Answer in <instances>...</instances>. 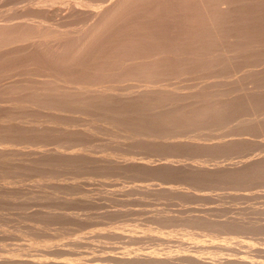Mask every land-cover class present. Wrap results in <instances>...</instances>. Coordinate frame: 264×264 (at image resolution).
<instances>
[{
    "label": "rangeland",
    "instance_id": "374dc122",
    "mask_svg": "<svg viewBox=\"0 0 264 264\" xmlns=\"http://www.w3.org/2000/svg\"><path fill=\"white\" fill-rule=\"evenodd\" d=\"M102 1V2H101ZM112 1V2H111ZM0 0V21L3 20L0 23L1 26V35H0V39L3 37H1L2 35H6V37H4V40H0L1 41V47H0V207H2V209L0 208V256L2 258V256L4 257V259L0 258V264H28V262L25 263L24 260L31 262L30 264H197L199 262V264H209L208 262H215L218 259H222L224 258V260L226 261H220L222 264H228L227 262H229V264H240L242 260V264H245L244 261L248 262L250 260L251 263L255 262H261V263H257V264H262L264 262V257H261L262 253H264V215H261L262 213H264V161H262L261 166L260 163V157H262V160H264V122H262V120H264V0H135V4H134V0H125L122 3H120L119 5L116 6L115 9H113L114 11L112 12L113 15L111 13H106L105 17L107 16L109 17L108 14L112 15V18H108V20L103 19L102 20V25H104L103 29L101 28L102 25H99V21H101V19L99 18L96 19V16H98L100 13V10L98 9L99 7L103 8L104 10L107 7H110L112 5V3L115 2V0ZM141 1V2H140ZM154 1V2H153ZM187 1V2H186ZM221 3H218V2ZM255 1V2H254ZM40 2V3H38ZM91 2V4H90ZM107 2V3H106ZM108 2L110 5H108ZM129 2H132L133 5L130 3V5L128 4ZM139 2V3H138ZM151 2V3H150ZM175 2V3H174ZM178 2V3H177ZM184 2V3H182ZM208 2V3H207ZM211 2V3H210ZM217 2V3H216ZM224 2V3H223ZM81 3V4H80ZM89 3V4H88ZM93 3V4H92ZM102 3V4H101ZM165 3V4H164ZM202 3V5H201ZM207 3V4H206ZM236 3V4H235ZM72 4H75L72 5ZM107 4L106 8L105 5ZM143 4V5H142ZM212 4V5H211ZM219 4V5H218ZM244 4V5H243ZM20 5V6H19ZM23 5V6H22ZM35 5V6H34ZM78 5V7H77ZM85 5V6H84ZM102 5V6H101ZM125 5V6H124ZM127 5V6H126ZM179 5V6H178ZM205 5V6H204ZM210 5V6H209ZM224 5V6H223ZM19 6V7H18ZM28 8L26 9L25 7ZM41 8H40V7ZM87 6V7H86ZM130 6V7H128ZM132 6V7H131ZM220 6V7H219ZM18 7V8H17ZM41 9H39V8ZM43 7V9H42ZM94 10H92V14L91 17L89 16V14H91V11L89 13V10H91L92 8ZM95 7V8H94ZM135 7V8H134ZM140 7V8H139ZM183 7V9H182ZM188 7V8H187ZM213 9H212V8ZM20 8V9H19ZM38 11H37V9ZM75 8V10L73 9ZM88 8V9H86ZM97 8V9H96ZM101 8V10H102ZM163 8V9H161ZM179 8V9H177ZM205 10H204V9ZM222 10H221V9ZM224 8V9H223ZM24 9V10H23ZM68 9V10H67ZM72 9V10H71ZM79 9V10H78ZM124 9V11H123ZM126 9V10H125ZM144 11H143V10ZM177 9V10H176ZM181 9V10H180ZM199 9V10H198ZM16 12H14V11ZM17 10V11H16ZM44 10V11H43ZM74 10V11H73ZM83 10V11H82ZM88 10V11H87ZM99 10V13L97 11ZM122 10V12H121ZM149 10V11H148ZM168 10V12H167ZM172 10V11H171ZM203 10V11H202ZM208 10V11H207ZM220 10V11H219ZM43 11V12H41ZM76 11V12H75ZM81 11V12H80ZM87 11V13L85 14L84 12ZM215 11V12H214ZM8 12V13H7ZM18 12V13H17ZM25 12V13H24ZM27 12V13H26ZM31 15H30V13ZM46 12V13H45ZM66 12V13H65ZM95 12H97L95 14ZM193 12V13H192ZM14 13V14H13ZM22 13V14H21ZM83 13V14H82ZM89 13V14H88ZM122 13V14H120ZM186 15H185V14ZM188 13V14H187ZM204 13V14H203ZM20 14V15H19ZM38 14V15H36ZM48 14V15H47ZM55 14H60V15H64L63 16H59V15H55ZM88 14V15H87ZM190 14V15H189ZM203 14V15H202ZM10 17H8V16ZM18 15V16H17ZM47 15V16H46ZM71 15V16H69ZM84 15V16H83ZM117 15V16H116ZM120 15V16H118ZM176 17H175V16ZM206 15V18H205ZM211 15V16H210ZM213 15V16H212ZM6 17V19L4 17ZM12 16L14 18V16H16V19L14 18V20L16 21L15 23H13L14 21H12ZM23 16V18H21ZM36 16L35 19H32ZM57 16V17H56ZM88 16V17H87ZM114 16V19H113ZM160 16V17H159ZM170 16V17H169ZM173 16V17H172ZM221 16V17H220ZM28 17V18H27ZM30 17V18H29ZM50 17V18H49ZM72 17V18H71ZM84 17H87L86 19ZM94 17V18H93ZM130 17V18H129ZM137 17V18H136ZM141 17V18H140ZM164 17V18H163ZM185 17V18H184ZM189 17V20H188ZM193 17V18H191ZM197 17V19H196ZM10 18V19H8ZM44 18V20H43ZM54 20H53V19ZM58 18V19H57ZM60 18V19H59ZM62 18V19H61ZM70 18V21H69ZM95 19L94 21H91V19ZM103 18V17H102ZM133 18V20H132ZM148 18V19H147ZM209 18V19H208ZM22 20V22L17 20ZM39 19V20H38ZM42 19V21H41ZM47 19V20H46ZM56 19V21H55ZM65 19V20H64ZM85 19V21H84ZM88 19V20H87ZM92 19V20H93ZM138 19V20H137ZM168 19V20H167ZM194 19V20H193ZM24 20V21H23ZM34 20V21H33ZM58 20V21H57ZM64 20L66 22L63 23ZM98 22H97V21ZM107 21V25H106V21ZM117 20V21H116ZM150 20V21H149ZM205 20V22H204ZM9 21H12L11 24H15V25H8ZM18 21V23H17ZM40 21V22H39ZM55 21V22H54ZM105 21V23H104ZM174 21V22H173ZM199 21V22H198ZM35 22V23H33ZM47 22V24H49L50 22L55 25L56 22L59 23V25H64L63 28L60 26L59 28L57 26L55 27V25L53 26V24H49L51 29H53L51 26L55 27V29L57 28L56 32L52 31L53 35L52 36L50 31L47 30L48 26L47 25L45 27V24H43ZM70 24H69V23ZM91 22V23H90ZM94 22V23H93ZM99 25L98 28H100L99 30H101L99 32V30L95 29L97 24ZM113 22H115L113 24ZM165 22V23H164ZM168 22V23H167ZM198 22V23H197ZM223 22V23H222ZM241 22V23H240ZM247 22V23H246ZM5 23V24H4ZM18 25H17V24ZM21 23L24 24L21 25ZM35 24V26L37 28H40L39 26H43L44 28H46V30L44 28L38 29L36 30L33 26V24ZM39 23V25H37ZM41 23V25H40ZM100 23V24H101ZM104 23V24H103ZM109 23V24H108ZM118 23V24H117ZM187 23V24H186ZM193 23V24H192ZM213 23V24H212ZM20 24V27H19ZM29 25L28 27L26 25ZM83 24V25H82ZM84 24L89 27H86L87 29L84 27ZM122 24V25H121ZM156 24V25H155ZM191 26H188V25ZM197 24V25H196ZM207 24V25H205ZM213 26H212V25ZM5 25V26H4ZM17 25V26H16ZM69 27H68V26ZM72 25V26H70ZM106 25V26H105ZM112 25V26H109ZM116 25V26H115ZM126 28H125V26ZM131 25V26H130ZM187 25V26H186ZM196 25V26H195ZM220 25V26H219ZM235 25V26H234ZM9 27L8 29H6V27ZM15 26V27H14ZM22 26V27H21ZM33 26V27H31ZM82 26V28H81ZM95 26V27H92ZM114 26V27H113ZM134 26V27H133ZM163 26V27H162ZM186 26V27H185ZM26 27V28H24ZM67 27L71 30H68ZM92 27L94 30L89 28ZM124 27V28H123ZM129 27V28H128ZM173 27V28H172ZM175 27V28H174ZM213 27V28H212ZM216 27V28H215ZM221 27V28H220ZM3 28L5 29V31L7 30L8 32H5L3 30ZM21 28V29H20ZM34 28V29H33ZM60 28L63 29V32L60 31ZM66 28V29H65ZM85 28V29H84ZM108 28V29H107ZM153 28V29H152ZM168 28V29H167ZM189 28V29H188ZM198 28V29H197ZM201 28V29H200ZM215 28V29H214ZM244 28V29H243ZM29 31H28V30ZM59 29V30H58ZM82 29V30H81ZM84 29V30H83ZM107 29V30H106ZM111 29V30H110ZM133 29V31L131 30ZM172 29V30H171ZM183 29V30H182ZM187 29L189 31V33L187 32ZM34 30V31H33ZM36 30V32H35ZM81 30V33H80ZM93 32H92V31ZM95 30H97V34L95 33ZM146 32H145V31ZM199 30V31H198ZM12 31V32H11ZM19 31V32H18ZM33 35H31V32ZM41 31V32H40ZM43 31V33H42ZM59 31V34H57ZM85 31L84 36H86V34H88L89 32L92 34V36L90 35L91 38L93 39H88L89 36L85 37L83 36V32ZM118 31V32H117ZM180 31V32H179ZM222 33H221V32ZM246 31V32H245ZM28 32L30 34H28ZM40 34H39V33ZM47 33V36H49V34L54 38L52 39V37L50 39H46L45 37V33ZM61 32V33H60ZM66 32V33H65ZM73 34H72V33ZM137 32V33H136ZM163 32V33H162ZM177 32V33H176ZM187 32V35H185ZM206 32V33H205ZM244 32V33H243ZM5 33V34H4ZM8 33V34H7ZM11 33V34H10ZM17 33V34H16ZM23 33V34H22ZM36 33V35H34ZM37 33L39 35H37ZM41 33L44 35L43 39L41 37ZM71 33V34H69ZM89 33V34H90ZM142 33V34H141ZM146 33V34H145ZM149 33V34H148ZM20 34V35H19ZM26 34H28V36H26ZM56 34L58 36V40L56 39ZM61 34V39H59V35ZM62 34H65V37H62ZM88 34V35H89ZM96 34V35H94ZM158 34L160 35V37L158 36ZM171 34V35H170ZM201 34V35H200ZM208 36H207V35ZM216 34V35H215ZM229 34V35H228ZM30 35V36H29ZM67 35V36H66ZM72 35V36H71ZM147 35V37H146ZM156 35V36H155ZM196 35V36H195ZM17 36V37H16ZM26 36V37H24ZM39 36V37H38ZM64 36V35H63ZM81 36V37H78ZM82 36L83 39L85 40L82 41ZM145 36V37H144ZM182 36V38H181ZM185 36V37H184ZM187 36V37H186ZM192 38H191V37ZM195 36V37H194ZM222 36V37H221ZM10 37V38H9ZM21 37V38H20ZM30 37V38H29ZM32 37V38H31ZM41 37V38H40ZM50 37V36H49ZM47 37V38H49ZM76 42H73V38ZM81 38V41L84 42L85 44L83 45L81 41H79ZM96 37V38H95ZM125 37V38H124ZM141 37V38H140ZM144 37V38H143ZM189 37V38H188ZM226 37V38H225ZM7 38V39H6ZM18 38V39H17ZM20 38V39H19ZM34 38V39H33ZM36 38V40H35ZM63 38V40H62ZM66 40H65V39ZM72 38V39H71ZM102 38V39H101ZM139 38V39H138ZM27 41H26V40ZM31 39V40H29ZM40 39V40H39ZM97 39V40H96ZM151 39V40H150ZM177 39V40H176ZM183 39V40H182ZM187 42L185 43L186 40ZM211 39V41H210ZM223 39V40H222ZM43 40V41H41ZM70 42H69V41ZM95 42H94V41ZM101 40V41H100ZM150 40V41H149ZM166 40V41H165ZM194 40V41H193ZM23 41V43H22ZM34 41V42H33ZM41 41V42H40ZM47 41V43H46ZM52 43H51V42ZM56 42V44L54 42ZM62 41H66V43L62 42ZM88 41V42H87ZM91 41L93 42V45L91 44ZM121 41V42H120ZM141 41V42H140ZM144 41V42H142ZM147 41V42H146ZM154 41V42H151ZM164 41V42H163ZM193 42L192 43L190 42ZM215 41V42H214ZM218 41V42H217ZM31 42V43H30ZM45 42V43H44ZM49 42V43H48ZM78 42V43H77ZM90 42V43H89ZM119 42V43H118ZM134 42V43H133ZM227 42V43H226ZM4 43V44H3ZM31 44L29 46V44ZM33 43V44H32ZM44 43V44H43ZM82 46H81V44ZM89 45H88V44ZM137 43V44H136ZM139 43V44H138ZM142 43V44H141ZM150 43V44H148ZM154 43V44H153ZM158 43V44H157ZM163 43V44H162ZM177 43V44H176ZM180 43V44H179ZM191 43V44H190ZM21 47H20V45ZM25 44V45H24ZM42 44V45H41ZM49 46H48V45ZM69 46H66L68 45ZM71 44H75V45H71ZM84 48V50L82 49L81 52V47L79 45ZM145 44V46H143ZM156 44L158 46H156ZM163 46H162V45ZM176 44V47H175ZM187 46H186V45ZM35 45V46H34ZM37 45L40 47L39 49L37 48ZM47 45V46H45ZM56 45V46H55ZM138 47H137V46ZM150 45H152L150 47ZM161 45V46H159ZM168 45V46H167ZM172 45V46H171ZM180 45V46H179ZM184 45V46H183ZM190 45V46H189ZM18 46V48H17ZM32 46V47H31ZM65 46V47H64ZM78 46V47H77ZM107 46V47H106ZM134 46V47H133ZM141 46V47H140ZM151 48V49H155V53L153 52L154 50L151 49H143L145 48ZM31 47V50L29 49ZM68 47V48H66ZM71 47V48H70ZM77 47V48H76ZM101 47V48H100ZM120 47V48H119ZM143 47V48H142ZM157 47V48H155ZM159 47V49H158ZM168 47V48H167ZM187 47V48H186ZM232 47V48H231ZM15 48V49H14ZM33 48V49H32ZM36 48V49H35ZM42 48L44 50H42ZM49 48V49H47ZM74 48V49H73ZM77 49V53L79 52V54L76 53V51H71V50H76ZM80 48V50H79ZM91 48V50H90ZM94 48V49H93ZM114 48V49H113ZM130 48V49H129ZM136 48V49H134ZM139 48V49H138ZM166 49V50H173L172 52H168V56L165 51H162V49ZM176 48V50L174 49ZM178 48V50H177ZM181 48V49H180ZM186 48V49H185ZM18 49V50H17ZM35 49V50H34ZM52 49H55V51L53 50V52L51 51ZM57 49V50H56ZM87 51H86V50ZM111 49V50H110ZM139 51H138V50ZM142 49V50H141ZM158 49L159 51L156 52ZM192 49V50H191ZM5 50V51H4ZM42 51L41 53L38 52ZM119 50V51H118ZM133 50V51H132ZM135 50V51H134ZM148 52H147V51ZM188 52H185L187 51ZM30 51V52H29ZM43 51H47L45 53H43ZM142 51V52H141ZM183 51V53H182ZM192 51V52H190ZM38 52V53H37ZM50 54H49V53ZM52 52V53H51ZM58 52V53H56ZM74 53V56H77L74 58V56H72V53ZM135 52V53H134ZM144 52V53H143ZM153 52V53H152ZM166 53V54H162V53ZM175 52V54H174ZM180 52V53H179ZM190 52V53H189ZM31 53V54H29ZM56 53V54H55ZM70 53V54H69ZM134 53V54H132ZM139 53V54H138ZM149 55H148V54ZM162 54V57L160 54ZM171 53V54H170ZM186 53L187 57H186ZM189 53V54H188ZM194 56H192V54ZM212 53V55H211ZM36 54V55H35ZM40 54V55H39ZM42 54V56H41ZM45 54V56H44ZM47 54V55H46ZM57 55V56H53V55ZM61 54V55H60ZM77 54V55H76ZM81 54V55H80ZM100 54V55H98ZM132 54V55H129ZM140 55L139 57L136 55ZM147 54V55H146ZM154 54V55H153ZM159 57H158V55ZM191 54V55H190ZM37 55L39 57H37ZM51 57L49 58L48 57ZM60 55V56H59ZM80 55V56H79ZM136 57L137 60H134V56ZM153 55V56H151ZM156 55V57H155ZM164 55V56H163ZM175 57H174V56ZM183 57H182V56ZM221 55V56H220ZM26 56V57H25ZM44 56V57H43ZM132 56V57H131ZM147 57L146 60L143 61V59H145L144 57ZM179 56V57H178ZM192 56V57H191ZM208 56V57H207ZM29 57V58H28ZM37 57V58H36ZM47 57V59L45 58ZM55 57V58H54ZM58 57V59L56 58ZM62 57V58H61ZM95 57V58H94ZM143 57V59H142ZM150 57H153V61L150 62ZM155 57V58H154ZM164 57V58H163ZM167 57V58H165ZM177 57V58H176ZM199 57V58H198ZM54 60H53V59ZM63 61H61V59ZM134 58V59H131ZM150 58V59H148ZM218 58V59H217ZM73 59V60H72ZM81 59V60H80ZM94 59V60H93ZM97 59V60H96ZM109 59V60H108ZM114 59V60H113ZM140 59L141 64H140ZM157 59V60H155ZM162 59V60H161ZM178 59V60H177ZM189 59V60H188ZM194 61H192V60ZM215 59V60H213ZM53 60V61H52ZM57 60V61H56ZM75 60V61H74ZM77 60V61H76ZM122 60V61H121ZM160 60V62L158 61ZM170 60V61H169ZM175 60V61H174ZM185 60V62L183 61ZM187 60V62H186ZM57 63H56V62ZM60 61V63H58ZM138 66H136L135 62ZM154 61H158L157 63H154ZM162 61V64H161ZM170 62L169 64L167 62ZM173 61V62H172ZM51 62V63H50ZM55 62V63H53ZM64 62V63H63ZM65 62H70L69 64ZM76 62V64H75ZM118 62V63H117ZM166 62V63H165ZM180 62V63H178ZM183 62V64L181 63ZM189 62V63H188ZM195 62V63H194ZM24 65H23V64ZM62 63V64H61ZM85 63V64H84ZM116 63V64H115ZM123 63V65H122ZM148 64L151 63L150 67L149 66H143V64ZM177 63V64H176ZM185 63V64H184ZM53 64V65H51ZM95 64V65H94ZM120 64V67L117 65ZM133 64H135L133 66ZM155 65L153 67L157 68L156 72L154 71L155 69L152 68V65ZM158 64V65H157ZM159 64L163 65V69L162 70V66ZM171 64V65H170ZM173 64V65H172ZM192 64V65H191ZM45 65V66H44ZM59 65V66H58ZM65 65V66H64ZM82 65V66H81ZM170 65V67H169ZM180 65V66H179ZM185 65V66H184ZM64 66V67H63ZM70 69V71L67 69ZM70 66V67H69ZM104 66V67H103ZM142 67L146 70L148 69H152V73H158L159 70V74H156V77L154 74H152L149 71V73L145 71L142 72L141 69L142 68H138V67ZM158 66L161 67L158 69ZM167 66V67H166ZM172 66L174 68H172ZM193 66V67H192ZM199 66V67H198ZM15 67V68H14ZM62 67V68H61ZM66 67V68H65ZM83 67V68H82ZM85 67V68H84ZM100 67V68H99ZM132 67V68H131ZM137 67V68H136ZM208 67V68H207ZM50 70H47V69ZM60 68V69H59ZM65 68V69H63ZM96 68V69H95ZM120 68V69H119ZM135 71H134V69ZM169 68V69H168ZM176 68V69H175ZM179 68V69H178ZM191 68V69H190ZM23 69V71H22ZM26 69V70H25ZM53 69V70H52ZM55 69V70H54ZM99 69V70H98ZM123 69V70H122ZM133 69V70H132ZM139 71H138V70ZM154 69V70H153ZM175 69V70H173ZM178 69V70H177ZM184 69V70H183ZM28 70V72H27ZM31 70V72L29 73V71ZM58 70H62V71H58ZM64 70V72H63ZM82 70V71H81ZM87 70V71H86ZM106 70V71H105ZM113 70V71H112ZM121 70V71H120ZM130 70V71H129ZM139 73H136L137 71ZM170 70V71H169ZM173 72H172V71ZM177 70V71H176ZM183 70L184 73L181 71ZM193 70V71H190ZM41 74L40 76L38 74ZM46 71V72H44ZM69 71V72H68ZM163 71V72H162ZM165 71V72H164ZM167 71V72H166ZM181 71V72H180ZM211 71V72H210ZM19 72L21 74H19ZM49 72V73H48ZM67 72V73H66ZM83 72V73H82ZM93 72V73H92ZM95 72V73H94ZM115 72V73H114ZM118 72V73H117ZM120 72V73H119ZM129 72V73H128ZM180 72V73H179ZM195 72V73H194ZM12 73V74H11ZM26 73V74H25ZM47 73V74H46ZM56 73V74H55ZM64 73V74H63ZM102 73V74H101ZM126 75H125V74ZM131 73V75H130ZM134 73H136V77L134 76ZM148 75H147V74ZM154 75L152 77V75ZM182 73V74H181ZM28 74V75H27ZM43 74V76H42ZM50 74V76L48 75ZM53 74V75H52ZM68 74V75H67ZM90 74V75H89ZM123 74V75H122ZM165 74V75H164ZM167 74V75H166ZM9 75V76H8ZM48 77H47V76ZM98 75V76H97ZM138 75V76H137ZM163 75V76H162ZM174 75V76H173ZM193 75V76H192ZM12 76V77H10ZM21 76V77H20ZM48 80H47V78ZM52 76V78H51ZM97 76V77H96ZM142 78H141V77ZM146 76V77H145ZM149 76V77H148ZM165 76V77H164ZM14 77V78H13ZM17 77V78H16ZM19 77L21 79L22 82H20ZM31 77V79H30ZM35 77V78H34ZM57 77V78H56ZM69 77V78H68ZM73 78L74 80L72 81L71 78ZM134 77V78H132ZM138 77V78H137ZM152 77V78H151ZM158 77V78H157ZM163 77V78H162ZM170 77V78H169ZM177 79H176V78ZM11 78V80H9ZM33 78V79H32ZM37 78V79H36ZM47 80H41V79ZM51 78V79H50ZM57 80H55V79ZM59 78V79H58ZM76 78V79H75ZM98 78V79H97ZM146 78V79H145ZM154 78V79H153ZM157 78V79H156ZM194 78V79H193ZM197 80H196V79ZM213 78V79H212ZM217 78V79H216ZM235 78V79H234ZM25 79V80H24ZM27 79V80H26ZM51 81H50V80ZM54 79V80H53ZM61 79V80H60ZM81 79V81L79 80ZM85 81H84V80ZM137 79V80H135ZM149 79V80H148ZM151 79V81H150ZM164 79V80H163ZM176 79V80H175ZM179 79V80H178ZM183 79V80H182ZM215 79V80H214ZM33 82H31V81ZM38 80V81H37ZM59 80L61 82H59ZM62 80L66 81L63 82ZM77 80V81H76ZM90 80V81H89ZM105 80V81H104ZM129 80V81H128ZM159 80V81H158ZM172 80V81H171ZM196 80V81H195ZM203 80V82H202ZM12 81V82H11ZM15 81V82H14ZM19 83H18V82ZM26 81V82H25ZM28 81H30L31 83H29ZM39 86H37L35 83ZM42 81V82H41ZM44 81V82H43ZM49 81V82H48ZM53 81V82H52ZM58 81V83H57ZM75 81V82H74ZM92 81V82H91ZM104 81V82H103ZM127 81V82H125ZM138 81H143V82H138ZM155 81V82H154ZM174 81V82H173ZM207 81V82H206ZM214 81V82H212ZM217 81V82H216ZM18 84H17V83ZM71 82V83H70ZM81 82V83H79ZM87 83V84H84ZM94 82V83H93ZM147 82V83H144ZM170 82V83H169ZM9 83V86H8ZM22 83V85L20 86L19 84ZM47 85L44 86V84ZM49 83V84H48ZM52 83V84H51ZM62 83V86H61ZM76 83V84H75ZM92 83V85H91ZM106 83V84H105ZM108 83V86H107ZM168 83V84H167ZM199 83V84H198ZM11 84V85H10ZM28 84V85H27ZM35 84V86H34ZM43 86H42V85ZM54 84V85H53ZM56 84V86H55ZM66 84V85H64ZM72 84V85H71ZM83 84V85H82ZM89 84V85H88ZM94 84V86H93ZM98 84V85H97ZM101 87L103 86L105 88V90L108 92L104 93L96 91L98 89H96L95 87L99 88L100 90V85ZM120 84V85H119ZM139 84V85H138ZM144 85V86H141ZM154 84V85H153ZM156 84V85H155ZM162 84V85H161ZM7 85V86H6ZM14 85H17L15 87H17V89L14 87ZM26 86L25 88L22 86ZM32 87L30 88L29 87ZM50 87H49V86ZM75 85V86H74ZM91 85V86H90ZM97 85V86H96ZM116 85V86H115ZM124 85V86H123ZM147 85V86H146ZM74 86V88L72 89V87ZM78 86V87H77ZM86 86V87H85ZM110 86V87H109ZM114 86V87H113ZM135 86V87H133ZM138 86V87H137ZM151 86V89L149 88ZM222 86V87H221ZM14 88L13 91L12 89L9 88ZM20 89H19V88ZM22 87V88H21ZM37 87V88H36ZM43 87V88H42ZM45 87V88H44ZM62 87V88H61ZM144 87V88H143ZM149 90H148V88ZM163 87V88H162ZM185 87V88H184ZM4 88V89H3ZM64 88V89H63ZM110 88V89H109ZM133 88V89H132ZM136 88H140V89H136ZM142 88V89H141ZM6 89V90H5ZM23 89V90H21ZM44 89V90H43ZM80 89V90H79ZM96 89V90H95ZM123 89V90H122ZM145 89V90H143ZM197 89V91H196ZM203 89V90H202ZM215 89V90H214ZM11 90V93H10ZM19 90V91H17ZM75 90H79L76 91ZM86 91L83 93V91ZM95 90V92L93 91ZM110 90V91H109ZM118 90V91H117ZM135 90V91H134ZM137 90V91H136ZM142 90V91H140ZM261 90V91H260ZM8 91V92H7ZM22 91V92H21ZM82 91V93H80ZM101 91L102 88H101ZM112 91V92H111ZM130 91V92H129ZM156 91V92H155ZM159 91V92H158ZM200 91V93H199ZM202 91V92H201ZM17 92V93H16ZM26 92V94H25ZM80 94H79V93ZM93 92V93H92ZM135 92V93H134ZM53 93V94H52ZM98 94L101 93L100 97H97V95H92L91 94ZM105 93L106 96H105ZM118 93V94H116ZM128 93V94H127ZM192 93V94H191ZM196 95H195V94ZM262 93V94H261ZM11 94V95H10ZM70 94V95H69ZM73 94V95H72ZM76 96H75V95ZM88 94V95H87ZM110 94V95H109ZM123 94V95H122ZM213 94V95H212ZM55 97H54V96ZM90 95V96H89ZM127 95V96H126ZM168 95V96H167ZM207 95V96H206ZM5 96V97H4ZM49 96V97H48ZM94 96V97H93ZM106 101H102L103 98ZM139 96V97H138ZM53 97V98H52ZM80 97V98H79ZM92 97V98H91ZM97 97V98H96ZM108 97H110L108 99ZM113 97V98H112ZM123 97V100H122ZM153 97V98H152ZM84 98V99H83ZM99 98V99H98ZM148 98V99H147ZM215 98V100H214ZM223 98V100H222ZM252 98V99H251ZM259 98V99H258ZM14 99V100H13ZM55 99V100H54ZM80 99V100H79ZM93 100L94 102L98 103H94L91 100ZM98 99V100H97ZM177 99V100H176ZM188 99V100H187ZM48 100V101H47ZM98 102H97V101ZM100 100V101H99ZM191 100V101H190ZM218 100V101H216ZM228 100V101H227ZM248 100H251L248 102ZM62 103H61V102ZM220 101V102H219ZM58 102V103H57ZM88 104H86V103ZM90 102V103H89ZM180 102V104L178 103ZM182 102V103H181ZM186 102V103H184ZM190 102V103H189ZM195 102V103H194ZM208 104H207V103ZM219 104H218V103ZM222 102V103H221ZM238 102V103H237ZM249 105H247L248 103ZM25 103V104H24ZM31 103V104H30ZM34 103V105H33ZM38 103V104H37ZM80 103V106H79ZM104 105H103V104ZM110 103V105H109ZM116 103V104H115ZM155 103V104H154ZM199 105H198V104ZM216 103V105H214ZM246 103V104H245ZM256 103V104H255ZM3 104V105H2ZM19 104V105H18ZM24 104V105H23ZM30 104V105H29ZM36 104V105H35ZM47 104V105H46ZM51 104V105H50ZM54 106H53V105ZM73 105V106H70ZM75 104V105H74ZM96 105V106H89L88 105ZM102 104V105H101ZM158 104V105H157ZM191 104V105H190ZM196 104L198 105V107L196 106ZM209 104L211 106H209ZM233 104V106H232ZM254 104L253 107L255 109H253L252 105ZM40 105V106H39ZM60 105V106H59ZM69 107H67V106ZM85 105V106H83ZM169 105L166 109L165 107ZM173 105V106H172ZM207 105V107H206ZM235 105V106H234ZM28 106L29 110H26ZM37 106H39L37 108ZM42 106V107H41ZM45 106V107H44ZM53 106V107H52ZM100 106V107H98ZM106 106V107H105ZM109 106V107H108ZM111 106L113 107V109L111 108ZM122 106V107H121ZM152 106V107H151ZM161 106V108H157ZM165 106V107H164ZM180 106V107H179ZM183 106V108H181ZM194 106L195 109L193 108ZM200 106L204 107L203 111L204 114H206V110H207V114L205 116L203 115L202 111H197L200 110ZM214 106L215 110H219L220 114H218L219 112L217 111V113L214 110ZM220 106V107H219ZM225 106V108L223 107ZM231 108H230V107ZM241 106V107H240ZM9 107V108H8ZM21 107V108H20ZM25 107V108H23ZM31 107V108H29ZM34 107V108H33ZM36 107V109H35ZM46 109H44V108ZM58 107L60 109H58ZM63 107V109H62ZM67 107V108H66ZM72 107V108H71ZM74 107V109H73ZM84 107V108H83ZM91 107V110H90ZM119 107V108H118ZM154 107V108H153ZM173 107V108H170ZM213 108L212 110L209 111V109ZM219 109H218V108ZM235 107V109H234ZM244 107V108H243ZM40 108V109H39ZM48 108V109H47ZM54 108V109H53ZM69 108V109H68ZM79 108V109H77ZM88 108V110L86 109ZM96 108H98V110H96ZM116 108V110H115ZM185 108V109H184ZM188 108V109H187ZM191 110H190V109ZM209 108V109H208ZM224 110H223V109ZM251 108V110H250ZM17 109V110H16ZM62 109V111H60ZM104 109V110H103ZM119 109V110H118ZM160 109V110H159ZM164 109V110H162ZM179 109V110H178ZM222 111H221V110ZM234 109V110H232ZM22 110V111H20ZM39 110L40 113L37 111ZM52 114H49V112ZM57 110V111H56ZM67 110V111H66ZM83 110V111H82ZM87 110V111H86ZM90 110V111H89ZM103 110V111H102ZM107 110V111H106ZM172 110V111H171ZM184 110V111H181ZM186 110V111H185ZM202 110V108H201ZM214 110V111H213ZM232 110V111H231ZM237 110V113L236 111ZM244 110V111H242ZM247 110L249 112H247ZM257 110V114L255 113V111ZM262 110V111H261ZM94 113H92V112ZM96 111V113H95ZM112 111V112H111ZM117 111V112H116ZM138 111V112H137ZM169 111V112H168ZM192 114V111L194 113V111L196 112L195 114H192L196 117V119H194L195 117L192 116L189 112ZM227 111V112H225ZM232 113H230V112ZM11 112V113H10ZM46 112L48 113L46 115ZM61 112V113H60ZM64 112V116H62V113ZM89 112V113H88ZM100 112V114H99ZM172 112V113H170ZM180 112H184L186 113L185 115L180 114ZM214 112V113H213ZM224 112V113H223ZM233 112L236 114H233ZM246 114H245V113ZM39 113V114H37ZM112 113V115H111ZM168 113V114H167ZM202 113V114H201ZM238 113L240 119L238 118ZM242 113V114H240ZM254 113V114H253ZM261 115H260V114ZM42 114H44L43 116H41ZM55 114H58L55 116ZM66 114V115H65ZM69 114V115H68ZM73 114V115H72ZM76 114V115H75ZM86 114V115H84ZM103 114V115H101ZM117 116H116V115ZM180 114V115H179ZM200 114V115H199ZM210 116H209V115ZM226 116L224 117L223 116ZM245 114V115H244ZM251 114V115H250ZM252 114L254 117H252ZM260 117L259 120L257 118V116ZM3 115V116H2ZM22 115V116H21ZM38 115V116H37ZM60 115V117H59ZM95 115V116H94ZM101 117V119L98 117ZM108 115V116H107ZM112 117H111V116ZM122 115V116H121ZM127 115V116H126ZM166 115V116H165ZM174 115V116H172ZM177 115V116H176ZM181 115L182 118L184 116H187V118H183L185 121H181L183 119H181ZM209 117H208V116ZM212 115H216V122L219 121V116L220 119L221 116L224 117L226 119H222V121L219 123L215 122V117L213 116V118L210 119V117H212ZM218 115V116H217ZM231 117H230V116ZM19 116V117H18ZM48 116V117H47ZM58 116V117H57ZM68 116V117H67ZM78 116V120L77 117ZM83 119H82V117ZM110 116V118H109ZM177 118H176V117ZM180 116V117H179ZM191 116V117H190ZM202 116V117H201ZM228 116V118H227ZM235 117V120L231 123V121L233 120V118ZM243 116V117H242ZM246 116H248L247 118L251 121H249L248 119H246ZM256 116V118H255ZM6 117V118H4ZM18 117V118H17ZM33 117V118H32ZM41 119H40V118ZM71 117V119H70ZM74 117V118H73ZM88 117V119L86 118ZM96 117V118H95ZM98 117V118H97ZM104 117V118H103ZM118 117V118H117ZM123 117V118H122ZM171 119H169V118ZM190 117V118H188ZM218 117V118H217ZM251 117V118H250ZM262 117V118H261ZM34 118H36L35 120L37 121L35 123ZM54 118V119H53ZM59 118V119H58ZM65 118V119H64ZM85 118V119H84ZM95 118V119H94ZM174 118V120H173ZM176 118V119H175ZM181 120H178V119ZM208 118V119H207ZM238 118V119H237ZM254 118L256 120H254ZM29 119V120H28ZM53 119V120H52ZM68 119V121H67ZM103 119V120H102ZM106 119V120H105ZM169 119V120H168ZM193 119L195 120V122L199 121V124L202 122V126L198 125L197 123L196 125L192 124L194 121L190 120ZM205 119V121H204ZM208 121H207V120ZM213 119V120H212ZM218 119V120H217ZM232 119V120H231ZM248 120L249 122H246V120ZM253 119V121H252ZM3 120V121H2ZM26 120V121H25ZM31 120V121H30ZM44 120V121H43ZM48 120V121H47ZM63 120V121H62ZM75 120V121H74ZM81 122H80V121ZM85 120V121H84ZM96 120V121H95ZM102 122H101V121ZM126 120V121H125ZM132 120V121H131ZM178 120V121H177ZM186 120L188 122H190V125L188 122H186ZM211 122H210V121ZM223 120L226 122H223ZM228 120L229 124H228ZM245 120L246 124L243 123V121ZM10 121V122H9ZM17 123H16V122ZM59 121L61 123H59ZM67 123H66V122ZM71 121V122H70ZM89 121L90 122V126H89ZM104 121V122H103ZM106 121V122H105ZM114 121V122H113ZM128 121V122H127ZM171 121V122H170ZM180 121V124L178 123ZM203 121L206 123L205 125L207 126H211L212 129H216V130H212L213 132H210V129L206 127H204L205 125H203ZM240 121V123H239ZM257 121V122H256ZM14 122V123H13ZM28 122V123H27ZM40 122V123H39ZM43 122V123H41ZM47 124H45V123ZM53 122V123H52ZM75 122V123H74ZM88 124H87V123ZM92 122H94L92 124ZM108 122V123H107ZM162 122V124H161ZM174 124H173V123ZM177 122V123H176ZM185 122V123H184ZM210 122V123H209ZM214 122V123H212ZM236 122V123H235ZM254 122V123H252ZM8 123V126H7ZM59 123V124H58ZM70 123V125H69ZM81 123V124H80ZM85 123V124H84ZM153 123V125H152ZM223 123V124H222ZM239 123V124H238ZM245 125H243V124ZM249 123V125L247 124ZM258 123V124H257ZM27 126H25V125ZM34 126H30V125ZM50 124V125H49ZM62 124V125H61ZM92 124V126H91ZM166 124V125H165ZM179 124V125H176ZM218 125V126H214V125ZM228 124V125H227ZM232 124V125H231ZM252 124V125H250ZM16 127H15V126ZM39 125H41L40 127H38ZM44 125V126H43ZM49 125V126H48ZM55 125V126H54ZM61 125V126H59ZM72 125V126H71ZM80 125V127H79ZM96 125V126H95ZM106 125V127H104ZM163 125V126H162ZM174 125V129L172 128V126ZM213 125V126H212ZM223 125V126H222ZM228 127H226V126ZM238 125V127H237ZM247 125V126H246ZM36 126V128H35ZM51 126V128H49ZM54 126V127H53ZM63 126L65 128H63ZM89 126V127H88ZM116 126V127H115ZM130 126V127H129ZM151 126H156L153 130L151 128ZM160 127V129L164 128L163 130H158V128ZM165 126V127H164ZM171 126V127H168ZM182 126L180 128V130L176 131V127ZM189 126V127H186ZM192 126V127H191ZM222 126V129L220 130V127ZM234 128H238V130L233 129ZM241 126V130L239 131V128ZM28 127V128H27ZM38 127V128H37ZM44 127V130H43ZM56 127V130H55ZM69 127V128H67ZM93 127V128H92ZM99 127V128H98ZM101 127V129H100ZM108 127V128H107ZM158 127V128H157ZM190 134H187V132ZM202 127V128H201ZM219 127V128H217ZM226 129H225V128ZM230 127H231V131H230ZM260 127V128H258ZM25 128V129H22ZM78 128V129H77ZM80 128V129H79ZM85 128V129H84ZM87 128V129H86ZM90 130H89V129ZM117 128V129H116ZM171 128V129H170ZM188 128V129H187ZM197 128V129H195ZM199 128V129H198ZM201 128V130H200ZM204 128V129H203ZM246 128V129H244ZM17 129L16 132V136L14 135L15 131ZM19 129V131H18ZM30 129V130H28ZM40 129V130H39ZM51 129V131L49 130ZM58 129V130H57ZM60 129V130H59ZM64 129V130H62ZM73 129V130H71ZM91 129L92 132H91ZM96 129V131H95ZM100 129V130H99ZM107 129V130H106ZM170 131H169V130ZM207 129L208 133H206L207 131L205 130ZM229 129V130H228ZM5 132H4V131ZM9 130V131H8ZM14 130V131H13ZM26 130V131H25ZM80 130V131H79ZM104 130V132L102 131ZM113 130V132H112ZM134 130V131H133ZM154 130H158L159 133H161L160 131H162V137H160L158 135V138L154 133L156 131ZM172 130H174V133L172 134H168L170 132H173ZM190 130V131H188ZM192 130H197L195 133L199 134L198 136H195L194 132ZM227 130V132L225 131ZM234 130V131H233ZM253 130V132H252ZM256 130V131H255ZM23 131V134L22 132ZM42 131V132H39ZM44 131V133H43ZM51 133H50V132ZM64 133H63V132ZM82 131V134H81ZM101 131V132H100ZM157 131V132H158ZM183 131V132H181ZM201 131V132H200ZM218 131V132H217ZM244 131V133H243ZM28 132V133H27ZM49 132V133H48ZM61 132V133H59ZM67 132V133H66ZM84 132V133H83ZM107 132V134L105 135V133ZM111 132V133H109ZM117 132V133H116ZM124 132V133H123ZM153 132V133H152ZM167 132V133H166ZM186 132V134H185ZM215 132V133H214ZM222 132V133H221ZM243 134H242V133ZM31 133V134H30ZM41 133V134H40ZM47 133V135L45 134ZM56 133V134H55ZM78 133V134H76ZM80 133V135H79ZM97 133V134H96ZM131 133V134H130ZM152 133V134H151ZM180 133V134H179ZM182 133H184L182 135ZM212 133V135H211ZM218 135H217V134ZM226 133V134H225ZM233 133V134H232ZM238 133V134H237ZM253 133V134H250ZM34 134V136H33ZM38 134V135H37ZM52 134V135H51ZM61 134V135H60ZM92 134V135H91ZM155 137H154V135ZM168 134V135H165ZM193 134V135H192ZM232 134V135H231ZM37 135V136H36ZM42 135V136H41ZM43 135L46 136V138H43ZM72 139H69V137ZM84 135V136H83ZM90 135V136H89ZM108 135V136H107ZM172 135V136H170ZM203 137H201V136ZM206 135V136H205ZM208 135V136H207ZM211 135V136H210ZM217 135V136H216ZM223 135V136H222ZM226 135V136H225ZM230 135V136H229ZM249 135V136H248ZM260 135V136H259ZM24 136V137H22ZM26 136V137H25ZM30 136V139L28 138ZM49 136V137H48ZM54 136V137H53ZM59 136V137H58ZM66 136V137H65ZM86 136V137H85ZM165 136V137H164ZM187 136V137H186ZM205 136V137H204ZM214 136V137H213ZM229 136V137H228ZM241 136V137H240ZM6 137V138H5ZM10 137V138H9ZM14 137V138H13ZM17 137V138H16ZM22 137V138H21ZM35 137V138H34ZM37 137V138H36ZM53 139L51 140L50 139ZM90 137V138H89ZM153 137V138H152ZM177 137V138H176ZM185 137V138H184ZM194 137L196 139H194ZM198 137V138H197ZM210 139H209V138ZM244 137V138H243ZM246 137V139H245ZM6 140H5V139ZM8 138V139H7ZM17 140H16V139ZM19 138V139H18ZM40 138V139H39ZM56 138V139H55ZM82 140H81V139ZM93 138V141H92ZM157 140H155V139ZM163 138V139H162ZM165 138V140H164ZM170 138V139H169ZM176 138V139H175ZM184 138V139H183ZM225 138V139H224ZM228 138V139H227ZM234 138V139H233ZM239 138V139H238ZM243 138V139H241ZM15 139V140H13ZM24 141H22V140ZM38 139V140H37ZM60 139V140H58ZM117 139V140H116ZM191 139V140H190ZM208 139V140H207ZM220 139V141H219ZM233 139V140H232ZM239 141H238V140ZM257 139V140H256ZM261 139V140H260ZM2 140V141H1ZM4 140V141H3ZM27 140V141H26ZM49 140V141H48ZM56 140V141H54ZM65 140V142H64ZM71 140V141H70ZM75 140V141H74ZM80 140V141H79ZM85 140V141H84ZM101 140V141H100ZM104 140V143H103ZM155 140V143H154ZM176 140V142H175ZM182 140V141H181ZM188 140V141H187ZM197 140V142L195 141ZM213 140H215L213 142ZM224 140V142H223ZM232 140V141H231ZM241 140V143H240ZM22 141V142H21ZM40 141V142H39ZM47 143H45V142ZM52 141V142H51ZM54 141V142H53ZM63 141V142H62ZM69 144H68V142ZM113 141V142H112ZM162 141V142H161ZM169 141V142H167ZM178 141H181L179 143H177ZM185 141V142H183ZM192 143H191V142ZM195 141V143H193ZM201 143H200V142ZM217 141V142H216ZM229 141V142H228ZM17 142V143H16ZM34 144L32 145L31 143ZM42 142V143H41ZM56 142V143H55ZM60 142V144L58 143ZM62 142V143H61ZM72 144H71V143ZM87 142V144H86ZM89 142V143H88ZM96 142V143H95ZM183 142V143H182ZM190 142V143H189ZM205 144H204V143ZM208 142L210 144H208ZM219 142V143H218ZM221 142V143H220ZM228 142V143H227ZM244 142V143H243ZM13 143V144H12ZM20 143V144H19ZM41 143V144H40ZM76 143V144H74ZM82 143V144H81ZM150 143V144H149ZM169 143V144H168ZM218 143V146L217 144ZM226 143V144H225ZM238 143V144H237ZM240 143V145H239ZM5 144V145H4ZM12 144V146H10ZM48 144V145H47ZM59 144V145H58ZM64 144V145H63ZM68 144V146H67ZM74 144V145H73ZM92 144V146H91ZM106 144V145H105ZM111 144V145H110ZM130 144H132L133 147L129 146ZM183 144V145H182ZM186 144V145H185ZM195 146H194V145ZM199 144V145H198ZM203 144V145H202ZM207 144V145H206ZM212 144L214 146H212ZM225 144V146H224ZM232 144V145H231ZM234 144L236 146H234ZM17 145V146H16ZM22 145V146H21ZM27 145V146H26ZM53 145V146H52ZM56 145V147H55ZM71 145V146H70ZM104 145V147H102ZM109 145V146H107ZM119 145V146H118ZM124 145V146H123ZM128 145V146H127ZM185 145V147L183 148V146ZM209 145V146H208ZM223 145V147H222ZM228 145V146H227ZM257 145V146H256ZM2 146V147H1ZM24 146V147H23ZM26 146V147H25ZM34 146V147H33ZM46 146V147H45ZM60 146V147H58ZM62 146V148H61ZM66 146V147H65ZM105 146L107 148H105ZM160 146V148H158ZM180 146V147H179ZM192 146V147H191ZM202 146V147H201ZM212 146V147H211ZM220 146V147H219ZM234 148V149H230ZM11 147V148H10ZM23 147V148H22ZM31 147V148H30ZM91 147V148H90ZM110 147V148H109ZM125 147V148H122ZM130 147V148H128ZM139 147V148H138ZM146 147V148H145ZM156 147V148H155ZM175 147V148H174ZM195 147V148H194ZM198 147L200 149H198ZM204 147V148H203ZM210 149V151L208 150V148ZM228 147V148H227ZM3 148V149H1ZM7 148V149H6ZM15 148V149H14ZM17 148V149H16ZM52 148V149H51ZM90 148V149H89ZM97 148V149H96ZM116 148V149H115ZM118 148V150H117ZM121 148V149H120ZM127 148V149H126ZM136 148V149H135ZM138 148V149H137ZM141 148V149H140ZM177 150H174L176 149ZM193 148V149H192ZM216 148H219V151L217 149V151L219 152L217 154ZM224 148V151L223 149ZM226 148V149H225ZM237 148V150H236ZM247 150H245V149ZM259 150H258V149ZM22 149V150H21ZM26 149V150H25ZM36 149V150H35ZM50 149V150H49ZM57 152H56V150ZM92 149V150H91ZM110 149V150H109ZM114 149L116 151H114ZM120 149V150H119ZM131 149V151L129 150ZM149 149V150H148ZM155 152H154V150ZM159 149V150H158ZM209 151V155L207 154ZM212 149V150H211ZM229 149V150H228ZM239 149V150H238ZM255 152H252L254 151ZM11 150V151H10ZM15 150V151H13ZM18 152H17V151ZM31 150V152L29 151ZM34 150V151H32ZM55 150V151H54ZM84 150V151H83ZM91 150V151H90ZM113 150V151H111ZM125 150V151H124ZM127 150V151H126ZM137 150V152H136ZM142 152H141V151ZM158 150V151H157ZM170 150V151H169ZM186 154H182L183 151ZM192 151L193 156H191V153L189 152ZM200 150V151H199ZM201 150L203 152H201ZM206 150V151H205ZM228 150V151H227ZM236 150V151H234ZM242 151V155L240 154ZM247 152L244 153L243 152ZM249 150V151H248ZM21 151V152H19ZM23 151V153H22ZM50 151V152H49ZM60 151V153H59ZM71 151V152H70ZM75 151V152H74ZM77 151V152H76ZM124 151V152H123ZM150 151V152H149ZM159 151H162L163 154H161L162 152H160V156L157 155L156 153H159ZM182 151V152H181ZM214 151V152H213ZM251 151V152H250ZM257 151V152H256ZM259 151V153H258ZM13 152L15 153V155L13 154ZM33 152V153H32ZM38 152V153H37ZM82 152V153H81ZM118 152V153H117ZM128 152V153H127ZM141 152V153H140ZM154 152V153H153ZM170 152V154H168ZM177 154L174 155L173 154ZM188 152L190 154H188ZM194 152L197 154V156L194 154ZM207 152V153H206ZM236 152V153H235ZM240 152V153H238ZM250 152V154H249ZM5 155H4V154ZM11 153V154H10ZM19 153V154H16ZM26 155H25V154ZM45 153L47 155H45ZM52 153V154H51ZM63 153V154H62ZM70 153V154H69ZM123 153V154H122ZM132 153V154H130ZM146 153L148 155H146ZM151 153V154H149ZM204 153V154H203ZM225 153V154H224ZM238 153V154H237ZM244 153V155H243ZM252 153H254L252 155ZM10 154V156H9ZM29 154V155H28ZM41 154V155H40ZM67 154V156H66ZM72 154V155H71ZM87 155V157L85 155ZM139 154V155H138ZM141 154V155H140ZM145 154V155H144ZM153 154V156H151ZM168 154V155H166ZM210 154L212 155L210 157ZM231 154V155H229ZM250 156H249V155ZM262 154V155H261ZM19 155V156H18ZM25 155V156H24ZM36 155V156H35ZM44 155L43 157H40ZM59 155V156H58ZM74 155V156H73ZM80 157H79V156ZM93 155V156H92ZM164 155V156H163ZM169 155H170V159H169ZM181 155V156H180ZM199 155V156H198ZM208 155V156H207ZM226 155V156H225ZM228 155V156H227ZM236 158H235V156ZM237 155L239 156L237 158ZM15 156V157H14ZM21 156V157H20ZM27 156V157H26ZM45 156L47 158H45ZM51 156V157H50ZM72 156V157H70ZM78 156V157H77ZM86 158H85V157ZM130 156V157H128ZM134 156V157H133ZM185 156V158H184ZM260 156V157H259ZM24 157V158H23ZM50 157V158H49ZM63 157V159H62ZM70 157V158H68ZM127 157V158H125ZM155 157V159H154ZM176 157V158H174ZM204 157V158H203ZM205 157H207L205 159ZM13 158V159H12ZM16 160H15V159ZM23 158V159H22ZM82 161H81V159ZM88 158V159H87ZM110 158V159H109ZM149 158V159H148ZM157 158V159H156ZM192 158V159H191ZM202 158V159H201ZM210 158V159H209ZM248 158V159H247ZM250 158L253 160H256L258 164L255 163V161L253 162L252 160H250ZM259 160H258V159ZM25 159V160H24ZM50 159V160H49ZM84 159V160H83ZM151 159V160H150ZM198 159V160H197ZM200 159V160H199ZM204 159V161H202ZM229 159V160H228ZM236 159V160H235ZM238 159V160H237ZM13 162H12V161ZM27 160V161H26ZM53 160V161H52ZM73 160V161H71ZM77 160V161H75ZM144 160V161H142ZM148 160V161H147ZM162 160V161H161ZM180 160V161H179ZM190 163H189V161ZM197 160V162H196ZM244 160V161H241ZM249 160V161H248ZM29 161H31V164ZM84 161V162H83ZM90 161V162H89ZM147 161V162H146ZM158 161V162H157ZM182 161V162H181ZM188 161V164H187ZM199 161V162H198ZM227 161V163H226ZM231 161V162H230ZM236 161V162H235ZM255 163V165H250L248 163ZM4 162V163H1ZM8 162V163H7ZM10 162V163H9ZM13 164H12V163ZM22 164H20V163ZM23 162H25L23 164ZM30 164H29V163ZM65 162V163H64ZM70 162V163H69ZM72 162V163H71ZM79 162V163H78ZM161 162V163H160ZM177 162V164H175ZM184 162V163H183ZM185 162H186V166H185ZM196 162V163H195ZM208 162V163H206ZM213 162V163H212ZM244 164H242V163ZM6 163V164H5ZM37 163V164H36ZM55 163V164H54ZM87 163V164H86ZM128 163V164H127ZM149 163V164H148ZM164 163H166L165 167ZM169 163V164H168ZM183 163V164H182ZM203 163V165H202ZM205 163V164H204ZM211 163V165H210ZM218 167L215 168L216 164ZM225 163V164H224ZM229 163V164H228ZM235 163V165H234ZM250 166V167H246L245 166ZM3 164V165H2ZM12 164V165H11ZM18 166H16V165ZM68 164V165H67ZM93 165L91 167V165ZM120 164V165H119ZM122 164V166H121ZM136 164V165H135ZM141 164V165H140ZM145 164V166H144ZM168 164V165H167ZM170 164H173V168L171 169ZM182 164V166H181ZM190 164H195V166H191ZM198 164V165H197ZM199 164L201 166H199ZM215 164V165H214ZM232 164V165H231ZM2 165V166H1ZM10 165V166H9ZM14 165V166H13ZM22 165V166H21ZM26 165H29L26 167ZM34 167H36L35 169H32ZM39 165V166H38ZM51 165V167H50ZM58 165V166H57ZM85 165V166H84ZM139 165V166H137ZM162 167H161V166ZM176 165V166H175ZM192 167V168H190ZM214 165V166H213ZM7 166V168H6ZM38 166V167H37ZM141 166V167H140ZM144 166V167H143ZM149 166V167H148ZM170 166V167H167ZM179 166V169L178 167ZM203 166V167H202ZM222 166V167H221ZM225 166V167H224ZM230 166V167H229ZM235 166V167H234ZM243 166V167H241ZM5 167V168H4ZM71 167V168H70ZM91 167V168H90ZM137 167V168H136ZM153 167V168H152ZM167 167V168H166ZM174 167H176V169L180 170H176ZM182 171H181V169ZM184 167V168H183ZM199 167V168H198ZM207 167L209 169L207 170ZM213 167V168H212ZM231 167H234L232 169H230ZM236 167H238L237 169H235ZM255 167V168H254ZM262 167V169L260 170V168ZM18 168V169H17ZM43 168V169H42ZM112 168V170H111ZM114 168V169H113ZM136 168V169H134ZM139 168V169H138ZM149 169L150 170H145ZM155 168V169H154ZM164 168H166V170H164V173L162 172ZM170 168V169H168ZM188 168L190 171H188ZM220 169L219 171L217 170ZM224 168H226V170L229 168V174L231 173V171L236 172L237 175H240V173L242 172L243 175L245 177H243L245 180H250L248 182L244 181L243 178H241L243 175L239 176V179L237 178L238 176L232 172L231 174L235 175V176H231L230 175H226L228 174L227 171L225 170L224 172ZM240 168H242V170H246V172L244 173ZM247 168V169H246ZM249 168H252V170H250ZM259 168V169H258ZM26 169L28 170V172L26 171ZM31 169V170H30ZM39 169V170H38ZM122 169V170H120ZM133 169V170H132ZM153 169V171L151 170ZM185 169V170H183ZM195 169L197 171L196 175L193 174ZM202 169V170H201ZM205 169V170H204ZM212 169L214 171V173H217L219 175L218 172H220V174L223 171V174L221 175H215L212 172ZM215 169V170H214ZM235 169V170H234ZM258 169V170H257ZM2 170V171H1ZM6 172H5V171ZM35 170V171H34ZM59 170V172L57 171ZM63 170V171H62ZM95 170V171H94ZM119 170V171H118ZM127 170V171H126ZM129 170V171H128ZM132 170V171H131ZM135 170V171H134ZM147 172V174H145L144 172ZM157 170H159L158 175H157ZM171 170V171H170ZM175 170V171H174ZM186 170L188 171V174L186 173ZM218 172H215V171ZM241 172H240V171ZM12 171V173H10ZM37 171V172H36ZM93 171V172H92ZM112 171V173L110 172ZM114 171V172H113ZM140 171V173L138 172ZM142 171V172H141ZM152 171V172H150ZM155 171V173H154ZM193 171V172H192ZM200 172L197 173V172ZM252 171V172H251ZM262 171V172H260ZM9 172V173H8ZM22 172H26L23 173V175L21 174ZM39 172V173H38ZM50 172V173H49ZM77 172V173H76ZM87 172V173H86ZM92 174H91V173ZM118 172V173H117ZM127 172V173H126ZM149 172V174H148ZM162 172V173H161ZM169 174L167 175L166 174ZM174 172V174L172 173ZM177 172V173H176ZM190 172V173H189ZM240 172V173H239ZM3 173V175H2ZM20 175H19V174ZM57 173V174H55ZM61 173V174H60ZM81 173V174H80ZM132 173V174H129ZM143 173V175L145 176H141ZM151 173V174H150ZM171 173V174H170ZM205 173V174H204ZM226 173V174H224ZM239 173V174H238ZM241 173V174H242ZM258 173L257 175L254 174ZM9 174V175H6ZM17 174V175H16ZM86 174V175H85ZM160 174V175H159ZM165 174V175H164ZM177 174V175H176ZM180 174V175H179ZM182 174H185V178L188 180H184L185 178L182 177ZM190 174V176H189ZM198 174V175H197ZM203 174L205 176H203ZM213 174V175H212ZM254 176H253V175ZM16 175V176H15ZM33 175V176H31ZM37 175V176H36ZM45 175V176H44ZM57 175V176H56ZM119 175V176H117ZM135 179H132V177ZM135 177H134V176ZM152 175V176H149ZM173 175L167 178V176ZM175 175V176H174ZM178 175L181 178L180 181H178L180 179V177H178ZM208 177H207V176ZM222 175L226 176H231V177H226L229 179L228 183H226L227 181H225V177ZM246 175H247V179H246ZM260 175V176H259ZM5 176V177H3ZM25 176L27 178H25ZM44 176V177H43ZM52 176V177H51ZM98 176V177H97ZM137 176V177H136ZM142 177L141 179L139 178ZM194 176H197L194 178ZM202 176V177H201ZM215 176V177H214ZM7 177V180H5ZM22 177V178H21ZM34 177V178H33ZM69 177V178H68ZM117 177V179H116ZM125 177V178H124ZM130 177V178H129ZM147 177V179H146ZM152 179H150V178ZM177 177L179 178L177 180ZM251 177V178H250ZM5 178V179H3ZM20 178V179H19ZM68 178V179H67ZM114 178V181H113ZM166 178V180H165ZM191 178V179H190ZM195 180H193V179ZM199 178H202V180H200ZM214 178V179H213ZM235 178V179H234ZM257 178V180H256ZM13 179V180H12ZM46 179V180H45ZM139 179V180H138ZM145 179V180H144ZM213 179V180H212ZM224 179V180H223ZM232 179L234 180V183L232 181ZM241 179V180H240ZM259 179V180H258ZM4 180V181H2ZM21 180V181H20ZM28 180V181H27ZM40 180V181H38ZM98 180V181H97ZM159 180V181H158ZM164 180V182H163ZM177 180V181H176ZM193 180V181H192ZM202 182H200V181ZM216 180V181H215ZM242 181V183H239V181ZM252 180V181H251ZM2 181V182H1ZM107 183H106V182ZM124 181V182H123ZM126 181V182H125ZM131 181V182H130ZM140 181L142 182V184L140 183ZM206 181V182H205ZM211 181V182H210ZM25 182V183H24ZM47 182V183H46ZM60 182V183H58ZM103 182V183H101ZM119 182V183H118ZM129 182V184H128ZM157 182V183H156ZM179 182V183H178ZM189 182H191L190 184H188ZM194 182V183H193ZM232 182V183H231ZM246 182V183H245ZM12 183V185H11ZM29 183V184H27ZM32 183V184H31ZM46 183V184H45ZM49 183V184H48ZM58 183V184H57ZM71 183V185L69 184ZM74 183V184H73ZM112 183V184H111ZM132 183V184H131ZM153 183V184H152ZM169 185H168V184ZM182 183V184H181ZM185 183V184H183ZM200 184L199 189L202 190L200 191L198 189V186L196 184ZM210 183V185H209ZM213 183V185H212ZM220 183V184H219ZM226 183V186H225ZM6 184V185H5ZM24 184V185H23ZM48 184V186H47ZM52 184V185H51ZM54 184V185H53ZM57 184V185H56ZM61 184V187H60ZM69 184V185H68ZM108 186H107V185ZM134 184V185H133ZM158 184V185H157ZM161 184V185H160ZM165 184V185H164ZM192 184L196 185V187H194ZM202 184L204 186H202ZM208 184V185H207ZM227 184H230L228 186H230L228 188ZM239 184V186H238ZM241 184V185H240ZM258 184V185H257ZM20 185V186H19ZM22 185V186H21ZM31 185V186H30ZM67 185V186H66ZM137 185V186H136ZM140 185V186H139ZM160 185V186H159ZM163 185V186H162ZM189 185V186H188ZM206 185V187H205ZM234 185V186H233ZM241 186V188L239 189L238 187ZM5 186V187H4ZM35 189H34V187ZM38 186V187H37ZM55 186V187H54ZM128 186V187H127ZM142 186V187H141ZM152 186V187H150ZM156 186V187H155ZM169 186V187H168ZM209 186V187H208ZM224 186V187H221ZM244 186V187H243ZM2 187V188H1ZM11 187V188H10ZM38 189H37V188ZM77 187V188H76ZM141 187V188H140ZM162 187V188H161ZM165 187V188H164ZM175 187V189H174ZM205 187V188H204ZM228 189H227V188ZM237 189H236V188ZM253 187V188H252ZM27 188V190H26ZM33 188V189H31ZM74 188V189H73ZM144 188V189H143ZM148 188H150L148 190ZM155 190H154V189ZM161 188V189H159ZM168 188V189H167ZM171 188V189H170ZM173 188V189H172ZM182 188V189H181ZM186 188V189H184ZM195 188V189H193ZM224 188V189H223ZM232 188V189H231ZM235 188V189H234ZM257 188V189H256ZM5 191H4V190ZM43 189V190H42ZM59 189V190H58ZM71 191H70V190ZM78 189V190H77ZM139 189V191H138ZM141 189V190H140ZM146 189V191H145ZM152 189V190H151ZM164 189H166L168 191H164ZM186 191H184V190ZM205 189V190H204ZM212 189V190H211ZM214 189V190H213ZM217 189V190H216ZM227 189V190H226ZM239 189V191H238ZM14 194H12V191ZM17 190V191H16ZM33 190V191H32ZM41 190V191H40ZM56 190V191H55ZM62 190V191H61ZM75 190V191H74ZM81 190V191H80ZM104 190V191H103ZM109 192H108V191ZM127 190V191H126ZM159 190V191H158ZM174 190V192H172ZM177 190V192H175ZM191 190V192H190ZM204 190V191H203ZM210 190V191H209ZM232 190V191H231ZM258 190V191H257ZM260 190V191H259ZM9 191V192H7ZM23 191V192H22ZM28 191V192H26ZM55 191V192H53ZM58 191V192H57ZM65 191V193H64ZM95 191V192H94ZM122 193H119V192ZM131 191V193H130ZM134 191V192H133ZM137 191V192H136ZM154 191V192H153ZM208 191V192H207ZM214 191V192H213ZM217 191V192H215ZM224 191H227L224 192ZM2 192V193H1ZM5 192V193H4ZM34 192V193H33ZM51 192V194H50ZM63 192V195H62ZM156 192V193H155ZM165 192V193H164ZM196 193V195L194 193ZM213 192V194H211ZM219 192L221 194H219ZM224 192V193H223ZM4 193V194H3ZM8 193V194H7ZM32 193V194H30ZM56 193V194H55ZM96 193V194H95ZM114 193V194H113ZM125 195H124V194ZM127 193V194H126ZM135 193V194H134ZM140 193V194H139ZM142 193V194H141ZM146 193V194H145ZM147 193H149L147 195ZM158 193V195H157ZM162 193V194H160ZM176 194L174 195V194ZM199 193V194H197ZM207 193V194H206ZM232 193V194H231ZM234 193V194H233ZM236 193V194H235ZM239 193V194H237ZM262 193V194H261ZM7 194V195H5ZM18 194V195H17ZM28 194V195H27ZM38 194H40L41 196H39ZM55 194V196H54ZM116 194V195H115ZM119 194V195H118ZM166 194V195H164ZM170 194V195H169ZM182 194V198L181 195ZM187 196V198L184 196ZM192 194V195H190ZM206 194V195H204ZM252 194V195H251ZM2 195V196H1ZM30 195V196H29ZM32 195V196H31ZM44 195V196H43ZM50 197H49V196ZM154 195V198H152V196ZM156 195V196H155ZM199 197H198V196ZM202 195V196H201ZM227 197H226V196ZM262 195V196H261ZM17 196V197H16ZM34 196V197H33ZM43 196V197H42ZM52 200H50L48 197ZM79 196V199H78ZM82 196V197H81ZM84 196V197H83ZM93 196V197H92ZM104 196H108L107 198ZM109 196H113L112 198ZM115 196V197H114ZM126 196V197H125ZM141 196V197H140ZM151 196V199L149 198ZM175 196V197H172ZM184 196V197H183ZM189 196V197H188ZM192 196V197H190ZM224 196V198H222ZM231 196V197H230ZM233 196V197H232ZM242 196V198H240ZM4 197V198H3ZM7 197V198H6ZM10 197V198H9ZM22 197V198H21ZM36 197V198H35ZM38 197V198H37ZM40 197V198H39ZM45 197V198H44ZM92 197V198H91ZM120 197V199H119ZM123 197V198H122ZM128 197V198H127ZM131 197V198H130ZM195 197V198H194ZM245 199H244V198ZM249 199H247V198ZM12 198V199H11ZM18 198V200H17ZM19 198H21L19 200ZM25 198V199H24ZM68 198V199H67ZM81 198V199H80ZM114 198V199H113ZM135 198V199H134ZM142 198V199H141ZM145 198V199H144ZM195 199V200H191ZM200 199L198 201V199ZM206 198V199H205ZM9 199V200H7ZM11 199V200H10ZM16 199V200H15ZM47 199V200H46ZM55 199V200H54ZM58 199V200H57ZM61 199V201H60ZM85 199V200H84ZM113 199V200H112ZM119 200V202L117 200ZM124 199H126L127 201H125ZM128 199L130 200V202L128 203ZM132 199V200H131ZM139 199V200H138ZM173 199V200H172ZM180 199V200H178ZM214 199V200H213ZM232 199V200H231ZM236 199V200H235ZM254 199V200H253ZM257 199V200H256ZM259 199V200H258ZM23 200V202L21 201ZM28 200V201H27ZM34 201L32 203H30V201ZM39 200V201H38ZM42 200V201H41ZM45 203H44V201ZM67 200V201H66ZM89 202H88V201ZM124 200V201H123ZM149 200V201H148ZM151 200V201H150ZM170 200V201H169ZM186 200V201H185ZM189 200V201H188ZM242 200V201H240ZM245 200V201H244ZM261 200V201H260ZM9 203H8V202ZM12 201V202H11ZM19 203H17V202ZM38 201V202H36ZM48 201V202H46ZM53 201V202H52ZM58 201V202H56ZM63 201V203H62ZM72 201V202H70ZM80 201L82 203V201H84L82 204H80ZM112 201V202H111ZM115 201V203L113 202ZM117 201V202H116ZM123 201V202H122ZM132 201V202H131ZM135 201H137V204ZM144 201V202H143ZM154 201V203L152 204V202ZM162 201V203L160 202ZM180 201V202H179ZM184 201V202H183ZM208 201V202H207ZM220 201V202H219ZM227 201V202H226ZM247 201V202H246ZM7 202V203H6ZM11 202V203H10ZM27 202V205H25ZM44 205H41V203ZM70 202V203H68ZM86 202V203H85ZM141 202L143 203V205L141 204ZM149 202V203H148ZM151 202V204H150ZM166 202V203H164ZM172 202V203H171ZM179 202V203H178ZM198 202V203H197ZM218 202V203H216ZM262 202V203H259ZM13 203V204H12ZM25 203V204H24ZM34 203H37L36 205ZM57 203V204H55ZM68 205H67V204ZM89 203V204H88ZM96 203V204H95ZM101 203V204H100ZM124 203V204H123ZM133 203V204H132ZM171 203V204H169ZM177 203V204H175ZM192 203V204H191ZM221 203V204H220ZM232 203V204H230ZM252 203V204H251ZM9 204V205H8ZM32 204V206H31ZM34 204V205H33ZM50 207H49V205ZM62 204V205H61ZM64 204V205H63ZM87 204V205H86ZM99 204V205H98ZM108 204V205H107ZM119 204V205H118ZM136 204V205H135ZM173 204V205H172ZM203 204V205H202ZM226 204V205H225ZM230 204V205H229ZM243 206H242V205ZM250 204V205H249ZM262 204V205H261ZM13 207H10V206ZM17 206L16 208L14 207ZM24 205V206H22ZM46 205V207H45ZM48 205V207H47ZM53 205V206H52ZM56 205V206H55ZM58 205V207H57ZM68 207H66V206ZM71 205V206H69ZM74 205V206H73ZM76 205V207H75ZM83 205V206H82ZM85 205V206H84ZM126 205V207H125ZM152 205V206H151ZM168 205V206H167ZM177 207H176V206ZM195 205V206H193ZM198 205V206H197ZM217 205V206H216ZM226 207H225V206ZM253 205V206H252ZM61 206V207H60ZM93 206V208H92ZM98 206V207H96ZM102 206V207H101ZM104 206V207H103ZM179 206V207H178ZM186 206V207H185ZM192 206V211H188V207ZM200 209H197V207ZM220 208H219V207ZM235 209H234V207ZM237 206V207H236ZM239 206V207H238ZM242 206V207H241ZM247 206V207H246ZM250 206V207H249ZM258 206V207H257ZM260 206V207H259ZM24 207V208H23ZM33 207V208H32ZM43 207V208H42ZM52 207V208H51ZM60 207V208H59ZM71 207V208H70ZM73 207V208H72ZM89 207V208H88ZM137 207V209L135 208ZM140 207V208H139ZM150 207H152L151 209H149ZM160 207V208H159ZM166 207L168 208V210H166ZM176 210H175V208ZM182 207V209H181ZM185 207V209L183 210V208ZM196 207V208H193ZM211 207V208H209ZM214 207V208H213ZM216 207V208H215ZM225 207L227 209V211L222 208ZM253 207V208H252ZM256 207V208H255ZM41 208V209H40ZM64 208V209H63ZM70 208V209H69ZM88 208V210H87ZM95 208V209H94ZM121 208V209H120ZM142 208V209H141ZM159 208V209H158ZM163 208V209H162ZM181 210H178V209ZM222 208V209H221ZM229 208V209H228ZM233 209L231 211V209ZM237 208V209H236ZM246 208V209H245ZM255 208V209H254ZM32 211H31V210ZM46 209V210H44ZM85 209V210H84ZM115 209V210H114ZM125 209V210H124ZM140 209V210H138ZM144 209V210H143ZM146 209V210H145ZM162 209V210H161ZM172 209V210H171ZM191 209V208H190ZM208 209V210H206ZM216 211H215V210ZM220 209V210H219ZM251 209V210H250ZM4 212H3V211ZM37 210V211H35ZM40 210V212H39ZM53 210V213H51ZM100 210V213H99ZM108 210V211H107ZM119 210V211H118ZM123 210V211H122ZM130 210V212H129ZM135 210V211H132ZM154 210V211H152ZM160 212H158V211ZM174 210V212H173ZM183 210V211H182ZM195 212H194V211ZM214 210L215 212H217V210L223 212V213H219V211L217 212V214L212 211ZM240 210V211H239ZM249 210V211H248ZM256 210L258 211L257 214L256 211H254V213L256 214H251L250 217H248L250 214L249 213H253L252 211ZM43 211V212H42ZM60 212V216L59 214H57ZM67 211V212H66ZM75 211V212H74ZM91 211V212H90ZM94 211V212H93ZM118 211V212H115ZM125 211V213H124ZM147 213H146V212ZM182 211V212H181ZM185 211V213H184ZM187 211V212H186ZM237 211L241 212H245L246 213V217L248 218H241L243 217V212L238 213ZM248 211V212H247ZM48 215H47V213ZM85 212V213H83ZM90 212V213H89ZM97 212V213H96ZM133 212L134 214L132 215ZM144 212V213H143ZM154 212V213H153ZM158 212V214H157ZM162 212V215H161ZM168 212V213H167ZM192 212V213H191ZM213 212V214L211 213ZM226 212V213H225ZM230 212V214H229ZM38 213V214H37ZM45 213V214H44ZM64 213V214H63ZM95 213V214H94ZM105 213V214H104ZM109 215H108V214ZM118 213V214H117ZM124 213V214H123ZM130 213V214H128ZM171 213V214H170ZM173 213V214H172ZM184 213V214H183ZM192 215L190 217V214ZM196 213V214H195ZM202 213V214H201ZM205 215H204V214ZM238 213V217H233L232 219H228V217L230 215H234L237 216ZM244 213V214H245ZM248 213V216H247ZM25 214V215H24ZM67 214V215H66ZM75 214V216L73 215ZM85 214H89V215H85ZM101 214V216H100ZM128 214V215H127ZM149 214V215H148ZM152 214V215H151ZM156 214V215H155ZM166 214V216H165ZM170 216H169V215ZM178 216H177V215ZM189 216H188V215ZM195 214V215H194ZM215 214V215H214ZM223 214V215H222ZM236 214V215H235ZM30 218H28L27 216ZM46 215V216H45ZM51 215V216H50ZM63 215V216H61ZM84 215V216H83ZM108 217H105V216ZM118 215V216H116ZM121 215V217L119 216ZM141 215V216H140ZM143 215V216H142ZM174 217H173V216ZM180 215V216H179ZM182 215V216H181ZM187 215V216H186ZM199 215V216H197ZM201 215V216H200ZM211 216V217H207V216ZM213 215V216H212ZM229 215V216H228ZM241 217H240V216ZM256 215V217H255ZM12 216V217H10ZM16 216V218H15ZM20 218H19V217ZM22 216V217H21ZM24 216V217H23ZM34 216V217H33ZM93 216V217H92ZM96 216V217H95ZM111 220H110V218ZM116 216V218H115ZM132 216V217H131ZM169 216V217H168ZM173 219H172V217ZM176 216V217H175ZM196 216V217H195ZM204 216V217H203ZM209 219V222L207 223V218ZM215 216V217H214ZM223 218H222V217ZM254 216V218L252 219L251 217ZM259 216V219L258 217ZM261 216V217H260ZM28 219H27V218ZM41 217V219H40ZM58 217V218H57ZM78 217V219H77ZM83 217V218H82ZM88 217V218H86ZM120 217V219H119ZM123 217V218H122ZM138 217H140L138 219ZM145 217V218H143ZM153 217V218H152ZM168 217V218H167ZM185 217V218H184ZM199 217V218H198ZM201 217V218H200ZM227 219H224L226 218ZM245 217V216H244ZM3 218V219H2ZM32 218V219H31ZM48 219V220H45ZM54 220H50V219ZM56 218V219H54ZM64 218V219H63ZM90 218V219H89ZM95 218V220H94ZM97 218V219H96ZM108 221H106V219ZM114 218V220L112 219ZM131 218V219H130ZM134 218V219H132ZM150 218V219H148ZM158 220H155V219ZM160 218V219H159ZM176 218V220H175ZM187 218V220H186ZM190 218V219H189ZM193 218V219H192ZM198 220L196 225L195 224V219ZM198 218V219H197ZM230 218V217H229ZM239 220V222H237V219ZM262 218V219H261ZM58 219V221H57ZM62 221H61V220ZM69 219V222L67 221ZM92 219V220H91ZM130 219V220H129ZM138 219V220H137ZM181 220V222H178V220ZM201 219V220H200ZM206 219V223L203 222V220ZM213 220L210 224V220ZM220 220L222 223H224L223 221L225 220V223L227 224V220H229L228 222V226L226 224H223L218 221ZM224 219V220H223ZM235 219L234 223L233 220ZM240 219L242 220L240 222ZM243 219H248V222L246 223ZM249 219H251V221L249 222ZM258 219V220H257ZM9 220V221H8ZM15 220V221H14ZM19 220V221H18ZM29 220V221H28ZM40 220V222H39ZM42 220V221H41ZM50 220V221H49ZM56 220V221H55ZM60 220V222H59ZM75 220V221H74ZM94 220V222H93ZM99 222H98V221ZM117 220V221H116ZM125 220V221H124ZM133 220V221H132ZM136 220V221H135ZM151 220V221H150ZM153 220V221H152ZM161 220V221H160ZM163 220V221H162ZM171 222H170V221ZM179 220V221H180ZM185 220V221H183ZM191 220L193 221V223L191 222ZM230 220L234 223H230ZM253 220V222H252ZM257 220V221H256ZM6 221V222H5ZM21 221V222H20ZM23 221V222H22ZM45 221V222H44ZM54 225H53V223ZM66 221V222H65ZM78 221V223H77ZM88 221V222H87ZM146 221V222H145ZM156 221V222H155ZM165 221V222H164ZM217 221V222H216ZM8 222V223H7ZM28 222V223H27ZM50 224H49V223ZM58 222V223H57ZM73 222V223H72ZM76 222V223H75ZM80 222L82 224H80ZM98 224H97V223ZM138 222V223H137ZM151 222V223H150ZM173 222V224H172ZM178 222V223H176ZM186 222V224H185ZM190 222V224H189ZM256 222V223H254ZM261 222V223H260ZM6 223V224H5ZM38 223V224H37ZM65 223V224H63ZM68 223V224H67ZM100 223L102 225H100ZM114 223V224H113ZM130 223V224H129ZM144 223V224H143ZM160 223V226H159ZM165 223V225H164ZM176 223V224H175ZM188 223V224H187ZM201 223V225H200ZM232 224V225H229ZM245 225H242L244 224ZM251 223V224H250ZM254 223V224H253ZM9 224H11L9 226ZM24 224V225H23ZM29 224V225H28ZM48 224V225H47ZM75 224V225H74ZM84 224V225H83ZM88 224V225H86ZM92 224V225H91ZM183 224V225H181ZM209 224V225H208ZM217 224V225H216ZM248 224V225H247ZM25 225L27 226L25 228ZM36 225V226H35ZM53 225V226H52ZM58 225V226H57ZM72 226L71 227H69ZM112 225V226H111ZM136 225V226H135ZM138 225V226H137ZM163 225V226H161ZM169 225V226H168ZM171 225V226H170ZM181 225V226H180ZM193 225V226H192ZM258 225V226H257ZM262 225V226H261ZM32 226V228H31ZM38 226V227H37ZM65 226V227H64ZM68 226L70 229H68ZM132 226V227H131ZM141 226V227H140ZM189 226V227H188ZM197 226V227H196ZM206 226V227H205ZM211 226V227H208ZM218 226V227H217ZM223 226V227H220ZM233 228H231V227ZM241 226V228H240ZM243 226L246 228V231L244 230L245 228H243ZM252 226V227H251ZM260 226V227H259ZM24 227V228H23ZM37 227V228H36ZM59 227V228H58ZM61 227V229H60ZM83 227V228H82ZM117 227V228H115ZM164 227V228H163ZM195 227V228H194ZM200 227V228H199ZM203 227V229H202ZM240 229H238V228ZM261 228L259 230V228ZM22 228V230H21ZM31 229L27 230V229ZM34 228V229H33ZM36 228V229H35ZM39 228V229H38ZM46 228V229H45ZM49 228V229H48ZM65 228V229H64ZM76 228V229H75ZM80 228V229H79ZM109 228V229H108ZM155 228V229H154ZM168 228V229H167ZM173 228V229H172ZM177 228V229H176ZM186 228V229H185ZM198 228V229H196ZM207 228V229H206ZM213 228H217L212 230ZM230 228V229H229ZM248 228V229H247ZM253 228V229H252ZM257 230H254V229ZM9 229V231H8ZM26 229V230H24ZM53 229V230H52ZM137 229V230H136ZM226 229L228 230V232L226 233ZM238 229V230H237ZM242 229V231H241ZM13 230V231H12ZM52 230V231H51ZM67 230V231H66ZM71 230V231H70ZM74 230V231H73ZM97 230V231H96ZM108 230L115 232L117 231L119 235H117V233L114 235L110 234L112 232H109ZM115 230V231H114ZM119 230V231H118ZM131 230V231H130ZM160 230V231H159ZM222 233H220L219 232ZM236 230V232L234 231ZM245 232H244V231ZM252 230V231H250ZM262 230V231H261ZM5 233H4V232ZM26 231V232H25ZM33 231V232H32ZM47 233H46V232ZM51 231V232H50ZM107 231L109 232L107 235ZM133 231V232H132ZM167 231V233H166ZM178 231V232H177ZM191 231V232H190ZM198 231V232H197ZM219 233H218V232ZM239 231V232H237ZM261 231V232H260ZM25 232V233H23ZM35 232V234H34ZM55 232V233H54ZM57 232V233H56ZM60 232V233H59ZM67 232V234H66ZM93 232V233H92ZM94 232L99 233V234H94ZM101 232V233H100ZM106 232V233H105ZM154 232V233H153ZM199 234H196V233ZM203 232V233H202ZM216 232V233H214ZM247 232V233H246ZM250 232V234H249ZM254 232V233H251ZM259 232V233H258ZM43 233V234H42ZM64 233V234H63ZM82 233V234H81ZM91 233L92 236L89 234ZM133 233V234H131ZM140 233V234H138ZM168 235H166V234ZM174 233V234H173ZM31 234V235H30ZM52 236H49L51 235ZM55 234V235H54ZM59 234V235H58ZM62 234V235H61ZM79 234V235H78ZM86 234V235H85ZM94 234V235H93ZM114 234V233H113ZM126 234V235H125ZM135 234V235H134ZM145 235L144 237H141ZM151 234L156 235L155 237L151 238ZM176 234V235H175ZM203 234V235H202ZM256 234V236H255ZM21 235V236H20ZM28 235V236H27ZM34 235V236H33ZM48 235V236H46ZM88 235V236H87ZM90 235V236H89ZM102 237H100V236ZM112 235V236H111ZM130 235V236H129ZM131 235L135 236L137 239L134 238L133 241H136V243L132 242V240L129 238H131ZM139 235V236H138ZM153 235V236H154ZM161 235V236H160ZM164 235V236H163ZM193 235V236H192ZM209 235V236H208ZM212 235V236H211ZM241 235V236H240ZM244 235V236H242ZM247 237H246V236ZM250 235H254V236H250ZM260 235V236H259ZM63 236V237H62ZM82 236V237H81ZM99 236V237H98ZM159 236V237H158ZM167 236V237H165ZM237 238H236V237ZM262 236V237H261ZM69 237V238H67ZM78 239L77 242L76 240V244H71V241L73 239ZM91 237V238H90ZM110 237V238H109ZM141 237V240L140 238ZM158 238H167V239H157ZM172 237V238H171ZM185 237V238H184ZM210 237V238H209ZM249 237V238H248ZM251 237V238H250ZM261 237V238H260ZM18 238V239H17ZM84 238V239H82ZM120 238V240H119ZM152 240H150V239ZM155 238V239H154ZM173 238H176L174 240H172ZM181 238V240L179 241V239ZM204 238H208V239H204ZM213 238V239H212ZM219 238V240H218ZM222 238V239H221ZM245 238V239H244ZM143 239V240H142ZM157 239V240H156ZM178 239V240H177ZM184 239V240H183ZM203 239V240H202ZM224 239V240H223ZM231 239V240H230ZM233 239L234 242L236 243V246H233V248L235 249V251L230 250L232 247L229 245H235L232 244L233 243ZM239 241H237V240ZM243 239V240H242ZM252 239V240H251ZM114 240V241H113ZM139 240V241H138ZM146 240V241H145ZM159 240V241H158ZM161 240V241H160ZM164 240H167V242ZM196 240V241H195ZM201 240V241H200ZM209 240V241H208ZM214 240V241H213ZM251 243H249L248 241ZM256 240V241H254ZM74 241V240H73ZM124 241V242H123ZM145 241V242H144ZM232 241V243L230 242ZM247 241V242H245ZM86 242V243H85ZM169 242V243H168ZM180 242V243H179ZM184 242V243H183ZM187 242V243H186ZM199 242L201 244H199ZM216 242V243H215ZM222 242V244L220 243ZM229 242V243H228ZM240 242H244L243 245L242 243L240 244ZM255 242V243H254ZM73 243V242H72ZM124 245H123V244ZM130 243V244H127ZM168 243V244H166ZM176 245H175V244ZM182 243V244H181ZM196 243V245L194 244ZM214 243V244H213ZM238 243V245H237ZM248 243L250 245H248ZM80 244V245H79ZM146 244V245H145ZM149 244V245H148ZM180 244V245H179ZM191 244V245H190ZM192 244L195 245L194 247H192ZM210 247H208L207 245ZM212 244L214 245V247L212 246ZM219 244V247L215 248L216 245ZM230 247H228L227 245ZM257 244V245H256ZM95 247H93V246ZM99 245V246H98ZM103 245V246H102ZM108 247H107V246ZM155 245V246H154ZM164 245V246H163ZM200 245V247L198 246ZM223 250H222V247ZM242 245V246H241ZM248 245V249L247 246ZM252 245V246H251ZM89 248H88V247ZM91 246V247H90ZM130 246V247H129ZM144 246V247H143ZM148 246V247H147ZM207 246V247H205ZM225 246V247H224ZM227 248H229L228 250H225ZM251 246V247H250ZM260 246V247H259ZM102 247V248H100ZM104 247V248H103ZM167 247V248H166ZM178 247V248H177ZM198 247V248H197ZM253 247V248H252ZM57 250H55V249ZM110 248V249H109ZM117 248V249H116ZM201 248V249H200ZM204 248V250H203ZM225 248V249H224ZM240 251H239V249ZM258 250H256V249ZM262 250H261V249ZM49 249V250H48ZM53 249V250H52ZM70 249V250H69ZM95 249V250H93ZM101 249V250H100ZM193 249V250H192ZM253 249V250H251ZM55 250V251H54ZM160 250V251H159ZM184 250V252H183ZM192 250V251H191ZM261 250V251H259ZM83 251V252H82ZM101 251V252H100ZM117 251V252H116ZM143 251H147L146 253H149V251H151L149 254H144ZM168 251L171 253L169 255ZM175 251V252H174ZM230 251V252H229ZM254 251V252H253ZM259 251V252H258ZM58 252V253H57ZM142 253V254H139ZM167 252V253H166ZM196 252V253H195ZM201 254H200V253ZM74 253V254H73ZM76 253V254H75ZM101 253V254H100ZM137 253V254H136ZM163 255L164 259V255L166 254L167 256H169L170 260L167 261V256L165 255L166 260H161L158 258H160V256L158 258L155 257V255ZM165 253V254H164ZM176 255V253H178L179 255H177L175 257V255H173L174 257V261L171 259L172 254ZM184 253H189L188 255L190 256V259H186V261L182 260L183 256L186 257L187 254L185 255ZM192 255H191V254ZM205 253V254H204ZM210 253V254H209ZM229 253V254H228ZM234 253V254H233ZM242 253V254H241ZM255 253H257V255H255ZM105 254V255H104ZM151 254V255H150ZM195 257H194V255ZM207 254V255H206ZM227 254V255H226ZM239 254V255H238ZM259 254V255H258ZM262 254V255H261ZM95 255V256H94ZM100 255V256H99ZM107 255V256H106ZM113 255V256H111ZM138 255V256H136ZM139 255L145 257L147 260H139ZM199 257L200 259H198L197 257ZM220 255L222 258H220ZM238 255V257L236 256ZM240 255H242V257H240ZM255 255V256H254ZM85 256V257H84ZM91 256V257H90ZM104 256V257H103ZM123 256V257H122ZM131 256L133 258L136 259H129ZM154 261H152L151 259H148L149 257ZM180 256V257H179ZM182 256V257H181ZM191 256L197 259L195 260H200V261H195L194 259L191 258ZM226 256V257H225ZM232 256V257H231ZM235 256V257H234ZM50 257V258H49ZM57 257V258H55ZM63 257V258H62ZM112 257V260L110 259ZM115 259H114V258ZM128 257V258H127ZM138 257V258H137ZM214 257V258H213ZM228 257H231L230 260L226 259ZM240 257V258H239ZM53 258V259H52ZM84 258V259H82ZM158 261H156V259ZM179 258V261L177 260ZM188 258V257H187ZM207 258V259H206ZM236 259V262H234V260L232 262L231 259ZM238 258V260H237ZM242 258V259H241ZM244 258V259H243ZM260 258V259H259ZM35 262H34V260ZM63 259V260H62ZM92 259V260H91ZM118 259V260H117ZM176 259V260H175ZM181 259V260H180ZM205 259V260H204ZM248 259V260H245ZM11 260V261H10ZM23 260V261H22ZM48 260V261H47ZM54 260V261H53ZM57 260V261H56ZM62 260V261H61ZM80 260V261H79ZM123 260V261H122ZM151 260V262L149 261ZM161 260V262H159ZM201 260L206 261L205 262H201ZM210 260V261H209ZM212 260V261H211ZM228 260V261H227ZM257 260V261H256ZM260 260V261H259ZM69 261V263H68ZM127 261V262H126ZM144 263H143V262ZM147 261H149L147 263ZM171 262L173 261V263H165V262ZM2 262V263H1ZM7 262V263H6ZM24 262V263H23ZM53 262V263H52ZM67 262V263H65ZM93 262V263H92ZM126 262V263H125ZM131 262V263H130ZM219 261L213 264H219ZM226 262V263H224ZM255 262L253 264H255ZM210 263V264H212ZM246 264H250L249 262Z\"/></svg>",
    "mask_w": 264,
    "mask_h": 264
},
{
    "label": "bare ground",
    "instance_id": "6f19581e",
    "mask_svg": "<svg viewBox=\"0 0 264 264\" xmlns=\"http://www.w3.org/2000/svg\"><path fill=\"white\" fill-rule=\"evenodd\" d=\"M84 1H85V0H84ZM89 1H90V0H89ZM110 1H111V0H110ZM123 1H125V0H115V2L112 3V5H111L110 7H107V8H106V6H107V4H106V5H105V8H106L105 10H104L102 7H101L102 10H101V8L99 7L98 9L100 10V12L103 11V12L100 13L98 16L95 15V16H96V19H98V20H99V18L101 19V21H99V25H102L101 22H102L103 19H106V20L109 21V19L112 18V15H113L112 12L114 11L113 9H115L116 6L119 5L120 3H122ZM165 1H166V0H165ZM175 1H176V0H175ZM187 1H188V0H187ZM187 1H186V2H187ZM201 1H202V0H201ZM101 2H102V1H101ZM111 2H112V1H111ZM140 2H141V1H140ZM153 2H154V1H153ZM221 2H222V1H221ZM221 2L219 1L218 3H221ZM254 2H255V1H254ZM38 3H40V2H38ZM106 3H107V2H106ZM130 3L133 5L132 2H129L128 4L130 5ZM138 3H139V2H138ZM150 3H151V2H150ZM174 3H175V2H174ZM177 3H178V2H177ZM182 3H184V2H182ZM207 3H208V2H207ZM207 3H206V4H207ZM210 3H211V2H210ZM216 3H217V2H216ZM223 3H224V2H223ZM40 4H41V3H40ZM80 4H81V3H80ZM88 4H89V3H88ZM90 4H91V2H90ZM92 4H93V3H92ZM101 4H102V3H101ZM134 4H135V0H134ZM164 4H165V3H164ZM235 4H236V3H235ZM72 5L75 6V4H72ZM108 5H110L109 2H108ZM142 5H143V4H142ZM201 5H202V3H201ZM211 5H212V4H211ZM218 5H219V4H218ZM243 5H244V4H243ZM19 6H20V5H19ZM19 6H18V7H19ZM22 6H23V5H22ZM34 6H35V5H34ZM84 6H85V5H84ZM101 6H102V5H101ZM124 6H125V5H124ZM126 6H127V5H126ZM178 6H179V5H178ZM204 6H205V5H204ZM209 6H210V5H209ZM223 6H224V5H223ZM18 7H17V8H18ZM39 7H40V6H39ZM39 7H38V8H39ZM77 7H78V5H77ZM86 7H87V6H86ZM128 7H130V6H128ZM131 7H132V6H131ZM219 7H220V6H219ZM25 8L27 9L28 6L25 7ZM40 8H41V7H40ZM40 8H39V9H40ZM91 8H92V7H91ZM94 8H95V7H94ZM134 8H135V7H134ZM139 8H140V7H139ZM187 8H188V7H187ZM211 8H212V7H211ZM19 9H20V8H19ZM36 9H37V8H36ZM42 9H43V7H42ZM73 9L75 10V8H73ZM86 9H88V8H86ZM96 9H97V8H96ZM161 9H163V8H161ZM177 9H179V8H177ZM177 9H176V10H177ZM182 9H183V7H182ZM203 9H204V8H203ZM212 9H213V8H212ZM220 9H221V8H220ZM223 9H224V8H223ZM23 10H24V9H23ZM40 10H41V9H40ZM67 10H68V9H67ZM71 10H72V9H71ZM74 10H73V11H74ZM78 10H79V9H78ZM92 10H94V9L92 8L91 10H89V13H90V11H91V14L88 13L90 17H91V15L94 16V14H92V13H93ZM99 10H98V11L96 10V11L99 13ZM125 10H126V9H125ZM142 10H143V9H142ZM180 10H181V9H180ZM198 10H199V9H198ZM204 10H205V9H204ZM221 10H222V9H221ZM13 11H14V10H13ZM16 11H17V10H16ZM37 11H38V9H37ZM43 11H44V10H43ZM43 11H41V12H43ZM82 11H83V10H82ZM87 11H88V10H87ZM87 11H85L84 13L86 14ZM123 11H124V9H123ZM143 11H144V10H143ZM148 11H149V10H148ZM171 11H172V10H171ZM202 11H203V10H202ZM207 11H208V10H207ZM219 11H220V10H219ZM14 12H15V11H14ZM75 12H76V11H75ZM80 12H81V11H80ZM97 12H95V14H96ZM121 12H122V10H121ZM167 12H168V10H167ZM214 12H215V11H214ZM7 13H8V12H7ZM15 13H16V12H15ZM17 13H18V12H17ZM24 13H25V12H24ZM26 13H27V12H26ZM29 13H30V12H29ZM31 13H32V12H31ZM31 13H30V15H31ZM45 13H46V12H45ZM65 13H66V12H65ZM106 13H111V14H112V15H111V14H108L110 18H109L108 16H107L106 18H104V17L107 15ZM122 13H123V12H122ZM122 13H120V14H122ZM192 13H193V12H192ZM13 14H14V13H13ZM21 14H22V13H21ZM82 14H83V13H82ZM88 14H87V15H88ZM105 14H106V15H105ZM184 14H185V13H184ZM187 14H188V13H187ZM203 14H204V13H203ZM203 14H202V15H203ZM19 15H20V14H19ZM36 15H38V14H36ZM47 15H48V14H47ZM47 15H46V16H47ZM55 15H59L60 17L63 16V18H64V15H60V14H55ZM122 15H123V14H122ZM185 15H186V14H185ZM189 15H190V14H189ZM7 16H8V15H7ZM17 16H18V15H17ZM69 16H71V15H69ZM83 16H84V15H83ZM95 16H94V17H95ZM116 16H117V15H116ZM118 16H120V15H118ZM174 16H175V15H174ZM210 16H211V15H210ZM212 16H213V15H212ZM3 17H4V16H3ZM8 17H10V16H8ZM33 17H34V16H33ZM56 17H57V16H56ZM87 17H88V16H87ZM87 17H84V18L86 19ZM94 17H93V18H94ZM102 17H103V18H102ZM159 17H160V16H159ZM169 17H170V16H169ZM172 17H173V16H172ZM175 17H176V16H175ZM220 17H221V16H220ZM4 18L6 19V17H4ZM14 18L16 19V16H14ZM14 18H13V16H12V18H11L12 21H14L13 23L16 22V21L14 20ZM21 18H23V16H22ZM27 18H28V17H27ZM29 18H30V17H29ZM35 18H36V16H35L34 18H32V19H35ZM49 18H50V17H49ZM71 18H72V17H71ZM93 18H92V19H93ZM108 18H109V19H108ZM129 18H130V17H129ZM136 18H137V17H136ZM140 18H141V17H140ZM163 18H164V17H163ZM184 18H185V17H184ZM191 18H193V17H191ZM205 18H206V15H205ZM8 19H10V18H8ZM52 19H53V18H52ZM57 19H58V18H57ZM59 19H60V18H59ZM61 19H62V18H61ZM85 19H84V21H85ZM92 19H91V21H94V20H95V19H93V20H92ZM113 19H114V16H113ZM147 19H148V18H147ZM196 19H197V17H196ZM208 19H209V18H208ZM17 20L19 21V23H20V21L22 22V20H19V19H17ZM38 20H39V19H38ZM43 20H44V18H43ZM46 20H47V19H46ZM53 20H54V19H53ZM64 20H65V19H64ZM64 20H61V21H63V23H64V22H66V21H64ZM87 20H88V19H87ZM106 20H105V21H106ZM114 20H115V19H114ZM132 20H133V18H132ZM137 20H138V19H137ZM167 20H168V19H167ZM188 20H189V17H188ZM193 20H194V19H193ZM2 21H3V20H1L0 23H1ZM12 21H9V23H8L7 21H6V22L8 23V25H10ZM18 21H17V23H18ZM23 21H24V20H23ZM33 21H34V20H33ZM41 21H42V19H41ZM55 21H56V19H55ZM55 21H54V22H55ZM57 21H58V20H57ZM69 21H70V18H69ZM96 21H97V20H96ZM105 21H104V23H105ZM116 21H117V20H116ZM149 21H150V20H149ZM39 22H40V21H39ZM97 22H98V21H97ZM97 22H96V23H97ZM173 22H174V21H173ZM198 22H199V21H198ZM198 22H197V23H198ZM204 22H205V20H204ZM17 23H16V24H17ZM33 23H35V22H33ZM33 23H32V24H33ZM66 23H67V22H66ZM68 23H69V22H68ZM90 23H91V22H90ZM93 23H94V22H93ZM100 23H101V24H100ZM104 23H103V24H104ZM114 23H115V22H113V24H114ZM164 23H165V22H164ZM167 23H168V22H167ZM222 23H223V22H222ZM240 23H241V22H240ZM246 23H247V22H246ZM1 24H3V23H1ZM4 24H5V23H4ZM35 24H36V23H35ZM35 24H33V26H34V28L36 29L38 26L36 27ZM43 24H45V27H46V26L49 25V24H50V25L53 24V22H52V23L50 22L49 24H47V22H46V23L43 22ZM56 24L59 25V23H57V22H56ZM69 24H70V23H69ZM108 24H109V23H108ZM117 24H118V23H117ZM186 24H187V23H186ZM192 24H193V23H192ZM212 24H213V23H212ZM212 24H211V25H212ZM11 25H15V24H11ZM11 25H10V26H11ZM17 25H18V24H17ZM17 25H16V26H17ZM21 25L24 26L23 23H21ZM25 25H26V24H25ZM37 25H39V23H38ZM40 25H41V23H40ZM50 25L47 27V28H48L47 30L50 31V30H53V29H54L53 32H56L57 28L55 29V27H56L57 25L53 24V26L55 25V27L51 26L53 29L49 28ZM82 25H83V24H82ZM88 25H89V24H88ZM88 25L86 26V25L84 24V27H85V28H86V27H89ZM94 25H97L95 29H97V30L100 29V28H98V27H99L98 23H97V24H94ZM106 25H107V21H106ZM106 25H105V26H106ZM121 25H122V24H121ZM155 25H156V24H155ZM196 25H197V24H196ZM196 25H195V26H196ZM205 25H207V24H205ZM4 26H5V25H4ZM10 26H9V27L7 26L6 29L10 28ZM26 26L28 27L29 25H26ZM33 26H31V27H33ZM41 26H42V25H41ZM41 26H39L40 28H37L38 31H39V29H41ZM60 26L63 28L64 25H63V26H62V25H59V26H57V27L59 28ZM67 26H68V25H67ZM70 26H72V25H70ZM103 26H104V25L101 26L102 29L104 28ZM109 26H112V25H109ZM115 26H116V25H115ZM124 26H125V25H124ZM130 26H131V25H130ZM186 26H187V25H186ZM186 26H185V27H186ZM188 26H191V25L189 24ZM212 26H213V25H212ZM219 26H220V25H219ZM234 26H235V25H234ZM12 27H13V26H12ZM12 27H11V28H12ZM14 27H15V26H14ZM19 27H20V24H19ZM21 27H22V26H21ZM29 27H30V26H29ZM68 27H69V26H68ZM68 27H67V29L72 31V29H71V28L69 29ZM92 27H95V26H92ZM92 27L89 28V31H90V29L94 30ZM113 27H114V26H113ZM133 27H134V26H133ZM162 27H163V26H162ZM11 28H10V29H11ZM24 28H26V27H24ZM34 28H33V29H34ZM42 28H44V27L42 26ZM81 28H82V26H81ZM85 28H84V29H85ZM123 28H124V27H123ZM125 28H126V26H125ZM128 28H129V27H128ZM172 28H173V27H172ZM174 28H175V27H174ZM212 28H213V27H212ZM215 28H216V27H215ZM215 28H214V29H215ZM220 28H221V27H220ZM20 29H21V28H20ZM37 29H36V30H37ZM44 29L46 30V28H44ZM65 29H66V28H65ZM84 29H83V30H84ZM86 29H87V28H86ZM107 29H108V28H107ZM107 29H106V30H107ZM152 29H153V28H152ZM167 29H168V28H167ZM188 29H189V28H188ZM188 29H187V32L189 33ZM197 29H198V28H197ZM200 29H201V28H200ZM243 29H244V28H243ZM0 30H1V26H0ZM3 30L5 31L4 28H3ZM27 30H28V29H27ZM36 30H35V32H36ZM58 30H59V29H58ZM81 30H82V29H81ZM81 30H80V33H81ZM92 30H91V31H92ZM97 30H95V33L97 32ZM110 30H111V29H110ZM131 30L133 31V29H131ZM171 30H172V29H171ZM182 30H183V29H182ZM1 31H2V30H1ZM1 31H0V33H1ZM28 31H29V30H28ZM33 31H34V30H33ZM33 31H32V32H33ZM60 31H62V33H64V32H63V29H61V28H60ZM87 31H88V29H87ZM100 31H101V30H99V32H100ZM144 31H145V30H144ZM146 31H147V30H146ZM146 31H145V32H146ZM198 31H199V30H198ZM5 32H8V31L6 30ZM11 32H12V31H11ZM18 32H19V31H18ZM30 32H31V31H30ZM32 32H31V35H33ZM40 32H41V31H40ZM53 32L50 31V33H51L52 36H54V35L52 34ZM57 32H58L57 34H59V31H57ZM92 32H93V31H92ZM117 32H118V31H117ZM179 32H180V31H179ZM187 32H186L185 35H187ZM220 32H221V31H220ZM245 32H246V31H245ZM33 33H34V32H33ZM38 33H39V32H38ZM38 33H37V35L40 34V33H39V34H38ZM42 33H43V31H42ZM42 33H41V37L43 38V36L45 35L46 39L43 38V39H45V40L50 39V38L52 37L50 34H49L50 37L47 36V33H49V32H47V33L44 32V33H45L44 35H43ZM60 33H61V32H60ZM65 33H66V32H65ZM71 33H72V32H71ZM71 33H69V34H71ZM89 33H90V32H89ZM89 33H88V34H89ZM136 33H137V32H136ZM162 33H163V32H162ZM176 33H177V32H176ZM205 33H206V32H205ZM221 33H222V32H221ZM243 33H244V32H243ZM4 34H5V33H4ZM7 34H8V33H7ZM10 34H11V33H10ZM16 34H17V33H16ZM22 34H23V33H22ZM28 34H30V33L28 32ZM28 34H26V36H28ZM57 34H56V39L58 38ZM72 34H73V33H72ZM84 34H85V31L83 32V36H84ZM88 34H86L87 37L89 36V38H87V40H88V39H93V38L90 37V35L92 36L93 33H92V34L90 33L89 35H88ZM96 34H97V33H96ZM96 34H94V35H96ZM141 34H142V33H141ZM145 34H146V33H145ZM148 34H149V33H148ZM0 35H1V34H0ZM19 35H20V34H19ZM34 35H36V33H35ZM42 35H43V36H42ZM63 35H64V36H63ZM97 35H98V34H97ZM170 35H171V34H170ZM200 35H201V34H200ZM206 35H207V34H206ZM215 35H216V34H215ZM228 35H229V34H228ZM26 36H24V37H26ZM29 36H30V35H29ZM66 36H67V35H66ZM71 36H72V35H71ZM83 36H82V41L85 42V40H86L85 37H86V36H84L85 40L83 39ZM155 36H156V35H155ZM158 36L160 37L159 34H158ZM195 36H196V35H195ZM195 36H194V37H195ZM207 36H208V35H207ZM1 37H3V39H2V38L0 39V40L2 41V40H4V37H6V35H2ZM16 37H17V36H16ZM38 37H39V36H38ZM41 37H40V38H41ZM47 37H49V38H47ZM54 37H55V36H54ZM60 37H61V34L59 35V39H61ZM62 37H65V34H62ZM78 37H81V36H78ZM78 37H77V38H78ZM92 37H93V36H92ZM144 37H145V36H144ZM144 37H143V38H144ZM146 37H147V35H146ZM184 37H185V36H184ZM186 37H187V36H186ZM190 37H191V36H190ZM221 37H222V36H221ZM9 38H10V37H9ZM20 38H21V37H20ZM20 38H19V39H20ZM29 38H30V37H29ZM31 38H32V37H31ZM72 38H73V39H72ZM72 38H71V39L73 40V42H72L71 40H70V41H71L72 43L76 42V41L74 40V37H72ZM95 38H96V37H95ZM124 38H125V37H124ZM140 38H141V37H140ZM181 38H182V36H181ZM188 38H189V37H188ZM191 38H192V37H191ZM225 38H226V37H225ZM6 39H7V38H6ZM17 39H18V38H17ZM33 39H34V38H33ZM52 39H54V38L52 37ZM64 39H65V38H64ZM78 39H80L79 41H81V38H78ZM101 39H102V38H101ZM138 39H139V38H138ZM25 40H26V39H25ZM29 40H31V39H29ZM35 40H36V38H35ZM39 40H40V39H39ZM57 40H58V39H57ZM62 40H63V38H62ZM65 40H66V39H65ZM96 40H97V39H96ZM150 40H151V39H150ZM150 40H149V41H150ZM176 40H177V39H176ZM182 40H183V39H182ZM184 40H186V39H184ZM222 40H223V39H222ZM1 41H0V47H1V44H2ZM26 41H27V40H26ZM31 41H32V40H31ZM36 41H37V40H36ZM41 41H43V40H41ZM41 41H40V42H41ZM68 41H69V40H68ZM70 41H69V42H70ZM82 41H81V42H82ZM93 41H94V40H93ZM100 41H101V40H100ZM165 41H166V40H165ZM193 41H194V40H193ZM210 41H211V39H210ZM2 42H3V41H2ZM33 42H34V41H33ZM50 42H51V41H50ZM53 42H54V41H53ZM62 42H64V41H62ZM84 42H82L83 45L85 44ZM87 42H88V41H87ZM94 42H95V41H94ZM120 42H121V41H120ZM140 42H141V41H140ZM142 42H144V41H142ZM146 42H147V41H146ZM151 42H154V41H151ZM163 42H164V41H163ZM186 42H187V40L185 41V43H186ZM190 42H191L192 45H193V42H192V41H190ZM214 42H215V41H214ZM217 42H218V41H217ZM22 43H23V41H22ZM30 43H31V42H30ZM44 43H45V42H44ZM44 43H43V44H44ZM46 43H47V41H46ZM48 43H49V42H48ZM51 43H52V42H51ZM54 43L56 44V42H54ZM64 43H66V41H65ZM77 43H78V42H77ZM89 43H90V42H89ZM92 43H93V42L91 41V44H90V45H93ZM118 43H119V42H118ZM133 43H134V42H133ZM154 43H155V42H154ZM154 43H153V44H154ZM191 43H190V44H191ZM226 43H227V42H226ZM3 44H4V43H3ZM28 44H29V43H28ZM32 44H33V43H32ZM66 44H67V43H66ZM80 44H81V43H80ZM82 44H81V46H82ZM87 44H88V43H87ZM136 44H137V43H136ZM138 44H139V43H138ZM141 44H142V43H141ZM148 44H150V43H148ZM157 44H158V43H157ZM157 44H156V46H158ZM162 44H163V43H162ZM162 44H161V45H162ZM176 44H177V43H176ZM176 44H175V47H176ZM179 44H180V43H179ZM19 45H20V44H19ZM24 45H25V44H24ZM30 45H31V44H29V46H30ZM41 45H42V44H41ZM47 45H48V44H47ZM47 45H45V46H47ZM71 45L73 46V45H75V44H71ZM78 45H79V44H78ZM88 45H89V44H88ZM161 45H159V46H161ZM185 45H186V44H185ZM187 45H188V44H187ZM187 45H186V46H187ZM34 46H35V45H34ZM48 46H49V45H48ZM55 46H56V45H55ZM66 46H69V44L66 45ZM79 46H80V45H79ZM81 46H80V47H81ZM136 46H137V45H136ZM143 46H145V44H144ZM151 46H152V45H150V47H151ZM162 46H163V45H162ZM167 46H168V45H167ZM171 46H172V45H171ZM179 46H180V45H179ZM183 46H184V45H183ZM189 46H190V45H189ZM20 47H21V45H20ZM31 47H32V46H31ZM31 47L29 48L30 50H31ZM40 47H41V46H40ZM40 47L37 45V48H38V49H39ZM64 47H65V46H64ZM77 47H78V46H77ZM77 47H76V48H77ZM106 47H107V46H106ZM133 47H134V46H133ZM137 47H138V46H137ZM140 47H141V46H140ZM146 47H147V46H146ZM17 48H18V46H17ZM66 48H68V47H66ZM70 48H71V47H70ZM76 48H75V49H76ZM100 48H101V47H100ZM119 48H120V47H119ZM142 48H143V47H142ZM151 48H152V47H151ZM151 48H148V47L145 48V47H144L143 49L145 50V49H151ZM155 48H157V47H155ZM167 48H168V47H167ZM186 48H187V47H186ZM186 48H185V49H186ZM231 48H232V47H231ZM14 49H15V48H14ZM32 49H33V48H32ZM35 49H36V48H35ZM35 49H34V50H35ZM47 49H49V48H47ZM73 49H74V48H73ZM82 49L84 50V48L81 47V52H82ZM93 49H94V48H93ZM113 49H114V48H113ZM129 49H130V48H129ZM134 49H136V48H134ZM138 49H139V48H138ZM138 49H137V50H138ZM158 49H159V47H158ZM158 49H156V50H157L156 52L159 51ZM160 49H162V48H160ZM173 49H174V48H173ZM180 49H181V48H180ZM17 50H18V49H17ZM42 50H44V49L42 48ZM53 50L55 51V49H52L51 51L53 52ZM56 50H57V49H56ZM79 50H80V48H79ZM85 50H86V49H85ZM87 50H88V49H87ZM87 50H86V51H87ZM90 50H91V48H90ZM110 50H111V49H110ZM141 50H142V49H141ZM151 50H154L153 52L155 53V49H151ZM165 50H166V49H162L161 52H162V51H165ZM174 50H176V48H175ZM177 50H178V48H177ZM191 50H192V49H191ZM4 51H5V50H4ZM71 51H72V52H73V51H76V53H77V49H76V50H71ZM118 51H119V50H118ZM132 51H133V50H132ZM134 51H135V50H134ZM138 51H139V50H138ZM146 51H147V50H146ZM148 51H149V50H148ZM148 51H147V52H148ZM167 51H168V52H172L173 50H172V51H171V50H166V53H167ZM29 52H30V51H29ZM38 52H39V50H38ZM38 52H37V53H38ZM41 52H42V51H40L39 53H41ZM45 52H47V51H45ZM45 52L43 51V53H45ZM52 52H51V53H52ZM72 52H71V53H72ZM141 52H142V51H141ZM153 52H152V53H153ZM159 52H160V51H159ZM185 52H188V50L185 51ZM190 52H192V51H190ZM190 52H189V53H190ZM48 53H49V52H48ZM53 53H54V52H53ZM56 53H58V52H56ZM56 53H55V54H56ZM74 53H75V52H74ZM74 53H72V56L75 55ZM134 53H135V52H134ZM134 53H132V54H134ZM143 53H144V52H143ZM166 53L163 52L162 54H166ZM179 53H180V52H179ZM182 53H183V51H182ZM189 53H188V54H189ZM29 54H31V53H29ZM49 54H50V53H49ZM55 54H54V55H55ZM69 54H70V53H69ZM73 54H74V55H73ZM77 54H79V52H78ZM77 54H76V55H77ZM132 54H129V55H132ZM138 54H139V53H138ZM138 54H137V55L135 54V55L139 57L140 55H138ZM147 54H148V53H147ZM147 54H146V55H147ZM155 54H156V53H155ZM158 54H160V53H158ZM158 54H157V55H158ZM162 54H160L161 57H162ZM170 54H171V53H170ZM174 54H175V52H174ZM184 54H186V53H184ZM191 54H192V53H191ZM191 54H190V55H191ZM35 55H36V54H35ZM39 55H40V54H39ZM46 55H47V54H46ZM52 55H53V54H52ZM54 55H53V56H54ZM57 55H58V54H57ZM57 55H55V56H57ZM60 55H61V54H60ZM60 55H59V56H60ZM80 55H81V54H80ZM80 55H79V56H80ZM98 55H100V54H98ZM135 55H133L135 59H134V58H131V59L137 60L136 57H135ZM148 55H149V54H148ZM153 55H154V54H153ZM153 55H151V56H153ZM167 55H168V53H167ZM211 55H212V53H211ZM41 56H42V54H41ZM44 56H45V54H44ZM44 56H43V57H44ZM163 56H164V55H163ZM168 56H169V55H168ZM173 56H174V55H173ZM181 56H182V55H181ZM192 56H193V54H192ZM192 56H191V57H192ZM220 56H221V55H220ZM25 57H26V56H25ZM37 57H39V56L37 55ZM37 57H36V58H37ZM48 57H49V55H48ZM50 57H51V55H50ZM50 57H49V58H50ZM75 57H77V56H74V58H75ZM131 57H132V56H131ZM143 57H144V56H143ZM143 57H142V59H143ZM155 57H156V55H155ZM155 57H154V58H155ZM158 57H159V55H158ZM169 57H170V56H169ZM174 57H175V56H174ZM178 57H179V56H178ZM182 57H183V56H182ZM186 57H187V54H186ZM207 57H208V56H207ZM28 58H29V57H28ZM45 58L47 59V57H45ZM54 58H55V57H54ZM56 58L58 59V57H56ZM61 58H62V57H61ZM61 58H60V59H61ZM94 58H95V57H94ZM144 58H145V59H143V61L146 60L147 57H144ZM150 58H151V59H150ZM150 58H148V59H150V62L153 61V60H152L153 57H150ZM159 58H160V57H159ZM163 58H164V57H163ZM165 58H167V57H165ZM176 58H177V57H176ZM193 58H194V56H193ZM198 58H199V57H198ZM52 59H53V58H52ZM75 59H76V58H75ZM217 59H218V58H217ZM53 60H54V59H53ZM53 60H52V61H53ZM72 60H73V59H72ZM80 60H81V59H80ZM93 60H94V59H93ZM96 60H97V59H96ZM108 60H109V59H108ZM113 60H114V59H113ZM155 60H157V59H155ZM161 60H162V59H161ZM177 60H178V59H177ZM188 60H189V59H188ZM190 60H192V59H190ZM213 60H215V59H213ZM56 61H57V60H56ZM56 61H55V62H56ZM61 61H63V60L61 59ZM74 61H75V60H74ZM76 61H77V60H76ZM121 61H122V60H121ZM143 61H141V59H140V61H139L140 64H141V62H143ZM158 61L160 62V60H158ZM158 61H154V63H157ZM169 61H170V60H169ZM169 61L167 62L168 64L170 63ZM174 61H175V60H174ZM183 61L185 62V60H183ZM192 61H194V60H192ZM55 62H53V63H55ZM132 62H133V61H132ZM134 62H135V64H136V61H134ZM134 62H133V63H134ZM172 62H173V61H172ZM186 62H187V60H186ZM50 63H51V62H50ZM56 63H57V62H56ZM58 63H60V61H59ZM63 63H64V62H63ZM66 63L69 64L70 62H65V64H66ZM117 63H118V62H117ZM165 63H166V62H165ZM178 63H180V62H178ZM181 63L183 64V62H181ZM188 63H189V62H188ZM194 63H195V62H194ZM22 64H23V63H22ZM61 64H62V63H61ZM75 64H76V62H75ZM84 64H85V63H84ZM115 64H116V63H115ZM135 64H133V66H134ZM161 64H162V61H161ZM161 64H159V66H160ZM176 64H177V63H176ZM184 64H185V63H184ZM23 65H24V64H23ZM51 65H53V64H51ZM66 65H67V64H66ZM94 65H95V64H94ZM122 65H123V63H122ZM144 65L150 67L151 63H149V65H148V64L146 65V64L144 63L143 66H144ZM157 65H158V64H157ZM170 65H171V64H170ZM170 65H169V67H170ZM172 65H173V64H172ZM191 65H192V64H191ZM44 66H45V65H44ZM58 66H59V65H58ZM64 66H65V65H64ZM64 66H63V67H64ZM81 66H82V65H81ZM118 66L120 67V64L117 65V67H118ZM136 66H138V65L136 64ZM143 66H142V67H143ZM153 66H155V65L153 64L151 67L154 68L155 70H154V69H153V70L156 72V69H157V68H155V67H153ZM159 66H158V69L161 68V67H159ZM161 66H162V70H164L165 68L163 69V65H161ZM179 66H180V65H179ZM184 66H185V65H184ZM66 67H67V69H68V66H66ZM66 67H65V68H66ZM69 67H70V66H69ZM103 67H104V66H103ZM134 67H135V66H134ZM142 67L139 66L138 68H142ZM149 67H146V69L149 68ZM166 67H167V66H166ZM192 67H193V66H192ZM198 67H199V66H198ZM14 68H15V67H14ZM61 68H62V67H61ZM65 68H63V69H65ZM82 68H83V67H82ZM84 68H85V67H84ZM99 68H100V67H99ZM120 68H121V67H120ZM120 68H119V69H120ZM131 68H132V67H131ZM136 68H137V67H136ZM172 68H174V67L172 66ZM207 68H208V67H207ZM59 69H60V68H59ZM95 69H96V68H95ZM133 69H134V68H133ZM133 69H132V70H133ZM143 69H144V68H142L141 71H142ZM146 69H144V70H146ZM168 69H169V68H168ZM175 69H176V68H175ZM175 69H173V70H175ZM178 69H179V68H178ZM178 69H177V70H178ZM190 69H191V68H190ZM25 70H26V69H25ZM47 70H50V69L48 68ZM52 70H53V69H52ZM54 70H55V69H54ZM68 70L70 71V69H68ZM98 70H99V69H98ZM122 70H123V69H122ZM137 70H138V69H137ZM137 70H136V71H137ZM144 70H143L142 72L145 73ZM148 70H150V69H148ZM148 70H146V72H147ZM177 70H176V71H177ZM183 70H184V69H183ZM183 70H181V71L184 73ZM22 71H23V69H22ZM58 71L60 72V71H62V70H58ZM69 71H68V72H69ZM81 71H82V70H81ZM86 71H87V70H86ZM105 71H106V70H105ZM112 71H113V70H112ZM120 71H121V70H120ZM129 71H130V70H129ZM134 71H135V69H134ZM138 71H139V70H138ZM138 71H137L136 73H138ZM151 71H152V69L150 70V72H151ZM169 71H170V70H169ZM171 71H172V70H171ZM181 71H180V72H181ZM190 71H193V70H190ZM27 72H28V70H27ZM30 72H31V70L29 71V73H30ZM34 72H35V71H34ZM44 72H46V71H44ZM63 72H64V70H63ZM162 72H163V71H162ZM164 72H165V71H164ZM166 72H167V71H166ZM172 72H173V71H172ZM180 72H179V73H180ZM210 72H211V71H210ZM35 73H36V72H35ZM48 73H49V72H48ZM60 73H61V72H60ZM64 73H65V72H64ZM64 73H63V74H64ZM66 73H67V72H66ZM82 73H83V72H82ZM92 73H93V72H92ZM94 73H95V72H94ZM114 73H115V72H114ZM117 73H118V72H117ZM119 73H120V72H119ZM128 73H129V72H128ZM136 73H134V76L136 75ZM147 73H149V71H148ZM147 73H146V74H147ZM151 73H152V72H151ZM151 73H150V74H151ZM194 73H195V72H194ZM11 74H12V73H11ZM19 74H21V73L19 72ZM25 74H26V73H25ZM36 74H38V73H36ZM46 74H47V73H46ZM55 74H56V73H55ZM101 74H102V73H101ZM124 74H125V73H124ZM152 74H154V73H152ZM152 74H151V75H152ZM156 74H157V75L159 74V70H158V73H155V74H154L155 77H156ZM181 74H182V73H181ZM184 74H185V73H184ZM27 75H28V74H27ZM38 75L40 76L41 74H38ZM48 75L50 76V74H48ZM52 75H53V74H52ZM67 75H68V74H67ZM89 75H90V74H89ZM122 75H123V74H122ZM125 75H126V74H125ZM130 75H131V73H130ZM138 75H139V73H138ZM138 75H137V76H138ZM147 75H148V74H147ZM154 75H152V77H153ZM164 75H165V74H164ZM166 75H167V74H166ZM8 76H9V75H8ZM42 76H43V74H42ZM46 76H47V75H46ZM46 76H45V77H46ZM97 76H98V75H97ZM97 76H96V77H97ZM131 76H132V75H131ZM162 76H163V75H162ZM173 76H174V75H173ZM192 76H193V75H192ZM10 77H12V76H10ZM20 77H21V76H20ZM20 77H19V80H20V82H22L21 79H20ZM47 77H48V76H47ZM47 77H46V78H47ZM135 77H136V76H135ZM140 77H141V76H140ZM145 77H146V76H145ZM148 77H149V76H148ZM152 77H151V78H152ZM164 77H165V76H164ZM13 78H14V77H13ZM16 78H17V77H16ZM34 78H35V77H34ZM51 78H52V76H51ZM51 78H50V79H51ZM56 78H57V77H56ZM68 78H69V77H68ZM70 78H71V77H70ZM132 78H134V77H132ZM137 78H138V77H137ZM141 78H142V77H141ZM157 78H158V77H157ZM157 78H156V79H157ZM162 78H163V77H162ZM169 78H170V77H169ZM175 78H176V77H175ZM30 79H31V77H30ZM32 79H33V78H32ZM36 79H37V78H36ZM50 79H49V80H50ZM54 79H55V78H54ZM54 79H53V80H54ZM58 79H59V78H58ZM71 79H72V81L74 80L73 78H71ZM75 79H76V78H75ZM97 79H98V78H97ZM145 79H146V78H145ZM153 79H154V78H153ZM176 79H177V78H176ZM176 79H175V80H176ZM193 79H194V78H193ZM195 79H196V78H195ZM212 79H213V78H212ZM216 79H217V78H216ZM234 79H235V78H234ZM9 80H11V78H10ZM24 80H25V79H24ZM26 80H27V79H26ZM41 80H44V79L42 78ZM47 80H48V78H47ZM47 80H44V81H47ZM55 80H57V79H55ZM60 80H61V79H60ZM60 80H59V82H61ZM79 80L81 81V79H79ZM83 80H84V79H83ZM135 80H137V79H135ZM148 80H149V79H148ZM163 80H164V79H163ZM178 80H179V79H178ZM182 80H183V79H182ZM196 80H197V79H196ZM196 80H195V81H196ZM214 80H215V79H214ZM30 81H31V80H30ZM30 81H28V82H29V83L33 82V81L30 82ZM37 81H38V80H37ZM44 81H43V82H44ZM50 81H51V80H50ZM62 81H63V82H66V81H64V80H62ZM76 81H77V80H76ZM84 81H85V80H84ZM89 81H90V80H89ZM104 81H105V80H104ZM104 81H103V82H104ZM128 81H129V80H128ZM150 81H151V79H150ZM158 81H159V80H158ZM171 81H172V80H171ZM11 82H12V81H11ZM14 82H15V81H14ZM17 82H18V81H17ZM17 82H16V83H17ZM25 82H26V81H25ZM41 82H42V81H41ZM48 82H49V81H48ZM52 82H53V81H52ZM74 82H75V81H74ZM81 82H82V81H81ZM81 82H79V83H81ZM91 82H92V81H91ZM125 82H127V81H125ZM138 82H143V81H138ZM154 82H155V81H154ZM173 82H174V81H173ZM202 82H203V80H202ZM206 82H207V81H206ZM212 82H214V81H212ZM216 82H217V81H216ZM18 83H19V82H18ZM18 83H17V84H18ZM34 83H35V81H34ZM57 83H58V81H57ZM70 83H71V82H70ZM93 83H94V82H93ZM144 83H147V82H144ZM169 83H170V82H169ZM214 83H215V82H214ZM31 84H32V83H31ZM35 84H36V83H35ZM35 84H34V86H35ZM37 84H38V83H37ZM37 84H36V85H37ZM43 84H44V83H43ZM48 84H49V83H48ZM51 84H52V83H51ZM58 84H59V83H58ZM75 84H76V83H75ZM84 84H87V83L84 82ZM105 84H106V83H105ZM167 84H168V83H167ZM198 84H199V83H198ZM10 85H11V84H10ZM19 85L21 86L22 83H20ZM27 85H28V84H27ZM32 85H33V84H32ZM39 85H40V84H39ZM39 85H37V86H39ZM41 85H42V84H41ZM53 85H54V84H53ZM64 85H66V84H64ZM71 85H72V84H71ZM82 85H83V84H82ZM88 85H89V84H88ZM91 85H92V83H91ZM91 85H90V86H91ZM97 85H98V84H97ZM97 85H96V86H97ZM99 85H100V84H99ZM119 85H120V84H119ZM138 85H139V84H138ZM144 85H145V84H144ZM144 85L141 84V86H144ZM153 85H154V84H153ZM155 85H156V84H155ZM161 85H162V84H161ZM6 86H7V85H6ZM8 86H9V83H8ZM15 86H17V85H14V87H15ZM42 86H43V85H42ZM44 86L47 87V85H45V84H44ZM48 86H49V85H48ZM55 86H56V84H55ZM61 86H62V83H61ZM74 86H75V85H74ZM74 86L72 87V89L74 88ZM93 86H94V84H93ZM107 86H108V83H107ZM115 86H116V85H115ZM123 86H124V85H123ZM146 86H147V85H146ZM22 87L25 88L26 86L23 85ZM22 87H21V88H22ZM29 87H30V85H29ZM49 87H50V86H49ZM62 87H63V86H62ZM62 87H61V88H62ZM77 87H78V86H77ZM85 87H86V86H85ZM100 87H101V85H100ZM109 87H110V86H109ZM113 87H114V86H113ZM133 87H135V86H133ZM137 87H138V86H137ZM221 87H222V86H221ZM8 88H9V87H8ZM15 88L17 89V87H15ZM18 88H19V87H18ZM30 88H32V87H30ZM36 88H37V87H36ZM42 88H43V87H42ZM44 88H45V87H44ZM95 88L98 89V90L95 89L96 91H99V92L104 93V90H105V88H107V87L104 88V87L102 86L101 88H102L103 91H101V88H100V90H99V88H97V87H95ZM143 88H144V87H143ZM147 88H148V87H147ZM149 88L151 89V86H150ZM149 88H148V90H149ZM162 88H163V87H162ZM184 88H185V87H184ZM3 89H4V88H3ZM9 89H12V88H9ZM13 89H14V88H13ZM13 89H12V91H13ZM19 89H20V88H19ZM25 89H26V88H25ZM63 89H64V88H63ZM109 89H110V88H109ZM132 89H133V88H132ZM136 89H140V88H136ZM141 89H142V88H141ZM5 90H6V89H5ZM21 90H23V89H21ZM43 90H44V89H43ZM79 90H80V89H79ZM79 90H75V92H76V91H79ZM95 90H93V91L95 92ZM122 90H123V89H122ZM143 90H145V89H143ZM202 90H203V89H202ZM214 90H215V89H214ZM17 91H19V90H17ZM82 91H83V90H82ZM82 91H81L80 93H82ZM107 91H108V90H107ZM107 91L105 90V92H107ZM109 91H110V90H109ZM117 91H118V90H117ZM134 91H135V90H134ZM136 91H137V90H136ZM140 91H142V90H140ZM151 91H152V89H151ZM196 91H197V89H196ZM260 91H261V90H260ZM7 92H8V91H7ZM13 92H14V91H13ZM19 92H20V91H19ZM21 92H22V91H21ZM84 92H86V91H83V93H84ZM111 92H112V91H111ZM129 92H130V91H129ZM142 92H143V91H142ZM155 92H156V91H155ZM158 92H159V91H158ZM201 92H202V91H201ZM10 93H11V90H10ZM16 93H17V92H16ZM78 93H79V92H78ZM80 93H79V94H80ZM92 93H93V92H92ZM107 93H108V92H107ZM107 93H105V96H106ZM134 93H135V92H134ZM199 93H200V91H199ZM25 94H26V92H25ZM52 94H53V93H52ZM116 94H118V93H116ZM127 94H128V93H127ZM191 94H192V93H191ZM194 94H195V93H194ZM261 94H262V93H261ZM10 95H11V94H10ZM69 95H70V94H69ZM72 95H73V94H72ZM74 95H75V94H74ZM87 95H88V94H87ZM92 95H97V97H100L101 93H99V96H98L97 93H96V94H91V96H92ZM109 95H110V94H109ZM122 95H123V94H122ZM195 95H196V94H195ZM212 95H213V94H212ZM53 96H54V95H53ZM75 96H76V95H75ZM89 96H90V95H89ZM126 96H127V95H126ZM167 96H168V95H167ZM206 96H207V95H206ZM4 97H5V96H4ZM48 97H49V96H48ZM54 97H55V96H54ZM93 97H94V96H93ZM97 97H96V98H97ZM101 97H102V96H101ZM138 97H139V96H138ZM52 98H53V97H52ZM79 98H80V97H79ZM91 98H92V97H91ZM102 98H103V97H102ZM104 98H105V97H104ZM104 98H103L102 101H106V100H104ZM109 98H110V97H108V99H109ZM112 98H113V97H112ZM152 98H153V97H152ZM83 99H84V98H83ZM98 99H99V98H98ZM98 99H97V100H98ZM110 99H111V98H110ZM147 99H148V98H147ZM251 99H252V98H251ZM258 99H259V98H258ZM13 100H14V99H13ZM54 100H55V99H54ZM79 100H80V99H79ZM90 100H91V99H90ZM97 100H96V101H97ZM122 100H123V97H122ZM176 100H177V99H176ZM187 100H188V99H187ZM214 100H215V98H214ZM222 100H223V98H222ZM47 101H48V100H47ZM91 101L94 102L93 100H91ZM99 101H100V100H99ZM190 101H191V100H190ZM216 101H218V100H216ZM227 101H228V100H227ZM249 101H251V100H248V102H249ZM60 102H61V101H60ZM97 102H98V101H97ZM219 102H220V101H219ZM248 102H247V103H248ZM57 103H58V102H57ZM61 103H62V102H61ZM85 103H86V102H85ZM89 103H90V102H89ZM94 103H96V102H94ZM178 103L180 104V102H178ZM181 103H182V102H181ZM184 103H186V102H184ZM189 103H190V102H189ZM194 103H195V102H194ZM206 103H207V102H206ZM217 103H218V102H217ZM221 103H222V102H221ZM237 103H238V102H237ZM249 103H251V102H249ZM249 103H248L247 105H249ZM24 104H25V103H24ZM24 104H23V105H24ZM30 104H31V103H30ZM30 104H29V105H30ZM37 104H38V103H37ZM86 104H88V103H86ZM96 104H98V103H96ZM102 104H103V103H102ZM102 104H101V105H102ZM115 104H116V103H115ZM154 104H155V103H154ZM197 104H198V103H197ZM197 104H196V106L198 107L199 104H198V105H197ZM207 104H208V103H207ZM218 104H219V103H218ZM245 104H246V103H245ZM255 104H256V103H255ZM2 105H3V104H2ZM18 105H19V104H18ZM33 105H34V103H33ZM35 105H36V104H35ZM46 105H47V104H46ZM50 105H51V104H50ZM52 105H53V104H52ZM74 105H75V104H74ZM91 105H92V104H91ZM91 105L89 104L87 107H89V106H91ZM98 105H99V104H98ZM103 105H104V104H103ZM109 105H110V103H109ZM157 105H158V104H157ZM190 105H191V104H190ZM214 105H216V103H215ZM251 105H252V107H253L254 104H251ZM39 106H40V105H39ZM39 106H37V108H38ZM53 106H54V105H53ZM53 106H52V107H53ZM59 106H60V105H59ZM66 106H67V105H66ZM70 106H73V105L70 104ZM79 106H80V103H79ZM83 106H85V105H83ZM92 106H96V105H92ZM168 106H169V105H167L166 107L164 106L165 109H166ZM172 106H173V105H172ZM196 106H194L193 108L195 109ZM209 106H211V105L209 104ZM216 106H218V105H216ZM216 106H214V110H215V107H216ZM232 106H233V104H232ZM234 106H235V105H234ZM26 107H27V109H26L25 107H23V108H25L26 110H29V109H28V106H26ZM41 107H42V106H41ZM44 107H45V106H44ZM44 107H43V108H44ZM67 107H69V106H67ZM67 107H66V108H67ZM98 107H100V106H98ZM105 107H106V106H105ZM108 107H109V106H108ZM121 107H122V106H121ZM151 107H152V106H151ZM179 107H180V106H179ZM206 107H207V105H206ZM219 107H220V106H219ZM223 107L225 108V106H223ZM229 107H230V106H229ZM240 107H241V106H240ZM8 108H9V107H8ZM20 108H21V107H20ZM29 108H31V107H29ZM33 108H34V107H33ZM71 108H72V107H71ZM83 108H84V107H83ZM111 108L113 109L112 106H111ZM118 108H119V107H118ZM153 108H154V107H153ZM157 108H161V106H159V107H157ZM169 108H170V107H169ZM171 108H173V107H171ZM171 108H170V109H171ZM181 108H183V106H182ZM201 108H202V110H201ZM203 108H204V107H201V106H200V110H197V111H198V112H199V111H202V112H203V115L205 116V115L207 114V110H206V114H204V111H205V110L203 111ZM210 108H211V107H210ZM217 108H218V107H217ZM230 108H231V107H230ZM243 108H244V107H243ZM35 109H36V107H35ZM39 109H40V108H39ZM44 109H45V108H44ZM47 109H48V108H47ZM53 109H54V108H53ZM58 109H60V108L58 107ZM62 109H63V107H62ZM62 109H61L60 111H62ZM68 109H69V108H68ZM73 109H74V107H73ZM77 109H79V108H77ZM86 109L88 110V108H86ZM184 109H185V108H184ZM187 109H188V108H187ZM189 109H190V108H189ZM208 109H209V108H208ZM212 109H213V108L209 109V111L212 110ZM218 109H219V108H218ZM222 109H223V108H222ZM234 109H235V107H234ZM234 109H232V110H234ZM253 109H255V108L253 107ZM16 110H17V109H16ZM45 110H46V109H45ZM87 110H86V111H87ZM90 110H91V107H90ZM90 110H89V111H90ZM96 110H98V108H96ZM103 110H104V109H103ZM103 110H102V111H103ZM115 110H116V108H115ZM118 110H119V109H118ZM159 110H160V109H159ZM162 110H164V109H162ZM178 110H179V109H178ZM190 110H191V109H190ZM214 110H213V111H214ZM220 110H221V109H220ZM223 110H224V109H223ZM225 110H226V108H225ZM232 110H231V111H232ZM250 110H251V108H250ZM20 111H22V110H20ZM37 111L40 113L39 110H37ZM47 111H48V110H47ZM56 111H57V110H56ZM66 111H67V110H66ZM82 111H83V110H82ZM106 111H107V110H106ZM171 111H172V110H171ZM181 111H184V110H181ZM185 111H186V110H185ZM217 111L219 112L218 114H220V111H219V110H215L216 113H217ZM221 111H222V110H221ZM235 111H236V113H237V110H235ZM242 111H244V110H242ZM261 111H262V110H261ZM48 112H49V111H48ZM50 112H52V111H50ZM50 112H49V114H52V113H53V112H52V113H50ZM91 112H92V111H91ZM111 112H112V111H111ZM116 112H117V111H116ZM137 112H138V111H137ZM168 112H169V111H168ZM188 112H189V111H188ZM225 112H227V111H225ZM228 112H230V111H228ZM247 112H249V111L247 110ZM10 113H11V112H10ZM39 113H37V114H39ZM43 113H46V112H43ZM60 113H61V112H60ZM88 113H89V112H88ZM92 113H93V112H92ZM95 113H96V111H95ZM170 113H172V112H170ZM183 113H184V112H183ZM183 113L180 112V114H183ZM189 113H190V112H189ZM195 113H196L195 111H194V113H193V111H192V114H195ZM213 113H214V112H213ZM223 113H224V112H223ZM230 113H232V112H230ZM244 113H245V112H244ZM255 113H256V114L258 113L257 110L255 111ZM40 114H41V113H40ZM47 114H48V113H46V115H47ZM93 114H94V113H93ZM99 114H100V112H99ZM167 114H168V113H167ZM172 114H173V113H172ZM180 114H179V115H180ZM185 114H186V113H184L183 115H185ZM190 114H191V113H190ZM192 114H191V115H192ZM201 114H202V113H201ZM233 114H235V113L233 112ZM240 114H242V113H240ZM245 114H246V113H245ZM245 114H244V115H245ZM253 114H254V113H253ZM253 114H252V117H254ZM256 114H255V115H256ZM259 114H260V113H259ZM0 115H1V114H0ZM43 115H44V114H42L41 116H43ZM56 115H58V114H55L54 117H56ZM65 115H66V114H65ZM68 115H69V114H68ZM72 115H73V114H72ZM75 115H76V114H75ZM84 115H86V114H84ZM101 115H103V114H101ZM111 115H112V113H111ZM111 115H110V116H111ZM115 115H116V114H115ZM199 115H200V114H199ZM208 115H209V114H208ZM208 115H207V116H208ZM220 115H222V114H220ZM235 115H236V114H235ZM250 115H251V114H250ZM260 115H261V114H260ZM2 116H3V115H2ZM21 116H22V115H21ZM37 116H38V115H37ZM63 116H64V112L62 113V116H61V117H63ZM94 116H95V115H94ZM107 116H108V115H107ZM110 116H109V118H110ZM116 116H117V115H116ZM121 116H122V115H121ZM126 116H127V115H126ZM165 116H166V115H165ZM172 116H174V115H172ZM176 116H177V115H176ZM176 116H175V117H176ZM192 116H194V115H192ZM209 116H210V115H209ZM209 116H208V117H209ZM213 116L215 117L216 115H212V117H210V119L213 118ZM217 116H218V115H217ZM223 116H224V114H223ZM229 116H230V115H229ZM238 116H239V113H238ZM256 116H257V115H256ZM256 116H255V118H256ZM258 116H259V115H258ZM258 116H257V118H258V120H259L260 117H258ZM18 117H19V116H18ZM18 117H17V118H18ZM47 117H48V116H47ZM57 117H58V116H57ZM59 117H60V115H59ZM67 117H68V116H67ZM81 117H82V116H81ZM98 117H99V115H98ZM98 117H97V118H98ZM101 117H102V116H101ZM101 117H99V118L101 119ZM111 117H112V116H111ZM179 117H180V116H179ZM190 117H191V116H190ZM190 117H188V118H190ZM194 117H195V116H194ZM201 117H202V116H201ZM224 117H226V116H224ZM224 117L221 116L222 119H225ZM230 117H231V116H230ZM233 117H234V116H233ZM242 117H243V116H242ZM247 117H248V116H246V119L249 118V117H248V118H247ZM262 117H264V116H262ZM262 117H261V118H262ZM4 118H6V117H4ZM32 118H33V117H32ZM39 118H40V117H39ZM73 118H74V117H73ZM76 118H77V120H78V116H77ZM85 118H86V117H85ZM85 118H84V119H85ZM95 118H96V117H95ZM95 118H94V119H95ZM103 118H104V117H103ZM117 118H118V117H117ZM122 118H123V117H122ZM168 118H169V117H168ZM176 118H177V117H176ZM176 118H175V119H176ZM183 118H187V116H184ZM183 118H182V115H181V119H183ZM205 118H206V116H205ZM217 118H218V117H217ZM227 118H228V116H227ZM238 118H240V116H239ZM238 118H237V119H238ZM250 118H251V117H250ZM255 118H254V120H256ZM35 119H36V118H34V120H35ZM40 119H41V118H40ZM53 119H54V118H53ZM53 119H52V120H53ZM58 119H59V118H58ZM64 119H65V118H64ZM70 119H71V117H70ZM82 119H83V117H82ZM86 119H88V117H87ZM169 119H171V118H169ZM169 119H168V120H169ZM181 119L179 118L178 120H181ZM194 119H196V117H195ZM207 119H208V118H207ZM207 119H206V120H207ZM213 119H214V118H213ZM213 119H212V120H213ZM222 119H220V116H219V121L216 122V117H215V122H216V123H218V122L220 123V122L222 121ZM240 119L243 120V118H240ZM246 119H245V120H246ZM28 120H29V119H28ZM88 120H89V119H88ZM102 120H103V119H102ZM105 120H106V119H105ZM173 120H174V118H173ZM178 120H177V121H178ZM190 120L192 121L193 119H190ZM201 120H202V119H201ZM201 120H199V121H201ZM217 120H218V119H217ZM231 120H232V119H231ZM245 120L243 121V123H245V124H246V122H249V121H250V120L248 119L249 121L246 120V122H245ZM2 121H3V120H2ZM25 121H26V120H25ZM30 121H31V120H30ZM43 121H44V120H43ZM47 121H48V120H47ZM62 121H63V120H62ZM62 121H61V122H62ZM67 121H68V119H67ZM74 121H75V120H74ZM79 121H80V120H79ZM84 121H85V120H84ZM95 121H96V120H95ZM100 121H101V120H100ZM125 121H126V120H125ZM131 121H132V120H131ZM174 121H175V120H174ZM181 121L183 122V121H185V120L183 119V120H181ZM188 121H189V120H188ZM188 121L186 120V122H188ZM193 121H194V122L191 123L192 126H193L194 123H195L194 125H196L197 122H198V123H197V126H198V125H201V126H202V122L199 124V121H197V122H195V120H193ZM204 121H205V119H204ZM204 121H203V125L206 124ZM207 121H208V120H207ZM209 121H210V120H209ZM225 121H226V119H225ZM225 121L223 120V122H225ZM229 121H230V120H228V124H229ZM234 121H237V120H235V117L233 118V120L231 121V123L234 122ZM252 121H253V119H252ZM9 122H10V121H9ZM15 122H16V121H15ZM36 122H37V121L35 120V123H36ZM61 122L59 121V123H61ZM65 122H66V121H65ZM68 122H69V121H68ZM70 122H71V121H70ZM80 122H81V121H80ZM87 122H89V121H87ZM87 122H86V123H87ZM101 122H102V121H101ZM103 122H104V121H103ZM105 122H106V121H105ZM113 122H114V121H113ZM127 122H128V121H127ZM170 122H171V121H170ZM210 122H211V121H210ZM210 122H209V123H210ZM237 122H238V121H237ZM250 122H251V121H250ZM256 122H257V121H256ZM262 122H264V120H262ZM13 123H14V122H13ZM16 123H17V122H16ZM27 123H28V122H27ZM39 123H40V122H39ZM41 123H43V122H41ZM44 123H45V122H44ZM52 123H53V122H52ZM59 123H58V124H59ZM62 123H63V122H62ZM66 123H67V122H66ZM74 123H75V122H74ZM93 123H94V122H92V124H93ZM107 123H108V122H107ZM172 123H173V122H172ZM176 123H177V122H176ZM178 123L180 124V121H179ZM184 123H185V122H184ZM188 123H189V125H190V122H188ZM212 123H214V122H212ZM225 123H226V122H225ZM235 123H236V122H235ZM239 123H240V121H239ZM239 123H238V124H239ZM243 123H242V124H243ZM252 123H254V122H252ZM45 124H47V123H45ZM80 124H81V123H80ZM84 124H85V123H84ZM87 124H88V123H87ZM92 124H91V126H92ZM94 124H95V123H94ZM161 124H162V122H161ZM173 124H174V123H173ZM179 124H176V125H179ZM220 124H221V123H220ZM222 124H223V123H222ZM228 124H227V125H228ZM245 124H243V125H245ZM247 124L249 125V123H247ZM257 124H258V123H257ZM24 125H25V124H24ZM49 125H50V124H49ZM49 125H48V126H49ZM61 125H62V124H61ZM61 125H59V126H61ZM69 125H70V123H69ZM152 125H153V123H152ZM165 125H166V124H165ZM180 125H181V124H180ZM207 125H208V124H207ZM207 125H205L204 127H206ZM218 125H219V124H218ZM218 125L215 124L214 126H218ZM231 125H232V124H231ZM250 125H252V124H250ZM7 126H8V123H7ZM14 126H15V125H14ZM16 126H17V125H16ZM16 126H15V127H16ZM25 126H27V125H25ZM30 126H34V124H33V125L31 124ZM40 126H41V125H39L38 127H40ZM43 126H44V125H43ZM54 126H55V125H54ZM54 126H53V127H54ZM71 126H72V125H71ZM89 126H90V122H89ZM89 126H88V127H89ZM95 126H96V125H95ZM162 126H163V125H162ZM192 126H191V127H192ZM212 126H213V125H212ZM222 126H223V125H222ZM222 126H219V127H220V130L222 129ZM225 126H226V125H225ZM246 126H247V125H246ZM17 127H18V126H17ZM38 127H37V128H38ZM61 127H62V126H61ZM79 127H80V125H79ZM104 127H106V125H105ZM115 127H116V126H115ZM129 127H130V126H129ZM151 127H153V126H151ZM155 127H156V126H154V127L151 128V129L153 130ZM158 127H159V126H158ZM158 127H157V128H158ZM164 127H165V126H164ZM168 127H171V126H168ZM180 127H182V126L176 127V129L178 128L176 131L182 129V128H180ZM186 127H189V126H186ZM219 127H217V128H219ZM226 127H227V126H226ZM232 127H233V126H232ZM237 127H238V125H237ZM1 128H2V127H1ZM1 128H0V129H1ZM27 128H28V127H27ZM35 128H36V126H35ZM49 128H51V126H50ZM63 128H65V127L63 126ZM67 128H69V127H67ZM92 128H93V127H92ZM98 128H99V127H98ZM107 128H108V127H107ZM172 128L174 129V125L172 126ZM183 128H184L185 131H186V128H185V127H183ZM201 128H202V127H201ZM201 128H200V130H201ZM207 128L210 129L211 126H207ZM212 128H213V127H212ZM212 128H211V129H212ZM224 128H225V127H224ZM227 128H228V127H227ZM258 128H260V127H258ZM22 129H25V128H22ZM77 129H78V128H77ZM79 129H80V128H79ZM84 129H85V128H84ZM86 129H87V128H86ZM88 129H89V128H88ZM100 129H101V127H100ZM100 129H99V130H100ZM116 129H117V128H116ZM159 129H160V127L158 128V130H159ZM163 129H164V128H162V129H160V130H163ZM170 129H171V128H170ZM187 129H188V128H187ZM195 129H197V128H195ZM198 129H199V128H198ZM203 129H204V128H203ZM211 129H210V132H212ZM225 129H226V128H225ZM233 129H236V128L233 127ZM244 129H246V128H244ZM28 130H30V129H28ZM39 130H40V129H39ZM43 130H44V127H43ZM49 130L51 131V129H49ZM55 130H56V127H55ZM57 130H58V129H57ZM59 130H60V129H59ZM62 130H64V129H62ZM71 130H73V129H71ZM89 130H90V129H89ZM92 130H93V129H91V132H92ZM106 130H107V129H106ZM158 130H157V131H158ZM168 130H169V129H168ZM182 130H183V129H182ZM205 130L207 131V129H205ZM212 130L214 131V130H216V129L214 128V129H212ZM228 130H229V129H228ZM231 130H232V129H231V127H230V131H231ZM236 130H238V128H237ZM240 130H241V126H240V128H239V131H240ZM3 131H4V130H3ZM8 131H9V130H8ZM13 131H14V130H13ZM18 131H19V129H18ZM25 131H26V130H25ZM50 131H49V132H50ZM79 131H80V130H79ZM95 131H96V129H95ZM101 131H102V130H101ZM101 131H100V132H101ZM133 131H134V130H133ZM154 131H156V130H154ZM157 131L154 132V133H157V134H155V135H156L157 138H158V135L161 134L162 131H160L161 133H159V131H158V132H157ZM163 131H164V130H163ZM169 131H170V130H169ZM172 131H173V132H170V133H168V134H172V133H174V135H175L174 130H172ZM188 131H190V130H188ZM192 131L194 132L195 130H192ZM196 131H197V130H196ZM196 131H195V132H196ZM225 131L227 132V130H225ZM233 131H234V130H233ZM255 131H256V130H255ZM4 132H5V131H4ZM16 132H17V129H16L14 135L16 134ZM21 132H22V134H23V131H21ZM39 132H42V131H39ZM49 132H48V133H49ZM62 132H63V131H62ZM64 132H65V131H64ZM64 132H63V133H64ZM102 132H104V130H103ZM112 132H113V130H112ZM164 132H165V131H164ZM178 132H179V131H178ZM181 132H183V131H181ZM186 132H187V131H186ZM186 132H185V134H186ZM190 132H191V131H190ZM195 132H194V133H195ZM200 132H201V131H200ZM217 132H218V131H217ZM252 132H253V130H252ZM27 133H28V132H27ZM43 133H44V131H43ZM50 133H51V132H50ZM59 133H61V132H59ZM66 133H67V132H66ZM83 133H84V132H83ZM109 133H111V132H109ZM116 133H117V132H116ZM123 133H124V132H123ZM152 133H153V132H152ZM152 133H151V134H152ZM158 133H159V134H158ZM166 133H167V132H166ZM191 133H192V132H191ZM191 133H190V134H191ZM206 133H208V131H207ZM212 133H213V132H212ZM212 133H211V135H212ZM214 133H215V132H214ZM221 133H222V132H221ZM227 133H228V132H227ZM241 133H242V132H241ZM243 133H244V131H243ZM243 133H242V134H243ZM24 134H25V133H24ZM24 134H23V135H24ZM30 134H31V133H30ZM40 134H41V133H40ZM45 134L47 135V133H45ZM55 134H56V133H55ZM61 134H62V133H61ZM61 134H60V135H61ZM76 134H78V133H76ZM81 134H82V131H81ZM96 134H97V133H96ZM106 134H107V132L105 133V135H106ZM130 134H131V133H130ZM168 134H165V135H168ZM179 134H180V133H179ZM183 134H184V133H182V135H183ZM185 134H184V135H185ZM187 134H189V133L187 132ZM190 134H189V135H190ZM198 134H199V131H198ZM198 134L195 133L194 135H195V136H198ZM208 134H209V133H208ZM216 134H217V133H216ZM225 134H226V133H225ZM232 134H233V133H232ZM232 134H231V135H232ZM237 134H238V133H237ZM250 134H253V133H250ZM262 134H264V133H262ZM37 135H38V134H37ZM37 135H36V136H37ZM51 135H52V134H51ZM79 135H80V133H79ZM91 135H92V134H91ZM153 135H154V134H153ZM155 135H154V137H155ZM161 135H162V134H161ZM161 135H159V136L162 137ZM172 135H173V134H172ZM172 135H170V136H172ZM192 135H193V134H192ZM211 135H210V136H211ZM217 135H218V134H217ZM217 135H216V136H217ZM15 136H16V135H15ZM33 136H34V134H33ZM41 136H42V135H41ZM83 136H84V135H83ZM89 136H90V135H89ZM107 136H108V135H107ZM199 136H201V135H199ZM205 136H206V135H205ZM205 136H204V137H205ZM207 136H208V135H207ZM222 136H223V135H222ZM225 136H226V135H225ZM229 136H230V135H229ZM229 136H228V137H229ZM248 136H249V135H248ZM259 136H260V135H259ZM22 137H24V136H22ZM22 137H21V138H22ZM25 137H26V136H25ZM44 137L46 138V136L43 135V138H44ZM48 137H49V136H48ZM53 137H54V136H53ZM58 137H59V136H58ZM65 137H66V136H65ZM68 137H69V135H68ZM85 137H86V136H85ZM164 137H165V136H164ZM186 137H187V136H186ZM201 137H203V136H201ZM213 137H214V136H213ZM240 137H241V136H240ZM5 138H6V137H5ZM5 138H4V139H5ZM9 138H10V137H9ZM13 138H14V137H13ZM16 138H17V137H16ZM16 138H15V139H16ZM28 138L30 139V136H29ZM34 138H35V137H34ZM36 138H37V137H36ZM89 138H90V137H89ZM152 138H153V137H152ZM176 138H177V137H176ZM176 138H175V139H176ZM184 138H185V137H184ZM184 138H183V139H184ZM197 138H198V137H197ZM208 138H209V137H208ZM210 138H211V137H210ZM210 138H209V139H210ZM243 138H244V137H243ZM243 138H241V139H243ZM7 139H8V138H7ZM15 139H13V140H15ZM18 139H19V138H18ZM39 139H40V138H39ZM50 139H51V137H50ZM55 139H56V138H55ZM69 139H72V138L69 137ZM80 139H81V138H80ZM154 139H155V138H154ZM162 139H163V138H162ZM169 139H170V138H169ZM194 139H196V138L194 137ZM211 139H212V138H211ZM224 139H225V138H224ZM227 139H228V138H227ZM233 139H234V138H233ZM233 139H232V140H233ZM238 139H239V138H238ZM238 139H237V140H238ZM245 139H246V137H245ZM5 140H6V139H5ZM16 140H17V139H16ZM21 140H22V139H21ZM24 140H25V139H24ZM24 140H22V141H24ZM30 140H31V139H30ZM37 140H38V139H37ZM51 140H53V139H51ZM58 140H60V139H58ZM81 140H82V139H81ZM116 140H117V139H116ZM155 140H156V139H155ZM155 140H154V143H155ZM164 140H165V138H164ZM190 140H191V139H190ZM207 140H208V139H207ZM232 140H231V141H232ZM243 140H244V139H243ZM256 140H257V139H256ZM260 140H261V139H260ZM1 141H2V140H1ZM3 141H4V140H3ZM22 141H21V142H22ZM26 141H27V140H26ZM48 141H49V140H48ZM54 141H56V140H54ZM54 141H53V142H54ZM70 141H71V140H70ZM74 141H75V140H74ZM79 141H80V140H79ZM84 141H85V140H84ZM92 141H93V138H92ZM100 141H101V140H100ZM156 141H157V140H156ZM181 141H182V140H181ZM181 141H178L177 143H179V142H181ZM187 141H188V140H187ZM195 141L197 142V140H195ZM195 141H194L193 143H195ZM214 141H215V140H213V142H214ZM219 141H220V139H219ZM238 141H239V140H238ZM244 141H246V140H244ZM39 142H40V141H39ZM44 142H45V141H44ZM51 142H52V141H51ZM62 142H63V141H62ZM62 142H61V143H62ZM64 142H65V140H64ZM67 142H68V141H67ZM112 142H113V141H112ZM161 142H162V141H161ZM167 142H169V141H167ZM175 142H176V140H175ZM183 142H185V141H183ZM183 142H182V143H183ZM190 142H191V141H190ZM190 142H189V143H190ZM199 142H200V141H199ZM216 142H217V141H216ZM223 142H224V140H223ZM228 142H229V141H228ZM228 142H227V143H228ZM246 142H247V141H246ZM16 143H17V142H16ZM30 143H31V142H30ZM41 143H42V142H41ZM41 143H40V144H41ZM45 143H47V142H45ZM55 143H56V142H55ZM58 143L60 144V142H58ZM70 143H71V142H70ZM88 143H89V142H88ZM95 143H96V142H95ZM103 143H104V140H103ZM185 143H186V142H185ZM191 143H192V142H191ZM200 143H201V142H200ZM203 143H204V142H203ZM218 143H219V142H218ZM218 143H216L217 146H218ZM220 143H221V142H220ZM240 143H241V140H240ZM240 143H239V145H240ZM243 143H244V142H243ZM12 144H13V143H12ZM12 144H11L10 146H12ZM19 144H20V143H19ZM31 144H32V143H31ZM33 144H34V142H33ZM33 144H32V145H33ZM59 144H58V145H59ZM68 144H69V142H68ZM68 144H67V146H68ZM71 144H72V143H71ZM74 144H76V143H74ZM74 144H73V145H74ZM81 144H82V143H81ZM86 144H87V142H86ZM149 144H150V143H149ZM168 144H169V143H168ZM204 144H205V143H204ZM208 144H210V143L208 142ZM225 144H226V143H225ZM225 144H224V146H225ZM237 144H238V143H237ZM241 144H242V143H241ZM4 145H5V144H4ZM47 145H48V144H47ZM63 145H64V144H63ZM105 145H106V144H105ZM110 145H111V144H110ZM182 145H183V144H182ZM185 145H186V144H185ZM185 145L183 146V148L185 147ZM193 145H194V144H193ZM198 145H199V144H198ZM202 145H203V144H202ZM206 145H207V144H206ZM231 145H232V144H231ZM16 146H17V145H16ZM21 146H22V145H21ZM26 146H27V145H26ZM26 146H25V147H26ZM52 146H53V145H52ZM70 146H71V145H70ZM91 146H92V144H91ZM107 146H109V145H107ZM118 146H119V145H118ZM123 146H124V145H123ZM127 146H128V145H127ZM129 146L133 147L132 144H130ZM194 146H195V145H194ZM208 146H209V145H208ZM212 146H214V145L212 144ZM212 146H211V147H212ZM227 146H228V145H227ZM234 146H236V145L234 144ZM256 146H257V145H256ZM1 147H2V146H1ZM12 147H13V146H12ZM23 147H24V146H23ZM23 147H22V148H23ZM33 147H34V146H33ZM45 147H46V146H45ZM55 147H56V145H55ZM58 147H60V146H58ZM65 147H66V146H65ZM92 147H93V146H92ZM102 147H104V145H103ZM179 147H180V146H179ZM191 147H192V146H191ZM201 147H202V146H201ZM214 147H216V145H215ZM219 147H220V146H219ZM222 147H223V145H222ZM236 147H237V146H236ZM10 148H11V147H10ZM30 148H31V147H30ZM61 148H62V146H61ZM90 148H91V147H90ZM90 148H89V149H90ZM105 148H107V147L105 146ZM109 148H110V147H109ZM122 148H125V147H122ZM128 148H130V147H128ZM138 148H139V147H138ZM138 148H137V149H138ZM145 148H146V147H145ZM155 148H156V147H155ZM158 148H160V146H159ZM174 148H175V147H174ZM194 148H195V147H194ZM203 148H204V147H203ZM207 148H208V150L210 151L209 147H207ZM227 148H228V147H227ZM237 148H238V147H237ZM237 148H236V150H237ZM1 149H3V148H1ZM6 149H7V148H6ZM14 149H15V148H14ZM16 149H17V148H16ZM51 149H52V148H51ZM96 149H97V148H96ZM115 149H116V148H115ZM115 149H114V151H116ZM120 149H121V148H120ZM120 149H119V150H120ZM126 149H127V148H126ZM135 149H136V148H135ZM140 149H141V148H140ZM192 149H193V148H192ZM198 149H200V148L198 147ZM217 149H218V151H219V148H216V150H214V151H216L217 154H218L219 152L217 151ZM222 149H223V151H224V148H222ZM225 149H226V148H225ZM230 149H234V148H231V146H230ZM244 149H245V148H244ZM257 149H258V148H257ZM259 149H260V148H259ZM259 149H258V150H259ZM21 150H22V149H21ZM25 150H26V149H25ZM35 150H36V149H35ZM49 150H50V149H49ZM55 150H56V149H55ZM55 150H54V151H55ZM91 150H92V149H91ZM91 150H90V151H91ZM109 150H110V149H109ZM117 150H118V148H117ZM129 150L131 151V149H129ZM148 150H149V149H148ZM153 150H154V149H153ZM158 150H159V149H158ZM158 150H157V151H158ZM174 150H177V148L174 149ZM206 150H207V149H206ZM206 150H205V151H206ZM208 150H207V151H208ZM211 150H212V149H211ZM228 150H229V149H228ZM228 150H227V151H228ZM236 150H234V151H236ZM238 150H239V149H238ZM245 150H247V149H245ZM253 150H254V149H253ZM10 151H11V150H10ZM13 151H15V150H13ZM16 151H17V150H16ZM29 151L31 152V150H29ZM32 151H34V150H32ZM83 151H84V150H83ZM111 151H113V150H111ZM124 151H125V150H124ZM124 151H123V152H124ZM126 151H127V150H126ZM140 151H141V150H140ZM169 151H170V150H169ZM182 151H183V150H182ZM182 151H181V152H182ZM199 151H200V150H199ZM209 151H208V153L206 152L208 155H209ZM214 151H213V152H214ZM240 151H241V150H240ZM248 151H249V150H248ZM0 152H1V151H0ZM17 152H18V151H17ZM19 152H21V151H19ZM49 152H50V151H49ZM56 152H57V150H56ZM70 152H71V151H70ZM74 152H75V151H74ZM76 152H77V151H76ZM131 152H132V151H131ZM136 152H137V150H136ZM141 152H142V151H141ZM141 152H140V153H141ZM149 152H150V151H149ZM154 152H155V150H154ZM154 152H153V153H154ZM160 152H162V151H159V153H156V154L160 156ZM189 152H190V150H189ZM189 152H188V154L191 153V156H193L192 151H191L190 153H189ZM201 152H203V151L201 150ZM210 152H211V151H210ZM243 152H244V150H243ZM250 152H251V151H250ZM250 152H249V154H250ZM252 152H255V150L252 151ZM256 152H257V151H256ZM22 153H23V151H22ZM32 153H33V152H32ZM37 153H38V152H37ZM59 153H60V151H59ZM81 153H82V152H81ZM117 153H118V152H117ZM127 153H128V152H127ZM235 153H236V152H235ZM238 153H240V152H238ZM238 153H237V154H238ZM244 153L247 154V152H244ZM244 153H243V155H244ZM258 153H259V151H258ZM3 154H4V153H3ZM10 154H11V153H10ZM10 154H9V156H10ZM13 154L15 155L14 152H13ZM16 154H19V153H16ZM24 154H25V153H24ZM26 154H27V153H26ZM26 154H25V155H26ZM47 154H48V153H47ZM47 154L45 153V155H47ZM51 154H52V153H51ZM62 154H63V153H62ZM69 154H70V153H69ZM122 154H123V153H122ZM130 154H132V153H130ZM149 154H151V153H149ZM161 154H163V152H162ZM168 154H170V152H169ZM168 154H166V155H168ZM173 154H174V152H173ZM182 154H186V155H187V153H184V151H183ZM194 154L197 156V154H199V153L196 154V153L194 152ZM203 154H204V153H203ZM224 154H225V153H224ZM240 154L242 155V151H241ZM249 154H248V155H249ZM253 154H254V153H252V155H253ZM4 155H5V154H4ZM25 155H24V156H25ZM28 155H29V154H28ZM40 155H41V154H40ZM71 155H72V154H71ZM84 155H85V154H84ZM138 155H139V154H138ZM140 155H141V154H140ZM144 155H145V154H144ZM146 155H148V154L146 153ZM170 155H171V154H170ZM170 155H169V159H170ZM174 155L177 156V154H174ZM208 155H207V156H208ZM211 155H212V154H210V157H211ZM229 155H231V154H229ZM254 155H255V154H254ZM261 155H262V154H261ZM0 156H1V155H0ZM18 156H19V155H18ZM35 156H36V155H35ZM43 156H44V155H42V156H40V157H43ZM58 156H59V155H58ZM66 156H67V154H66ZM73 156H74V155H73ZM78 156H79V155H78ZM78 156H77V157H78ZM85 156L87 157V155H85ZM85 156H84V157H85ZM92 156H93V155H92ZM151 156H153V154H152ZM163 156H164V155H163ZM180 156H181V155H180ZM198 156H199V155H198ZM212 156H213V155H212ZM225 156H226V155H225ZM227 156H228V155H227ZM234 156H235V155H234ZM239 156H240V155H239ZM239 156L237 155V158H238ZM249 156H250V155H249ZM255 156H256V155H255ZM14 157H15V156H14ZM20 157H21V156H20ZM26 157H27V156H26ZM50 157H51V156H50ZM50 157H49V158H50ZM70 157H72V156H70ZM70 157H68V158H70ZM79 157H80V156H79ZM86 157H85V158H86ZM128 157H130V156H128ZM133 157H134V156H133ZM160 157H161V156H160ZM213 157H214V156H213ZM217 157H218V156H217ZM217 157H214V158H217ZM219 157H220V156H219ZM219 157H218V158H219ZM259 157H260V156H259ZM23 158H24V157H23ZM23 158H22V159H23ZM43 158H44V157H43ZM45 158H47V157L45 156ZM72 158H73V157H72ZM125 158H127V157H125ZM174 158H176V157H174ZM184 158H185V156H184ZM203 158H204V157H203ZM206 158H207V157H205V159H206ZM218 158H217V159H218ZM235 158H236V156H235ZM12 159H13V158H12ZM14 159H15V158H14ZM62 159H63V157H62ZM80 159H81V158H80ZM87 159H88V158H87ZM109 159H110V158H109ZM148 159H149V158H148ZM154 159H155V157H154ZM156 159H157V158H156ZM191 159H192V158H191ZM201 159H202V158H201ZM209 159H210V158H209ZM247 159H248V158H247ZM257 159H258V158H257ZM15 160H16V159H15ZM24 160H25V159H24ZM49 160H50V159H49ZM83 160H84V159H83ZM150 160H151V159H150ZM197 160H198V159H197ZM197 160H196V162H197ZM199 160H200V159H199ZM228 160H229V159H228ZM235 160H236V159H235ZM237 160H238V159H237ZM250 160H252V159L250 158ZM258 160H259V159H258ZM11 161H12V160H11ZM26 161H27V160H26ZM52 161H53V160H52ZM71 161H73V160H71ZM75 161H77V160H75ZM81 161H82V159H81ZM142 161H144V160H142ZM147 161H148V160H147ZM147 161H146V162H147ZM161 161H162V160H161ZM179 161H180V160H179ZM188 161H189V160H188ZM188 161H187V164H188ZM202 161H204V159H203ZM241 161H244V160H241ZM248 161H249V160H248ZM252 161H253V162L255 161V163L258 164L256 160L253 159ZM260 161H261V163H260L259 166H261L262 161H264V160H262V157H260ZM12 162H13V161H12ZM12 162H11V163H12ZM29 162L31 163V161H29ZM29 162H28V163H29ZM83 162H84V161H83ZM89 162H90V161H89ZM144 162H145V161H144ZM157 162H158V161H157ZM181 162H182V161H181ZM196 162H195V163H196ZM198 162H199V161H198ZM230 162H231V161H230ZM235 162H236V161H235ZM1 163H4V162H1ZM7 163H8V162H7ZM9 163H10V162H9ZM19 163H20V162H19ZM24 163H25V162H23V164H24ZM30 163H29V164H30ZM64 163H65V162H64ZM69 163H70V162H69ZM71 163H72V162H71ZM78 163H79V162H78ZM160 163H161V162H160ZM183 163H184V162H183ZM183 163H182V164H183ZM189 163H190V161H189ZM206 163H208V162H206ZM212 163H213V162H212ZM226 163H227V161H226ZM241 163H242V162H241ZM246 163H247V161H246ZM246 163H245V166H246ZM248 163L250 164V162H248ZM248 163H247V165H248ZM255 163H251L250 165H252V164L255 165ZM5 164H6V163H5ZM12 164H13V163H12ZM12 164H11V165H12ZM20 164H22V163H20ZM20 164H18V165H20ZM31 164H33V163H31ZM36 164H37V163H36ZM54 164H55V163H54ZM86 164H87V163H86ZM127 164H128V163H127ZM148 164H149V163H148ZM165 164H166V163H164V166H163V167L166 166ZM168 164H169V163H168ZM168 164H167V165H168ZM175 164H177V162H176ZM182 164H181V166H182ZM204 164H205V163H204ZM208 164H209V163H208ZM215 164H216V163H215ZM215 164H214V165H215ZM224 164H225V163H224ZM228 164H229V163H228ZM242 164H243V163H242ZM2 165H3V164H2ZM2 165H1V166H2ZM15 165H16V164H15ZM18 165H16V166H18ZM67 165H68V164H67ZM90 165H91V164H90ZM119 165H120V164H119ZM135 165H136V164H135ZM140 165H141V164H140ZM172 165H173V164H170L171 169L173 168ZM190 165H191V166H192V165L195 166V164H190ZM197 165H198V164H197ZM202 165H203V163H202ZM210 165H211V163H210ZM214 165H213V166H214ZM231 165H232V164H231ZM234 165H235V163H234ZM236 165H237V164H236ZM236 165H235V166H236ZM243 165H244V164H243ZM253 165H252V166H253ZM9 166H10V165H9ZM13 166H14V165H13ZM21 166H22V165H21ZM27 166H29V165H26V167H27ZM38 166H39V165H38ZM38 166H37V167H38ZM57 166H58V165H57ZM84 166H85V165H84ZM92 166H93V165H91V167H92ZM121 166H122V164H121ZM137 166H139V165H137ZM144 166H145V164H144ZM144 166H143V167H144ZM160 166H161V165H160ZM170 166H167V167H170ZM175 166H176V165H175ZM185 166H186V162H185ZM188 166H189V165H188ZM199 166H201V165L199 164ZM218 166H219V164H218ZM218 166H217V164H216L215 168L218 167ZM235 166H234V167H235ZM262 166H264V165H262ZM29 167H30V166H29ZM50 167H51V165H50ZM91 167H90V168H91ZM140 167H141V166H140ZM148 167H149V166H148ZM161 167H162V166H161ZM167 167H166V168H167ZM177 167H178V169H179V166H177ZM186 167H187V166H186ZM189 167H190V166H189ZM202 167H203V166H202ZM219 167H220V166H219ZM221 167H222V166H221ZM224 167H225V166H224ZM229 167H230V166H229ZM234 167H231L230 169H232V168H234ZM241 167H243V166H241ZM246 167L248 168V167H250V166H246ZM4 168H5V167H4ZM6 168H7V166H6ZM27 168H28V167H27ZM30 168H31V167H30ZM35 168H36V167H34V165H33V168H32V169H35ZM70 168H71V167H70ZM136 168H137V167H136ZM136 168H134V169H136ZM152 168H153V167H152ZM166 168H164V170H166ZM174 168L176 169V167H174ZM183 168H184V167H183ZM190 168H192V167H190ZM198 168H199V167H198ZM212 168H213V167H212ZM237 168H238V167H236L235 169H237ZM247 168H246V169H247ZM254 168H255V167H254ZM17 169H18V168H17ZM42 169H43V168H42ZM113 169H114V168H113ZM138 169H139V168H138ZM154 169H155V168H154ZM168 169H170V168H168ZM178 169H176V170H178ZM180 169H181V167H180ZM185 169H188V168H185ZM185 169H183V170H185ZM208 169H209V168L207 167V170H208ZM235 169H234V170H235ZM238 169H239V168H238ZM240 169L242 170V168H240ZM249 169L252 170V168H249ZM258 169H259V168H258ZM258 169H257V170H258ZM261 169H262V167L260 168V170H261ZM30 170H31V169H30ZM38 170H39V169H38ZM111 170H112V168H111ZM120 170H122V169H120ZM132 170H133V169H132ZM132 170H131V171H132ZM145 170H148V171H149L150 168H149V169H146V168H145ZM151 170L153 171V169H151ZM162 170H163V168H162ZM164 170L162 171L163 173H164ZM192 170H193V169H192ZM201 170H202V169H201ZM204 170H205V169H204ZM210 170H211V169H209V172H208V173H210ZM214 170H215V169H214ZM217 170L219 171L220 169L217 168ZM217 170H216L215 172H218ZM225 170H226V168H224V172H225ZM227 170L229 171V168H228ZM227 170H226V171H227ZM1 171H2V170H1ZM4 171H5V170H4ZM26 171L28 172L27 169H26ZM34 171H35V170H34ZM57 171L59 172V170H57ZM62 171H63V170H62ZM94 171H95V170H94ZM118 171H119V170H118ZM122 171H123V170H122ZM126 171H127V170H126ZM128 171H129V170H128ZM134 171H135V170H134ZM142 171H143V170H142ZM142 171H141V172H142ZM152 171H150V172H152ZM170 171H171V170H170ZM174 171H175V170H174ZM178 171H180V170H178ZM181 171H182V169H181ZM188 171H190V170L188 169ZM188 171L186 170V173H185V174H188ZM193 171H194V170H193ZM193 171H192V172H193ZM195 171H197V170L195 169ZM195 171H194L193 174L196 175V172H195ZM228 171H227L228 174H226V173H224V174H226V175H230L232 172H234V171H231V170H230L231 173L229 174ZM239 171H240V170H239ZM242 171H243V170H242ZM244 171L246 172V170H244ZM244 171H243V172H244ZM262 171H264V170H262ZM262 171H260V172H262ZM5 172H6V171H5ZM36 172H37V171H36ZM92 172H93V171H92ZM110 172L112 173V171H110ZM113 172H114V171H113ZM138 172L140 173V171H138ZM143 172H144V171H143ZM158 172H159V170H157V175H158ZM162 172H161V173H162ZM200 172H201V171H200ZM200 172L198 171L197 173L200 174ZM212 172H213V174H215V175L217 174V173H214L213 169H212ZM240 172H241V171H240ZM240 172H239V173H240ZM245 172H244V173H245ZM251 172H252V171H251ZM8 173H9V172H8ZM10 173H12V171H11ZM23 173H26V172H22L21 174L23 175ZM38 173H39V172H38ZM49 173H50V172H49ZM76 173H77V172H76ZM86 173H87V172H86ZM90 173H91V172H90ZM117 173H118V172H117ZM126 173H127V172H126ZM144 173L147 174V172H144ZM154 173H155V171H154ZM172 173L174 174V172H172ZM176 173H177V172H176ZM189 173H190V172H189ZM218 173H219V175H221V174H223V171H222L221 174H220V172H218ZM234 173L236 174V172H234ZM234 173H233V174H234ZM239 173H238V174H239ZM241 173H242V172H241ZM241 173H240V175H243V173H242V174H241ZM246 173H247V172H246ZM0 174H1V172H0ZM18 174H19V173H18ZM55 174H57V173H55ZM60 174H61V173H60ZM80 174H81V173H80ZM91 174H92V173H91ZM129 174H132V173H129ZM148 174H149V172H148ZM150 174H151V173H150ZM166 174H167V172H166ZM170 174H171V173H170ZM185 174H182V177H183V178H185V177H184ZM204 174H205V173H204ZM204 174H203V176H205ZM213 174H212V175H213ZM233 174H231V176H232ZM253 174H254V173H253ZM253 174H252V175H253ZM255 174L257 175L258 173H255ZM255 174H254V175H255ZM2 175H3V173H2ZM6 175H9V174H6ZM16 175H17V174H16ZM16 175H15V176H16ZM19 175H20V174H19ZM57 175H58V174H57ZM57 175H56V176H57ZM85 175H86V174H85ZM159 175H160V174H159ZM164 175H165V174H164ZM167 175H169V174H167ZM167 175H166V176H167ZM176 175H177V174H176ZM179 175H180V174H179ZM179 175H178V177H180ZM183 175H184V176H183ZM197 175H198V174H197ZM217 175H218V174H217ZM219 175H218V176H219ZM236 175H237V174H236ZM240 175H237V176H238V177H237L238 179H239V176H240ZM254 175H253V176H254ZM31 176H33V175H31ZM36 176H37V175H36ZM44 176H45V175H44ZM44 176H43V177H44ZM117 176H119V175H117ZM133 176H134V175H133ZM141 176L143 177V176H145V175H143V173H142ZM149 176H152V175H149ZM171 176H173V175L167 176V178L170 177V179H171ZM174 176H175V175H174ZM189 176H190V174H189ZM206 176H207V175H206ZM223 176H224V175H222V177H223ZM231 176H229V177H231ZM233 176H235V175H233ZM233 176H232V177H233ZM257 176H258V175H257ZM259 176H260V175H259ZM1 177H2V176H1ZM1 177H0V178H1ZM3 177H5V176H3ZM27 177H28V176H27ZM27 177L25 176V178H27ZM51 177H52V176H51ZM97 177H98V176H97ZM131 177H132V175H131ZM134 177H135V176H134ZM136 177H137V176H136ZM142 177L139 176L140 179H141ZM178 177H177V180L179 179ZM182 177H180V179H179L178 181H180ZM190 177H191V176H190ZM195 177H197V176H194V178H195ZM201 177H202V176H201ZM207 177H208V176H207ZM214 177H215V176H214ZM224 177H225V176H224ZM226 177H228V176H226ZM226 177H225V181H227V180L229 181V179H228L229 177L227 178V180H226ZM232 177H231V178H232ZM243 177H245V176L243 175L241 178H243ZM21 178H22V177H21ZM33 178H34V177H33ZM68 178H69V177H68ZM68 178H67V179H68ZM124 178H125V177H124ZM129 178H130V177H129ZM149 178H150V177H149ZM247 178H248V177H247V175H246V179H247ZM250 178H251V177H250ZM262 178H264V177H262ZM3 179H5V178H3ZM19 179H20V178H19ZM116 179H117V177H116ZM132 179H134V178L132 177ZM146 179H147V177H146ZM150 179H152V178H150ZM190 179H191V178H190ZM192 179H193V178H192ZM199 179L202 180V178H199ZM213 179H214V178H213ZM213 179H212V180H213ZM234 179H235V178H234ZM5 180H7V177H6ZM12 180H13V179H12ZM45 180H46V179H45ZM134 180H135V179H134ZM138 180H139V179H138ZM144 180H145V179H144ZM165 180H166V178H165ZM177 180H176V181H177ZM184 180L187 181L188 178H187V179H186V178L183 179V181H184ZM193 180H195V179H193ZM193 180H192V181H193ZM200 180H199V181H200ZM223 180H224V179H223ZM240 180H241V179H240ZM243 180H244V181H247L248 179L245 180V179L243 178ZM243 180H242V181H243ZM256 180H257V178H256ZM258 180H259V179H258ZM2 181H4V180H2ZM2 181H1V182H2ZM20 181H21V180H20ZM27 181H28V180H27ZM38 181H40V180H38ZM97 181H98V180H97ZM113 181H114V178H113ZM158 181H159V180H158ZM215 181H216V180H215ZM228 181H227L226 183H228ZM232 181H233V183H234V180H233V179H232ZM236 181H237V180H236ZM238 181H239V180H238ZM238 181H237V182H238ZM242 181H239V183H242ZM249 181H250V180H248V182H249ZM251 181H252V180H251ZM105 182H106V181H105ZM123 182H124V181H123ZM125 182H126V181H125ZM130 182H131V181H130ZM142 182H143V181H142ZM142 182L140 181L141 184H142ZM163 182H164V180H163ZM200 182H202V181H200ZM205 182H206V181H205ZM210 182H211V181H210ZM24 183H25V182H24ZM46 183H47V182H46ZM46 183H45V184H46ZM58 183H60V182H58ZM58 183H57V184H58ZM101 183H103V182H101ZM106 183H107V182H106ZM118 183H119V182H118ZM156 183H157V182H156ZM178 183H179V182H178ZM190 183H191V182H189L188 184H190ZM193 183H194V182H193ZM226 183H225V186H226ZM231 183H232V182H231ZM245 183H246V182H245ZM27 184H29V183H27ZM31 184H32V183H31ZM48 184H49V183H48ZM48 184H47V186H48ZM57 184H56V185H57ZM69 184L71 185V183H69ZM69 184H68V185H69ZM73 184H74V183H73ZM103 184H104V183H103ZM111 184H112V183H111ZM128 184H129V182H128ZM131 184H132V183H131ZM152 184H153V183H152ZM167 184H168V183H167ZM181 184H182V183H181ZM183 184H185V183H183ZM219 184H220V183H219ZM5 185H6V184H5ZM11 185H12V183H11ZM23 185H24V184H23ZM51 185H52V184H51ZM53 185H54V184H53ZM106 185H107V184H106ZM133 185H134V184H133ZM142 185H143V184H142ZM157 185H158V184H157ZM160 185H161V184H160ZM160 185H159V186H160ZM164 185H165V184H164ZM168 185H169V184H168ZM192 185H193L194 187H196V185L198 186V185H200V184L197 183L196 185H194V184H192ZM207 185H208V184H207ZM209 185H210V183H209ZM212 185H213V183H212ZM228 185H230V184H227V186H228ZM240 185H241V184H240ZM257 185H258V184H257ZM19 186H20V185H19ZM21 186H22V185H21ZM30 186H31V185H30ZM66 186H67V185H66ZM71 186H72V185H71ZM107 186H108V185H107ZM136 186H137V185H136ZM139 186H140V185H139ZM162 186H163V185H162ZM188 186H189V185H188ZM202 186H204V185L202 184ZM210 186H211V185H210ZM233 186H234V185H233ZM236 186H237V185H236ZM238 186H239V184H238ZM238 186H237V187H238ZM4 187H5V186H4ZM33 187H34V186H33ZM37 187H38V186H37ZM37 187H36V188H37ZM48 187H49V186H48ZM54 187H55V186H54ZM60 187H61V184H60ZM127 187H128V186H127ZM141 187H142V186H141ZM141 187H140V188H141ZM150 187H152V186H150ZM155 187H156V186H155ZM168 187H169V186H168ZM205 187H206V185H205ZM205 187H204V188H205ZM208 187H209V186H208ZM221 187H224V186H221ZM229 187H230V186H228V188H229ZM243 187H244V186H243ZM1 188H2V187H1ZM10 188H11V187H10ZM76 188H77V187H76ZM161 188H162V187H161ZM161 188H159V189H161ZM164 188H165V187H164ZM206 188H207V187H206ZM224 188H225V187H224ZM224 188H223V189H224ZM226 188H227V187H226ZM228 188H227V189H228ZM235 188H236V187H235ZM235 188H234V189H235ZM238 188L240 189L241 186L238 187ZM252 188H253V187H252ZM31 189H33V188H31ZM34 189H35V187H34ZM37 189H38V188H37ZM73 189H74V188H73ZM143 189H144V188H143ZM149 189H150V188H148V190H149ZM153 189H154V188H153ZM167 189H168V188H167ZM170 189H171V188H170ZM172 189H173V188H172ZM174 189H175V187H174ZM181 189H182V188H181ZM184 189H186V188H184ZM184 189H183V190H184ZM193 189H195V188H193ZM198 189H199V186H198ZM227 189H226V190H227ZM231 189H232V188H231ZM236 189H237V188H236ZM239 189H238V191H239ZM256 189H257V188H256ZM3 190H4V189H3ZM26 190H27V188H26ZM42 190H43V189H42ZM58 190H59V189H58ZM69 190H70V189H69ZM71 190H72V189H71ZM71 190H70V191H71ZM77 190H78V189H77ZM140 190H141V189H140ZM151 190H152V189H151ZM154 190H155V189H154ZM161 190H162V189H161ZM196 190H197V187H196ZM199 190H200V189H199ZM204 190H205V189H204ZM204 190H203V191H204ZM211 190H212V189H211ZM213 190H214V189H213ZM216 190H217V189H216ZM4 191H5V190H4ZM11 191H12V190H11ZM16 191H17V190H16ZM32 191H33V190H32ZM40 191H41V190H40ZM55 191H56V190H55ZM55 191H53V192H55ZM61 191H62V190H61ZM74 191H75V190H74ZM80 191H81V190H80ZM103 191H104V190H103ZM107 191H108V190H107ZM126 191H127V190H126ZM138 191H139V189H138ZM145 191H146V189H145ZM158 191H159V190H158ZM164 191H167V190L164 189ZM184 191H186V190H184ZM200 191H202V190H200ZM209 191H210V190H209ZM231 191H232V190H231ZM257 191H258V190H257ZM259 191H260V190H259ZM7 192H9V191H7ZM22 192H23V191H22ZM26 192H28V191H26ZM57 192H58V191H57ZM94 192H95V191H94ZM108 192H109V191H108ZM133 192H134V191H133ZM136 192H137V191H136ZM153 192H154V191H153ZM172 192H174V190H173ZM175 192H177V190H176ZM186 192H187V191H186ZM190 192H191V190H190ZM207 192H208V191H207ZM213 192H214V191H213ZM213 192H212L211 194H213ZM215 192H217V191H215ZM224 192L227 193V191H224ZM224 192H223V193H224ZM1 193H2V192H1ZM4 193H5V192H4ZM4 193H3V194H4ZM9 193H10V192H9ZM33 193H34V192H33ZM64 193H65V191H64ZM119 193H122V192L120 191ZM130 193H131V191H130ZM155 193H156V192H155ZM164 193H165V192H164ZM193 193H194V192H193ZM217 193H218V192H217ZM228 193H229V192H228ZM228 193H227V194H228ZM7 194H8V193H7ZM7 194H5V195H7ZM10 194H11V193H10ZM12 194H14V196H15V193H13V191H12ZM12 194H11V196H12ZM30 194H32V193H30ZM50 194H51V192H50ZM55 194H56V193H55ZM55 194H54V196H55ZM95 194H96V193H95ZM113 194H114V193H113ZM123 194H124V193H123ZM126 194H127V193H126ZM134 194H135V193H134ZM139 194H140V193H139ZM141 194H142V193H141ZM145 194H146V193H145ZM148 194H149V193H147V195H148ZM160 194H162V193H160ZM167 194H168V191H167ZM173 194H174V193H173ZM175 194H176V193H175ZM175 194H174V195H175ZM194 194L196 195V193H194ZM197 194H199V193H197ZM206 194H207V193H206ZM206 194H204V195H206ZM219 194H221V193L219 192ZM231 194H232V193H231ZM233 194H234V193H233ZM235 194H236V193H235ZM237 194H239V193H237ZM261 194H262V193H261ZM17 195H18V194H17ZM27 195H28V194H27ZM38 195L41 196L40 194H38ZM62 195H63V192H62ZM115 195H116V194H115ZM118 195H119V194H118ZM124 195H125V194H124ZM157 195H158V193H157ZM164 195H166V194H164ZM169 195H170V194H169ZM180 195H181L180 198H182V194H180ZM183 195H184V194H183ZM190 195H192V194H190ZM221 195H223V194H221ZM251 195H252V194H251ZM1 196H2V195H1ZM7 196H8V195H7ZM29 196H30V195H29ZM31 196H32V195H31ZM43 196H44V195H43ZM43 196H42V197H43ZM48 196H49V195H48ZM48 196H47V197H48ZM155 196H156V195H155ZM176 196H177V194H176ZM184 196H185V195H184ZM184 196H183V197H184ZM192 196H193V195H192ZM192 196H190V197H192ZM197 196H198V195H197ZM199 196H200V195H199ZM199 196H198V197H199ZM201 196H202V195H201ZM225 196H226V195H225ZM227 196H228V195H227ZM227 196H226V197H227ZM261 196H262V195H261ZM16 197H17V196H16ZM33 197H34V196H33ZM49 197H50V196H49ZM49 197H48V198H49ZM81 197H82V196H81ZM83 197H84V196H83ZM92 197H93V196H92ZM92 197H91V198H92ZM104 197H106V196H104ZM107 197H108V196H107ZM107 197H106V198H107ZM109 197H111V196H109ZM112 197H113V196H112ZM112 197H111V198H112ZM114 197H115V196H114ZM125 197H126V196H125ZM140 197H141V196H140ZM172 197H175V196H172ZM185 197L187 198V196H185ZM188 197H189V196H188ZM228 197H229V196H228ZM230 197H231V196H230ZM232 197H233V196H232ZM3 198H4V197H3ZM6 198H7V197H6ZM9 198H10V197H9ZM21 198H22V197H21ZM21 198H19V200H20ZM35 198H36V197H35ZM37 198H38V197H37ZM39 198H40V197H39ZM44 198H45V197H44ZM122 198H123V197H122ZM127 198H128V197H127ZM130 198H131V197H130ZM149 198L151 199V196H150ZM152 198H154V195L152 196ZM175 198H176V197H175ZM177 198H178V196H177ZM194 198H195V197H194ZM222 198H224V196H223ZM240 198H242V196H241ZM243 198H244V197H243ZM246 198H247V197H246ZM0 199H1V198H0ZM11 199H12V198H11ZM11 199H10V200H11ZM24 199H25V198H24ZM49 199H50V198H49ZM67 199H68V198H67ZM78 199H79V196H78ZM80 199H81V198H80ZM107 199H108V198H107ZM113 199H114V198H113ZM113 199H112V200H113ZM119 199H120V197H119ZM134 199H135V198H134ZM141 199H142V198H141ZM144 199H145V198H144ZM197 199H198V198H197ZM205 199H206V198H205ZM244 199H245V198H244ZM247 199H248V198H247ZM7 200H9V199H7ZM15 200H16V199H15ZM17 200H18V198H17ZM46 200H47V199H46ZM50 200H52V199H50ZM54 200H55V199H54ZM57 200H58V199H57ZM84 200H85V199H84ZM116 200H117V199H116ZM124 200L127 201L126 199H124ZM124 200H123V201H124ZM131 200H132V199H131ZM138 200H139V199H138ZM172 200H173V199H172ZM178 200H180V199H178ZM191 200L193 201V200H195V199H192V198H191ZM199 200H200V199H198V201H199ZM213 200H214V199H213ZM231 200H232V199H231ZM235 200H236V199H235ZM248 200H249V199H248ZM253 200H254V199H253ZM256 200H257V199H256ZM258 200H259V199H258ZM21 201L23 202V200H21ZM27 201H28V200H27ZM38 201H39V200H38ZM38 201H36V202H38ZM41 201H42V200H41ZM43 201H44V200H43ZM60 201H61V199H60ZM66 201H67V200H66ZM87 201H88V200H87ZM117 201L119 202V200H117ZM117 201H116V202H117ZM123 201H122V202H123ZM148 201H149V200H148ZM150 201H151V200H150ZM169 201H170V200H169ZM185 201H186V200H185ZM188 201H189V200H188ZM195 201H196V200H195ZM240 201H242V200H240ZM244 201H245V200H244ZM260 201H261V200H260ZM0 202H1V201H0ZM7 202H8V201H7ZM7 202H6V203H7ZM11 202H12V201H11ZM11 202H10V203H11ZM16 202H17V201H16ZM32 202H34V201L31 200L30 203H32ZM46 202H48V201H46ZM52 202H53V201H52ZM56 202H58V201H56ZM70 202H72V201H70ZM70 202H68V203H70ZM83 202H84V201H82V203H83ZM88 202H89V201H88ZM111 202H112V201H111ZM113 202L115 203V201H113ZM129 202H130V200L128 199V203H129ZM131 202H132V201H131ZM135 202L137 203V201H135ZM143 202H144V201H143ZM159 202H160V201H159ZM179 202H180V201H179ZM179 202H178V203H179ZM183 202H184V201H183ZM207 202H208V201H207ZM219 202H220V201H219ZM226 202H227V201H226ZM242 202H243V201H242ZM246 202H247V201H246ZM1 203H2V202H1ZM8 203H9V202H8ZM17 203H18V202H17ZM40 203H41V202H40ZM44 203H45V201H44ZM58 203H59V202H58ZM62 203H63V201H62ZM72 203H73V202H72ZM82 203H81V201H80V204H82ZM85 203H86V202H85ZM148 203H149V202H148ZM153 203H154V201L152 202V204H153ZM160 203H162V201H161ZM164 203H166V202H164ZM171 203H172V202H171ZM171 203H169V204H171ZM197 203H198V202H197ZM216 203H218V202H216ZM259 203H262V202H259ZM12 204H13V203H12ZM18 204H19V203H18ZM24 204H25V203H24ZM34 204L36 205L37 203H34ZM34 204H33V205H34ZM38 204H39V202H38ZM55 204H57V203H55ZM66 204H67V203H66ZM88 204H89V203H88ZM95 204H96V203H95ZM100 204H101V203H100ZM123 204H124V203H123ZM132 204H133V203H132ZM137 204H139V203H137ZM141 204L143 205L142 202H141ZM150 204H151V202H150ZM175 204H177V203H175ZM191 204H192V203H191ZM220 204H221V203H220ZM230 204H232V203H230ZM230 204H229V205H230ZM251 204H252V203H251ZM8 205H9V204H8ZM25 205H27V202H26ZM41 205H44V204L41 203ZM48 205H49V204H48ZM48 205H47V207H48ZM61 205H62V204H61ZM63 205H64V204H63ZM67 205H68V204H67ZM86 205H87V204H86ZM98 205H99V204H98ZM107 205H108V204H107ZM118 205H119V204H118ZM135 205H136V204H135ZM172 205H173V204H172ZM202 205H203V204H202ZM225 205H226V204H225ZM225 205H224V206H225ZM241 205H242V204H241ZM249 205H250V204H249ZM261 205H262V204H261ZM22 206H24V205H22ZM31 206H32V204H31ZM52 206H53V205H52ZM55 206H56V205H55ZM65 206H66V205H65ZM69 206H71V205H69ZM73 206H74V205H73ZM82 206H83V205H82ZM84 206H85V205H84ZM151 206H152V205H151ZM167 206H168V205H167ZM175 206H176V205H175ZM193 206H195V205H193ZM197 206H198V205H197ZM197 206H196V207H197ZM216 206H217V205H216ZM242 206H243V205H242ZM242 206H241V207H242ZM252 206H253V205H252ZM262 206H264V205H262ZM10 207H13V206L11 205ZM14 207L16 208L17 206L14 205ZM45 207H46V205H45ZM49 207H50V205H49ZM57 207H58V205H57ZM60 207H61V206H60ZM60 207H59V208H60ZM66 207H68V206H66ZM75 207H76V205H75ZM96 207H98V206H96ZM101 207H102V206H101ZM103 207H104V206H103ZM125 207H126V205H125ZM176 207H177V206H176ZM178 207H179V206H178ZM185 207H186V206H185ZM185 207L183 208V210L185 209ZM196 207H193V208H196ZM201 207H202V206H201ZM201 207H200V208H201ZM218 207H219V206H218ZM225 207H226V206H225ZM225 207H222V208H224V209L227 211V209H226ZM233 207H234V206H233ZM236 207H237V206H236ZM238 207H239V206H238ZM246 207H247V206H246ZM249 207H250V206H249ZM257 207H258V206H257ZM259 207H260V206H259ZM0 208L2 209V207H0ZM23 208H24V207H23ZM32 208H33V207H32ZM42 208H43V207H42ZM51 208H52V207H51ZM70 208H71V207H70ZM70 208H69V209H70ZM72 208H73V207H72ZM88 208H89V207H88ZM88 208H87V210H88ZM92 208H93V206H92ZM135 208L137 209V207H135ZM139 208H140V207H139ZM148 208H149V207H148ZM151 208H152V207H150L149 209H151ZM159 208H160V207H159ZM159 208H158V209H159ZM174 208H175V207H174ZM190 208H191V209H190ZM200 208L197 207V209H200ZM209 208H211V207H209ZM213 208H214V207H213ZM215 208H216V207H215ZM219 208H220V207H219ZM222 208H221V209H222ZM252 208H253V207H252ZM255 208H256V207H255ZM255 208H254V209H255ZM40 209H41V208H40ZM63 209H64V208H63ZM94 209H95V208H94ZM120 209H121V208H120ZM141 209H142V208H141ZM152 209H153V208H152ZM162 209H163V208H162ZM162 209H161V210H162ZM177 209H178V208H177ZM181 209H182V207H181ZM181 209H178V210H181ZM188 209H189L188 211H192V206H191V207L189 206ZM211 209H212V208H211ZM228 209H229V208H228ZM230 209H231V208H230ZM234 209H235V207H234ZM236 209H237V208H236ZM245 209H246V208H245ZM30 210H31V209H30ZM44 210H46V209H44ZM84 210H85V209H84ZM114 210H115V209H114ZM124 210H125V209H124ZM138 210H140V209H138ZM143 210H144V209H143ZM145 210H146V209H145ZM166 210H168L167 207H166ZM171 210H172V209H171ZM175 210H176V208H175ZM183 210H182V211H183ZM202 210H203V207H202ZM206 210H208V209H206ZM214 210H215V209H214ZM214 210H212V211H214ZM219 210H220V209H219ZM219 210H217V212H218ZM232 210H233V209H231V211H232ZM250 210H251V209H250ZM262 210H264V209H261V212H260V213H262ZM2 211H3V210H2ZM31 211H32V210H31ZM35 211H37V210H35ZM51 211H52L51 213H53V210H51ZM107 211H108V210H107ZM118 211H119V210H118ZM118 211H115V212H118ZM122 211H123V210H122ZM132 211H135V210H132ZM152 211H154V210H152ZM156 211H158V210H156ZM182 211H181V212H182ZM193 211H194V210H193ZM215 211H216V210H215ZM215 211H214V212H215ZM222 211H223V210H222ZM222 211H221V213L224 212V211H223V212H222ZM233 211H234V210H233ZM239 211H240V210H239ZM239 211H237V212H238V213L243 212V211H241V212H239ZM248 211H249V210H248ZM248 211H247V212H248ZM254 211H256V210H253V211H252L253 213H249V214H250L249 216H248V213H247V216L250 217L251 214H252V215H253V214H256L259 210L256 211V213H254ZM3 212H4V211H3ZM37 212H38V211H37ZM39 212H40V210H39ZM42 212H43V211H42ZM56 212H57V214H59V216H60V212H61V211H60L59 213H58V211H56ZM66 212H67V211H66ZM74 212H75V211H74ZM90 212H91V211H90ZM90 212H89V213H90ZM93 212H94V211H93ZM129 212H130V210H129ZM145 212H146V211H145ZM158 212H160V211H158ZM158 212H157V214H158ZM173 212H174V210H173ZM186 212H187V211H186ZM194 212H195V211H194ZM217 212H215V213L217 214ZM234 212H235V211H234ZM46 213H47V212H46ZM83 213H85V212H83ZM96 213H97V212H96ZM99 213H100V210H99ZM124 213H125V211H124ZM124 213H123V214H124ZM131 213H132V215L134 214L133 212H131ZM143 213H144V212H143ZM146 213H147V212H146ZM153 213H154V212H153ZM167 213H168V212H167ZM184 213H185V211H184ZM184 213H183V214H184ZM191 213H192V212H191ZM211 213L213 214V212H211ZM219 213H220V211H219ZM221 213H220V214H221ZM225 213H226V212H225ZM238 213H237V216H234L233 214L230 215V216L228 215V216L230 217V218L228 217V219H232V216H233L234 218H235V217H238ZM244 213H245V212H243V215H244L245 217H244V216L241 217L240 215H239V216H240L241 218H248V217H246V213H245V214H244ZM258 213H259V212H258ZM258 213H257V214H258ZM260 213H259V214H260ZM0 214H1V213H0ZM37 214H38V213H37ZM44 214H45V213H44ZM63 214H64V213H63ZM94 214H95V213H94ZM104 214H105V213H104ZM107 214H108V213H107ZM117 214H118V213H117ZM128 214H130V213H128ZM128 214H127V215H128ZM170 214H171V213H170ZM172 214H173V213H172ZM189 214H190V213H189ZM195 214H196V213H195ZM195 214H194V215H195ZM201 214H202V213H201ZM203 214H204V213H203ZM229 214H230V212H229ZM257 214H256V215H257ZM259 214H258V215H259ZM24 215H25V214H24ZM47 215H48V213H47ZM66 215H67V214H66ZM73 215L75 216V214H73ZM85 215H89V214H85ZM108 215H109V214H108ZM148 215H149V214H148ZM151 215H152V214H151ZM155 215H156V214H155ZM158 215H159V214H158ZM161 215H162V212H161ZM168 215H169V214H168ZM176 215H177V214H176ZM187 215H188V214H187ZM187 215H186V216H187ZM204 215H205V214H204ZM214 215H215V214H214ZM222 215H223V214H222ZM235 215H236V214H235ZM256 215H255V217H256ZM261 215H264V213H262ZM26 216H27V215H26ZM45 216H46V215H45ZM50 216H51V215H50ZM61 216H63V215H61ZM83 216H84V215H83ZM100 216H101V214H100ZM104 216H105V215H104ZM116 216H118V215H116ZM116 216H115V218H116ZM119 216L121 217V215H119ZM140 216H141V215H140ZM142 216H143V215H142ZM162 216H163V215H162ZM165 216H166V214H165ZM169 216H170V215H169ZM169 216H168V217H169ZM172 216H173V215H172ZM172 216H171V217H172ZM177 216H178V215H177ZM179 216H180V215H179ZM181 216H182V215H181ZM188 216H189V215H188ZM191 216H192V215L190 214V217H191ZM197 216H199V215H197ZM200 216H201V215H200ZM206 216H207V215H206ZM206 216H205V217H206ZM212 216H213V215H212ZM10 217H12V216H10ZM18 217H19V216H18ZM21 217H22V216H21ZM23 217H24V216H23ZM27 217H28V216H27ZM27 217H26V218H27ZM29 217H30V216H29ZM29 217H28V218H29ZM33 217H34V216H33ZM63 217H64V216H63ZM92 217H93V216H92ZM95 217H96V216H95ZM101 217H102V216H101ZM105 217H108V216H105ZM120 217H119V219H120ZM131 217H132V216H131ZM168 217H167V218H168ZM173 217H174V216H173ZM173 217H172V219H173ZM175 217H176V216H175ZM195 217H196V216H195ZM203 217H204V216H203ZM207 217H208V216H207ZM207 217H206V218H207ZM209 217H211V216H209ZM209 217H208V218H209ZM214 217H215V216H214ZM221 217H222V216H221ZM257 217H258V219H259V216H257ZM260 217H261V216H260ZM12 218H13V217H12ZM15 218H16V216H15ZM19 218H20V217H19ZM28 218H27V219H28ZM57 218H58V217H57ZM82 218H83V217H82ZM86 218H88V217H86ZM109 218H110V216H109ZM122 218H123V217H122ZM139 218H140V217H138V219H139ZM143 218H145V217H143ZM152 218H153V217H152ZM184 218H185V217H184ZM198 218H199V217H198ZM198 218H197V219H198ZM200 218H201V217H200ZM208 218H207V220H208L207 223L209 222V219H208ZM222 218H223V217H222ZM238 218H239V217H238ZM238 218H236V219H237V222H239ZM251 218L253 219L254 216H252ZM262 218H264V217H262ZM262 218H261V219H262ZM2 219H3V218H2ZM29 219H30V218H29ZM31 219H32V218H31ZM40 219H41V217H40ZM49 219H50V218H49ZM54 219H56V218H54ZM63 219H64V218H63ZM63 219H62V220H63ZM77 219H78V217H77ZM89 219H90V218H89ZM96 219H97V218H96ZM105 219H106V218H105ZM112 219L114 220V218H112ZM116 219H117V218H116ZM130 219H131V218H130ZM130 219H129V220H130ZM132 219H134V218H132ZM138 219H137V220H138ZM145 219H146V218H145ZM148 219H150V218H148ZM154 219H155V218H154ZM159 219H160V218H159ZM189 219H190V218H189ZM192 219H193V218H192ZM224 219H227V217L224 218ZM224 219H223V220H224ZM258 219H257V220H258ZM45 220H48V219L45 218ZM50 220H52V219H50ZM50 220H49V221H50ZM60 220H61V219H60ZM60 220H59V222H60ZM62 220H61V221H62ZM91 220H92V219H91ZM94 220H95V218H94ZM94 220H93V222H94ZM110 220H111V218H110ZM155 220H157V219H155ZM175 220H176V218H175ZM179 220H180V219H179ZM179 220H178V222H181L182 219H181L180 221H179ZM186 220H187V218H186ZM194 220H195V224H194V225H196V222H197L198 220H196V218H195ZM194 220H193V221H194ZM200 220H201V219H200ZM202 220H203V219H202ZM217 220H218V219H217ZM243 220L246 222V219H243ZM257 220H256V221H257ZM259 220H260V219H259ZM8 221H9V220H8ZM14 221H15V220H14ZM18 221H19V220H18ZM28 221H29V220H28ZM41 221H42V220H41ZM52 221H54V220H52ZM52 221H51V222H52ZM55 221H56V220H55ZM57 221H58V219H57ZM67 221L69 222V219H68ZM74 221H75V220H74ZM97 221H98V220H97ZM106 221H108V220L106 219ZM116 221H117V220H116ZM124 221H125V220H124ZM132 221H133V220H132ZM135 221H136V220H135ZM150 221H151V220H150ZM152 221H153V220H152ZM160 221H161V220H160ZM162 221H163V220H162ZM169 221H170V220H169ZM183 221H185V220H183ZM193 221L191 220L192 223H193ZM212 221H213V220L211 219V220H210V224H211ZM218 221H220V220H218ZM227 221L229 222V220H227ZM234 221H235V219L233 220V222H234ZM241 221H242V220L240 219V222H241ZM250 221H251V219H249V222H250ZM254 221H255V218H254ZM5 222H6V221H5ZM20 222H21V221H20ZM22 222H23V221H22ZM39 222H40V220H39ZM44 222H45V221H44ZM51 222H50V223H51ZM65 222H66V221H65ZM70 222H71V221H70ZM70 222H69V223H70ZM87 222H88V221H87ZM98 222H99V221H98ZM145 222H146V221H145ZM155 222H156V221H155ZM157 222H158V220H157ZM164 222H165V221H164ZM170 222H171V221H170ZM178 222H176V223H178ZM199 222H200V221H199ZM199 222H197V223H199ZM203 222L206 223V219H204ZM213 222H214V221H213ZM216 222H217V221H216ZM220 222H221V221H220ZM223 222H224V223L221 222L222 225H223V224H226V223H225V220H224ZM228 222H227V224H226L227 226H228ZM233 222L230 220V223H233ZM237 222H234V223H237ZM247 222H248V219H247ZM247 222H246V223H247ZM252 222H253V220H252ZM0 223H1V222H0ZM7 223H8V222H7ZM27 223H28V222H27ZM48 223H49V222H48ZM50 223H49V224H50ZM52 223H53V222H52ZM57 223H58V222H57ZM60 223H61V222H60ZM72 223H73V222H72ZM75 223H76V222H75ZM77 223H78V221H77ZM82 223H83V222H82ZM82 223L80 222V224H82ZM96 223H97V222H96ZM137 223H138V222H137ZM150 223H151V222H150ZM176 223H175V224H176ZM230 223H229V225H232V224H230ZM234 223H233V224H234ZM254 223H256V222H254ZM254 223H253V224H254ZM260 223H261V222H260ZM5 224H6V223H5ZM37 224H38V223H37ZM63 224H65V223H63ZM67 224H68V223H67ZM97 224H98V223H97ZM113 224H114V223H113ZM129 224H130V223H129ZM143 224H144V223H143ZM172 224H173V222H172ZM185 224H186V222H185ZM187 224H188V223H187ZM189 224H190V222H189ZM250 224H251V223H250ZM262 224H264V223H262ZM10 225H11V224H9V226H10ZM23 225H24V224H23ZM28 225H29V224H28ZM28 225H27V226H28ZM47 225H48V224H47ZM53 225H54V223H53ZM53 225H52V226H53ZM74 225H75V224H74ZM83 225H84V224H83ZM86 225H88V224H86ZM91 225H92V224H91ZM100 225H102V224L100 223ZM164 225H165V223H164ZM181 225H183V224H181ZM181 225H180V226H181ZM200 225H201V223H200ZM208 225H209V224H208ZM216 225H217V224H216ZM242 225H245V223L242 224ZM247 225H248V224H247ZM27 226L25 225V228H26ZM35 226H36V225H35ZM57 226H58V225H57ZM111 226H112V225H111ZM135 226H136V225H135ZM137 226H138V225H137ZM159 226H160V223H159ZM161 226H163V225H161ZM168 226H169V225H168ZM170 226H171V225H170ZM192 226H193V225H192ZM201 226H202V225H201ZM232 226H233V225H232ZM257 226H258V225H257ZM261 226H262V225H261ZM37 227H38V226H37ZM37 227H36V228H37ZM64 227H65V226H64ZM66 227H68V226H66ZM69 227L72 228V226H70V225H69ZM69 227H68V229H70ZM131 227H132V226H131ZM140 227H141V226H140ZM188 227H189V226H188ZM196 227H197V226H196ZM205 227H206V226H205ZM208 227H211V226H208ZM217 227H218V226H217ZM220 227H223V226H220ZM230 227H231V226H230ZM251 227H252V226H251ZM259 227H260V226H259ZM259 227H257V228H259ZM23 228H24V227H23ZM31 228H32V226H31ZM36 228H35V229H36ZM58 228H59V227H58ZM82 228H83V227H82ZM115 228H117V227H115ZM163 228H164V227H163ZM194 228H195V227H194ZM199 228H200V227H199ZM223 228H224V227H223ZM231 228H233V227H231ZM237 228H238V227H237ZM240 228H241V226H240ZM243 228H245V227L243 226ZM33 229H34V228H33ZM38 229H39V228H38ZM45 229H46V228H45ZM48 229H49V228H48ZM60 229H61V227H60ZM64 229H65V228H64ZM75 229H76V228H75ZM79 229H80V228H79ZM108 229H109V228H108ZM154 229H155V228H154ZM167 229H168V228H167ZM172 229H173V228H172ZM176 229H177V228H176ZM185 229H186V228H185ZM196 229H198V228H196ZM202 229H203V227H202ZM206 229H207V228H206ZM214 229H217V228H213L212 230H214ZM224 229H225V228H224ZM229 229H230V228H229ZM238 229H239V228H238ZM238 229H237V230H238ZM247 229H248V228H247ZM252 229H253V228H252ZM260 229H261V228H259V230H260ZM21 230H22V228H21ZM24 230H26V229H24ZM27 230H30V232H31V229L28 228ZM52 230H53V229H52ZM52 230H51V231H52ZM136 230H137V229H136ZM217 230H218V229H217ZM239 230H240V229H239ZM244 230L246 231V228H245ZM244 230H243V231H244ZM254 230H257V229L255 228ZM262 230H264V229H262ZM262 230H261V231H262ZM0 231H1V230H0ZM8 231H9V229H8ZM12 231H13V230H12ZM22 231H23V230H22ZM51 231H50V232H51ZM66 231H67V230H66ZM70 231H71V230H70ZM73 231H74V230H73ZM96 231H97V230H96ZM108 231H109V232H112L113 230H112V231L108 230ZM108 231H107V235H108V233H109ZM114 231H115V230H114ZM118 231H119V230H118ZM130 231H131V230H130ZM159 231H160V230H159ZM222 231H223V230H222ZM222 231H221V232H222ZM233 231H234V230H233ZM241 231H242V229H241ZM245 231H244V232H245ZM250 231H252V230H250ZM261 231H260V232H261ZM3 232H4V231H3ZM25 232H26V231H25ZM25 232H23V233H25ZM32 232H33V231H32ZM45 232H46V231H45ZM132 232H133V231H132ZM177 232H178V231H177ZM190 232H191V231H190ZM197 232H198V231H197ZM217 232H218V231H217ZM219 232H220V230H219ZM219 232H218V233H219ZM221 232H220V233H221ZM227 232H228V230L226 229V233H227ZM234 232H236V230H235ZM237 232H239V231H237ZM4 233H5V232H4ZM46 233H47V232H46ZM54 233H55V232H54ZM56 233H57V232H56ZM59 233H60V232H59ZM92 233H93V232H92ZM100 233H101V232H100ZM105 233H106V232H105ZM113 233H114V234H113ZM116 233H117V231L112 232V233H110V234H112V235L115 236ZM153 233H154V232H153ZM166 233H167V231H166ZM166 233H165V234H166ZM195 233H196V232H195ZM202 233H203V232H202ZM214 233H216V232H214ZM246 233H247V232H246ZM251 233H254V232H251ZM258 233H259V232H258ZM34 234H35V232H34ZM42 234H43V233H42ZM63 234H64V233H63ZM66 234H67V232H66ZM81 234H82V233H81ZM89 234L92 236L91 233H89ZM94 234H99V233H97V232L95 233V232H94ZM94 234H93V235H94ZM110 234H109V235H110ZM131 234H133V233H131ZM138 234H140V233H138ZM173 234H174V233H173ZM196 234H199V233H196ZM221 234H222V233H221ZM249 234H250V232H249ZM30 235H31V234H30ZM54 235H55V234H54ZM58 235H59V234H58ZM61 235H62V234H61ZM78 235H79V234H78ZM85 235H86V234H85ZM90 235H89V236H90ZM109 235H108V236H109ZM112 235H111V236H112ZM117 235L120 236V234H118V233H117ZM125 235H126V234H125ZM134 235H135V234H134ZM134 235H133V236L131 235V238H129V240H130V239H131V240H132V239L134 240V238H132V237H135ZM153 235H154V234H153ZM153 235L151 234V238H152V237H155L157 234L154 235V236H153ZM166 235H167V234H166ZM175 235H176V234H175ZM202 235H203V234H202ZM262 235H264V234H262ZM20 236H21V235H20ZM27 236H28V235H27ZM33 236H34V235H33ZM46 236H48V235H46ZM49 236H52V234L49 235ZM87 236H88V235H87ZM99 236H100V235H99ZM99 236H98V237H99ZM129 236H130V235H129ZM138 236H139V235H138ZM145 236L150 237L149 234H148V235H145V234H144V236L141 235V237H144V238H145ZM160 236H161V235H160ZM163 236H164V235H163ZM167 236H168V235H167ZM167 236H165V237H167ZM192 236H193V235H192ZM208 236H209V235H208ZM211 236H212V235H211ZM240 236H241V235H240ZM242 236H244V235H242ZM245 236H246V235H245ZM250 236H254V235H250ZM255 236H256V234H255ZM257 236H258V235H257ZM257 236H256V237H257ZM259 236H260V235H259ZM62 237H63V236H62ZM81 237H82V236H81ZM100 237H102V236H100ZM141 237H139L140 240H141ZM158 237H159V236H158ZM158 237H157V239H162V241H163V239L165 238V237H164V238H162V237H161V238H158ZM235 237H236V236H235ZM246 237H247V236H246ZM261 237H262V236H261ZM261 237H260V238H261ZM67 238H69V237H67ZM90 238H91V237H90ZM109 238H110V237H109ZM137 238H138V237H137ZM137 238L135 237V239H137ZM167 238H168V237H167ZM167 238H165V239H167ZM171 238H172V237H171ZM184 238H185V237H184ZM209 238H210V237H209ZM236 238H237V237H236ZM248 238H249V237H248ZM250 238H251V237H250ZM17 239H18V238H17ZM78 239H79V238H78ZM78 239H76V237H75V239H73L74 241H73V240L71 241V239H70L69 242H71V244H74V243L76 244V241H77ZM82 239H84V238H82ZM149 239H150V238H149ZM154 239H155V238H154ZM157 239H156V240H157ZM168 239H169V238H168ZM168 239H167V240H168ZM174 239H176V238H173L172 240H174ZM204 239H208V238H204ZM212 239H213V238H212ZM221 239H222V238H221ZM244 239H245V238H244ZM75 240H76V241H75ZM119 240H120V238H119ZM133 240H132V242L136 243V241H133ZM142 240H143V239H142ZM150 240H152V239H150ZM167 240H164V242H165V241L167 242ZM177 240H178V239H177ZM180 240H181V238L179 239V241H180ZM183 240H184V239H183ZM202 240H203V239H202ZM218 240H219V238H218ZM223 240H224V239H223ZM230 240H231V239H230ZM234 240H235V239L232 240L233 243H232V241H231V242L229 241L230 243L235 244V245H229V246L232 247L230 250L233 249V251H235V249L233 248V246H236V243H235L236 241L234 242ZM236 240H237V239H236ZM242 240H243V239H242ZM251 240H252V239H251ZM113 241H114V240H113ZM138 241H139V240H138ZM145 241H146V240H145ZM145 241H144V242H145ZM158 241H159V240H158ZM160 241H161V240H160ZM168 241H169V240H168ZM181 241H182V240H181ZM195 241H196V240H195ZM200 241H201V240H200ZM208 241H209V240H208ZM213 241H214V240H213ZM237 241H239V240H237ZM247 241H248V240H247ZM247 241H245V242H247ZM254 241H256V240H254ZM72 242H73V243H72ZM77 242H79V241H77ZM123 242H124V241H123ZM229 242H228V243H229ZM248 242H249V241H248ZM85 243H86V242H85ZM168 243H169V242H168ZM168 243H166V244H168ZM179 243H180V242H179ZM183 243H184V242H183ZM186 243H187V242H186ZM215 243H216V242H215ZM219 243H220V242H219ZM241 243H242V245H243L244 242H240V244H241ZM249 243H251V241H250ZM249 243H248V245H250ZM254 243H255V242H254ZM122 244H123V243H122ZM127 244H130V243H127ZM174 244H175V243H174ZM181 244H182V243H181ZM194 244L196 245V243H194ZM199 244H201V243L199 242ZM213 244H214V243H213ZM213 244H212V246L214 247ZM220 244H222V242H221ZM240 244H239V245H240ZM79 245H80V244H79ZM123 245H124V244H123ZM145 245H146V244H145ZM148 245H149V244H148ZM175 245H176V244H175ZM179 245H180V244H179ZM190 245H191V244H190ZM195 245L192 244V247H194ZM206 245H207V244H206ZM215 245H216V244H215ZM226 245H227V244H226ZM237 245H238V243H237ZM239 245H238V246H239ZM242 245H241V246H242ZM248 245H245V246H247V249H248V247H249ZM256 245H257V244H256ZM92 246H93V245H92ZM98 246H99V245H98ZM102 246H103V245H102ZM106 246H107V245H106ZM154 246H155V245H154ZM163 246H164V245H163ZM196 246H197V245H196ZM198 246L200 247V245H198ZM207 246H208V245H207ZM207 246H205V247H207ZM220 246H221V245H220ZM227 246H228V245H227ZM227 246H226V249L224 248L225 250H228V249L230 248L229 246H228L229 248H227ZM251 246H252V245H251ZM251 246H250V247H251ZM87 247H88V246H87ZM90 247H91V246H90ZM93 247H94V246H93ZM107 247H108V246H107ZM129 247H130V246H129ZM143 247H144V246H143ZM147 247H148V246H147ZM208 247H209V246H208ZM208 247H207V248H208ZM217 247H219V244L215 246V248H217ZM221 247H222V246H221ZM224 247H225V246H224ZM259 247H260V246H259ZM88 248H89V247H88ZM94 248H95V247H94ZM100 248H102V247H100ZM103 248H104V247H103ZM166 248H167V247H166ZM177 248H178V247H177ZM194 248H195V247H194ZM197 248H198V247H197ZM209 248H210V247H209ZM252 248H253V247H252ZM262 248H264V247H262ZM54 249H55V248H54ZM109 249H110V248H109ZM116 249H117V248H116ZM200 249H201V248H200ZM238 249H239V248H238ZM255 249H256V248H255ZM260 249H261V248H260ZM48 250H49V249H48ZM52 250H53V249H52ZM55 250H56V249H55ZM55 250H54V251H55ZM69 250H70V249H69ZM93 250H95V249H93ZM100 250H101V249H100ZM192 250H193V249H192ZM192 250H191V251H192ZM203 250H204V248H203ZM222 250H223V247H222ZM251 250H253V249H251ZM256 250H258V249H256ZM261 250H262V249H261ZM261 250H259V251H261ZM56 251H57V250H56ZM159 251H160V250H159ZM239 251H240V249H239ZM259 251H258V252H259ZM82 252H83V251H82ZM100 252H101V251H100ZM116 252H117V251H116ZM143 252H144V254L146 255V254H149L151 251H149V253H146L147 251H146V252L143 251ZM174 252H175V251H174ZM183 252H184V250H183ZM229 252H230V251H229ZM235 252H236V251H235ZM253 252H254V251H253ZM57 253H58V252H57ZM166 253H167V252H166ZM195 253H196V252H195ZM199 253H200V252H199ZM73 254H74V253H73ZM75 254H76V253H75ZM100 254H101V253H100ZM136 254H137V253H136ZM139 254H142V253L139 252ZM152 254H153V253H152ZM155 254H156V253H155ZM155 254H153V255H155ZM164 254H165V253H164ZM169 254H171V253L168 251V254H167V255H169ZM184 254L186 255L187 253H184ZM188 254H189V253H188ZM188 254H187L186 257L183 256L182 260L185 259L184 261H186V259H187V260L190 259V256H189ZM190 254H191V253H190ZM200 254H201V253H200ZM204 254H205V253H204ZM209 254H210V253H209ZM228 254H229V253H228ZM233 254H234V253H233ZM241 254H242V253H241ZM262 254H264V253H262ZM262 254H261V255H262ZM104 255H105V254H104ZM150 255H151V254H150ZM165 255H166V254H165ZM165 255H164V259H162V258H163V255H162V256H160V255H155V257L158 258V257L160 256V258H158V260L161 259V260H164V261H165V260H166ZM167 255H166V256H167ZM173 255H175V253L172 254L171 259H172V258L174 259ZM177 255H179V254L176 253L175 257H176ZM191 255H192V254H191ZM193 255H194V254H193ZM206 255H207V254H206ZM226 255H227V254H226ZM238 255H239V254H238ZM238 255H236V256L238 257ZM255 255H257V253H255ZM255 255H254V256H255ZM258 255H259V254H258ZM94 256H95V255H94ZM99 256H100V255H99ZM106 256H107V255H106ZM111 256H113V255H111ZM136 256H138V255H136ZM141 256H142V255H141ZM141 256L139 255V258H138V257H137V258H138L139 260H144V259H141V258L143 257V256H142V257H141ZM157 256H158V257H157ZM4 257H5V256H4ZM4 257L2 256L3 259H4ZM84 257H85V256H84ZM90 257H91V256H90ZM103 257H104V256H103ZM122 257H123V256H122ZM140 257H141V258H140ZM146 257H147V255H146ZM148 257H149L148 259H151V258H152L151 256H148ZM150 257H151V258H150ZM167 257H168V258H167V261H169L170 258H169V256H167ZM177 257H178V256H177ZM179 257H180V256H179ZM181 257H182V256H181ZM187 257H188V258H187ZM194 257H195V255H194ZM194 257L191 256L192 259H194ZM196 257H197V255H196ZM225 257H226V256H225ZM231 257H232V256H231ZM231 257H229V259H228V257H227L226 259L230 260ZM234 257H235V256H234ZM240 257H242V255H240ZM240 257H239V258H240ZM261 257H264V255H262ZM0 258H1V256H0ZM2 258H1V259H2ZM49 258H50V257H49ZM55 258H57V257H55ZM62 258H63V257H62ZM113 258H114V257H113ZM127 258H128V257H127ZM143 258H145V257H143ZM156 258H155V259H156ZM197 258L200 259L199 257H197ZM197 258H195V259H197ZM213 258H214V257H213ZM220 258H222L221 255H220ZM52 259H53V258H52ZM82 259H84V258H82ZM110 259L112 260V257H111ZM114 259H115V258H114ZM129 259H131V256H130ZM132 259H134L133 256H132ZM132 259H131V261H132ZM135 259H136V257H135ZM135 259H134V260H135ZM168 259H169V260H168ZM173 259H172V260H173ZM195 259H194V262H195V261H197V262L200 261V260H195ZM206 259H207V258H206ZM241 259H242V258H241ZM243 259H244V258H243ZM259 259H260V258H259ZM33 260H34V259H33ZM62 260H63V259H62ZM62 260H61V261H62ZM91 260H92V259H91ZM117 260H118V259H117ZM146 260H147V259L145 258V261H146ZM151 260H152V259H151ZM151 260H149V261L151 262ZM158 260L156 259V261H158ZM161 260H160L159 262H161ZM175 260H176V259H175ZM177 260L179 261V258H178ZM180 260H181V259H180ZM204 260H205V259H204ZM223 260H224V258H223ZM223 260H222V259H220V260L218 259V260L215 261V262L217 263L218 261L220 262V261H223ZM228 260H227V261H228ZM233 260H234V262H236V259H233V258L231 259L230 262H232ZM237 260H238V258H237ZM245 260H248V259H245ZM10 261H11V260H10ZM22 261H23V260H22ZM24 261H25V263L28 262V264L31 263V262L26 261V260H24ZM47 261H48V260H47ZM53 261H54V260H53ZM56 261H57V260H56ZM79 261H80V260H79ZM122 261H123V260H122ZM145 261H144V262H145ZM149 261H147V263H148ZM152 261H154V260H152ZM167 261H166L165 263H171V262L173 263L174 260L171 261V262H167ZM202 261H203V260H201V262H202ZM209 261H210V260H209ZM211 261H212V260H211ZM224 261H226V260H224ZM240 261H241L240 264H242V260H240ZM251 261H252V260H250V261H248V262H249L250 264H253V263L255 262V261H254L253 263H251ZM256 261H257V260H256ZM259 261H260V260H259ZM34 262H35V260H34ZM126 262H127V261H126ZM126 262H125V263H126ZM142 262H143V261H142ZM144 262H143V263H144ZM203 262L207 263L206 261H203ZM203 262H202V263H203ZM215 262H213V263H215ZM237 262H239V261H237ZM237 262H236V263H237ZM244 262H245V264L248 263V262H246V261H244ZM262 262H264V261H262ZM1 263H2V262H1ZM6 263H7V262H6ZM23 263H24V262H23ZM35 263H36V262H35ZM52 263H53V262H52ZM65 263H67V262H65ZM68 263H69V261H68ZM92 263H93V262H92ZM130 263H131V262H130ZM145 263H146V262H145ZM208 263L210 264V263H212V262H208ZM213 263H212V264H213ZM224 263H226V262H224ZM227 263L229 264V262H227ZM257 263H261V262H255V264H257ZM2 264H3V263H2ZM4 264H5V263H4ZM11 264H12V263H11ZM17 264H18V263H17ZM32 264H33V262H32ZM37 264H38V263H37ZM49 264H50V263H49ZM53 264H54V263H53ZM72 264H73V263H72ZM110 264H111V263H110ZM126 264H127V263H126ZM163 264H164V263H163ZM191 264H192V263H191ZM193 264H194V263H193ZM197 264H199V262H198ZM203 264H204V263H203ZM219 264H222V263L220 262ZM232 264H234V263H232ZM237 264H238V263H237ZM262 264H264V263H262Z\"/></svg>",
    "mask_w": 264,
    "mask_h": 264
}]
</instances>
